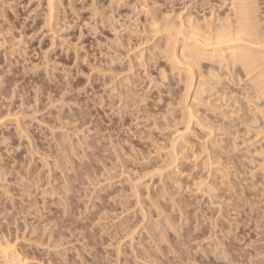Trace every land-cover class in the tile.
I'll list each match as a JSON object with an SVG mask.
<instances>
[{
    "label": "rangeland",
    "instance_id": "1",
    "mask_svg": "<svg viewBox=\"0 0 264 264\" xmlns=\"http://www.w3.org/2000/svg\"><path fill=\"white\" fill-rule=\"evenodd\" d=\"M62 1V0H61ZM60 0H53V2H55L54 4L56 5L57 3H60L61 2ZM69 0H63L61 3H63L62 4V6L60 5V4H57L56 6L54 5V8H55V10H56V7L58 8V13H56L57 11H55V13L56 14H58L56 17H52V20L50 21L51 22V24L49 23V25H50V27H51V25H56L57 26V24H58V26H57V28L55 29V27L56 26H53V27H51V29L52 28H54L55 30H57L56 32H54L53 30H52V32L50 31V27H49V25H48V23H47V12H48V10L47 9H49L50 10V8L48 7L47 8V4L46 3H48L47 2V0H0V31L1 32H3V33H1L0 34V242H2V241H4V242H8V240H9V242L10 243H12V245L14 244V246H16L17 248H16V251H19L18 253H20L22 256H23V258L25 257V255H26V257L25 258H28L29 260V262H28V264L30 263H32V264H117V262L119 263V264H133V260H135V264H143V261H146V260H148L146 263L147 264H154V263H157V264H160V262H156V260H151V258H148V259H144V258H146L145 257V254H147V252L148 251H151L150 253H152L153 251L154 252H156L155 250L160 246V242L161 243H163L164 241H170V243H171V241H173V243L170 245V248L172 249L173 248V245H174V242H175V244L177 245V247H174L175 249L174 250H178V249H176V248H179V250L176 252V253H174V250H172V256L173 257H171V253H170V248H168L169 246H167L168 244H170V243H165V245H164V243L162 244V245H164V246H160V249L162 250V252L160 253V254H158L160 257H161V259H163V258H165L166 256H165V254L166 253H168L167 251L168 250H166V248L167 249H169L170 251H169V255H167V257L165 258V259H163V261H164V263H161V264H168L169 262H171V260H174V262L175 261H177V264H180V262L176 259L175 260V258H178L179 256L181 257L179 260L182 262V260H183V262H182V264L183 263H186V261H187V257H185L184 258V255L186 256V255H188L191 251H193V250H195V246L197 245V246H199L200 247V249L202 248V252H204V251H206V250H204V248L207 246L206 245V240L207 239H205V238H208L209 237V239H210V236H211V240H214V241H210V240H207V241H209L208 242V247H210V248H208V249H210V251L209 250H207L209 253H210V255H211V248L215 245L214 243H224V244H228V241H229V243H230V245H233V248L231 247V246H227V245H224L225 247V249L226 248H228V250H227V254H220V253H222L221 251H223V247H220V248H222L221 249V251H220V248L218 249V247L219 246H217V245H215V247L217 246V248H215V250L214 251H212V253H214V254H216L215 256H213L212 255V257L211 256H209V255H207V257L205 256L206 254H205V252H204V256H205V258H204V256L203 257H201L202 256V254H200L199 253V251H200V249L198 248V247H196L197 249L196 250H198L199 249V251H197V253H199L200 255H198L197 253H195V252H191L190 254L194 257V253H195V257H194V259L192 258V257H190L191 258V261L190 260H188L187 261V264H189L190 262L192 263V261L193 260H198L197 261V263H199L201 260H202V258H203V260L200 262V263H202L203 262V264H208L207 262H204V260L206 259H208L207 261L208 262H211V263H209V264H215L216 262H217V259L220 257V256H224V255H226V257H228L227 259V261H228V263L229 262H231L232 260L229 258V257H234V256H237V259L238 260H240V258H239V256L241 255H239V253H241V251H245L244 252V256H245V254H247L248 252H253L252 254V257H256V254H258L259 252H260V250L258 251V253H256L255 251H254V249H255V247H253V246H255V245H257L258 244V242H257V240H256V242L253 240L255 237H256V232H259L258 230H260L259 228H258V230L257 231H255V233H254V230L255 229H257L256 228V226H254V225H252L251 226V224L250 223H248L249 221V218H246L245 216H244V214H246L245 212H244V210L246 211V212H248L247 210L249 209V207L250 206H252V205H254V204H256V207H259V204L261 205V206H263L261 203H258V202H260V201H254V198L255 197H253L252 196V198H253V200H252V198H250L249 197V199L251 200V201H254V203L253 204H251V205H247L246 204V202L248 201V199L247 200H242L243 198H244V196L246 197V195H249V194H251V192H252V190L250 191L247 187L249 186H247V184L246 183H248V184H250V183H252V182H248V181H252V179H249V180H246L245 181V178L246 179H248L249 178V174H248V172H250V171H247V168L248 167H250L251 166V169L253 170L255 167H253L254 165L256 166V164H257V161H259V160H264V159H262L263 157V155L261 156L260 154V157H256V159H255V157H254V159L256 160L253 164H252V162H251V159H253V157H252V152L253 151H255V150H253L254 148H258V149H256V152L259 150V145L261 144L259 141H260V136L259 137H257L256 136V134L254 135V133H255V131H253V132H249L248 134L246 133V131L244 132V125H242V127H236V128H240V129H235V132H236V130H237V132H238V130H240L239 132H238V137L240 138L241 137V139H238V137L236 136L235 137V139L236 140H238V141H236L235 139L233 140L234 142H235V144L236 143H238V144H240L241 146V148H238L239 147V145H237V146H235L234 145V147H236V148H233V142L231 141L232 140V137L231 138H229V137H227V139L229 140V145L230 144H232V146H230L231 147V149L233 148V150L234 149H236L235 150V152H232L233 150H231V152H229L230 151V149H229V151L227 150L228 148V143H227V145H226V140L224 139V138H226V135L228 136V134H229V136H232L231 134L233 133V135L235 134V132L234 131H232V130H234V127L233 128H228V127H226V125H228V123H230V119L231 118H234V116L236 117V115L234 114V116H230V114H231V112H229V111H226L227 112V114H226V112L224 111V110H231L232 108L234 109V106H232V108L231 109H228L229 107H227V106H229V105H231V103L233 102V100L234 99H236V98H240L241 96H242V94L243 93H241V92H243V91H241L242 89L240 88V82H239V84H238V81H237V84L239 85H236V81L235 82H232L231 83V86H229L230 85V82H231V80H230V82H229V85H227L230 89L232 88H234L233 90L231 89H228L227 87H225V84H226V82H227V80H225L226 82H225V84L223 83V82H220L222 85H223V88H224V91L222 90V92H224L225 93V95H224V93H223V95L226 97V96H228L227 95V91L229 90V93L228 94H230L229 96L231 97L232 95V97H231V99H230V101L228 100V102H227V106L225 107V108H223L226 104H223V103H221V104H223L222 105V107H221V104H220V100H219V95H218V93H217V96H215L216 95V92H214V94H213V91H216V89H214L212 92H210V93H208V94H206L207 96H208V98L206 97V95H205V101H204V103L203 104H201V105H203L202 107H205V109L207 110V109H209V108H211V106H212V102H213V100L214 99H216V101L214 100V102L215 103H217V102H219V103H217V106H218V104H219V106L221 107H217V106H215V107H217V109H215V108H211V110L212 109H214V110H212L213 112H215V114L217 113V114H219V115H217V117H219V118H221V119H217V117H216V115H215V117H216V120H218V121H223L222 123H221V121L219 122V124L221 123V127H223L222 125H224V129H221V127H219V133H216V135L217 136H219L220 137V135L221 134H223L224 132H226V135H225V137L223 138V137H221V140L222 141H224V143L225 144H223V142H221V140L220 141H218L219 139H218V137H215V135H212V137L210 136V132H212L213 130L215 131L216 129V131L218 132V128L216 127V126H219V124L217 125L216 124V122H218V121H216V120H214V114H213V112H211L209 115L207 114V111H209L210 112V109L209 110H207V111H205V109H204V111H203V108L200 106V102H198L199 100H197V101H195L194 102V95L193 94H191V92L192 93H194V90L196 89V87H197V84L195 83V81L197 82V81H199V79H200V77L198 76V78L199 79H197V76L195 75L194 76V78H193V82H190L191 84V86L189 87L187 84L188 83H181V82H183L182 81V75L181 74H185V73H183V72H186V74L187 73H189L190 74V72H188V69H189V67H187V65H185V64H176V63H174L173 61L172 62H170V59L169 58H167V55H166V53L164 54V50H166L165 48H164V50H163V44H164V40H167L168 42L167 43H170L171 44V42H170V39H174V37H178V39H176L175 38V40L177 41V43H175L174 44V48L176 49V51H177V53H180V49H181V47H182V43L184 42V41H181L182 39H183V37H184V33L186 34L187 32H189L191 29H189V28H187L188 30L187 31H185L184 32V30H186V29H184V25L187 23V20L186 19H184V17L188 14V16H190L191 17V20L190 21H194V22H198L199 21V23H201L202 25H205L206 24V21H205V19H206V17L204 16V15H208L209 16V13L208 12H210V14H211V12H212V10L211 11H209L208 10V8L209 9H213V10H217L218 12H214L213 11V16H214V18H215V15L214 14H221V15H225V13H224V11H225V9H227V6H226V8L225 7H223L222 9H219V7L217 8L216 6L217 5H215V3H219V4H221V2H222V4L221 5H225L224 3H223V1L224 0H214L215 2L213 3L212 1L213 0H209V1H211L210 3H212V4H214V6L216 7H210L211 5H209L210 3H209V1L208 0H205L206 2H202L203 3V6H201L202 8H200L199 7V5H200V1H202V0H181V1H179V0H173V1H171V0H168V1H170V2H168L167 0H142V1H144V3H142V1L141 0H114V4L116 5V3H115V1H117V5L115 6V5H113V0L112 1H109V0H71V1H69ZM109 1V2H108ZM119 1H120V3H119ZM122 1V2H121ZM127 1V2H126ZM132 1H134L135 3H134V6H132L133 5V3H132ZM146 1V2H145ZM166 1L168 2L167 4H166ZM178 1L180 2L179 4H178ZM187 3H185V2ZM200 3H199V2ZM218 1V2H217ZM91 2V3H90ZM97 2V3H96ZM123 2L125 3V4H123ZM151 2H153V3H151ZM171 2H173V6H174V9L173 8H171L170 6H172V5H170V3ZM177 2V3H176ZM183 2V3H182ZM74 4V6L72 5V7H71V4ZM92 3L95 5V7H96V5H97V7L95 8V9H97L96 11H98L99 9H101L100 10V12L101 11H103L101 14H100V12H97V15L99 16V15H103L102 16V18H101V16H97V15H94V14H96V11L94 10V5H92ZM108 3V4H107ZM110 3V4H109ZM112 3V4H111ZM118 3H119V6H122V7H119L118 6ZM121 3L123 4V5H121ZM127 3V4H126ZM128 3H130V4H128ZM142 3V4H141ZM146 3V4H145ZM149 4V6H147L148 4ZM175 3V4H174ZM204 3L206 4V5H204ZM69 4H70V6H69ZM99 4V5H98ZM145 4V5H144ZM154 4V5H153ZM172 4V3H171ZM185 4H186V6H185ZM218 4V5H219ZM50 5V4H49ZM63 5L65 6V8L64 9H66V10H64L63 9ZM110 5V6H109ZM111 5H112V7H113V9L114 10H112V8H111ZM128 5H129V7H130V9H128ZM166 5L167 6H169L168 8H170V9H167V7H166ZM189 5H191V7L189 6ZM202 5V4H201ZM226 5H228L229 6V4H228V2L226 3ZM90 6V7H89ZM118 6V7H117ZM127 6V7H126ZM145 6H147V7H145ZM152 6L153 7H155L157 10H155V8H152ZM172 6V7H173ZM178 6V7H177ZM183 6V7H182ZM184 6L186 7V8H184ZM205 6H207L206 8H205ZM213 6V5H212ZM220 6V5H219ZM2 7H4L3 9H2ZM103 7V8H102ZM116 7H117V10H116ZM132 7H133V9H132ZM134 7H135V10H134ZM145 7V8H144ZM222 6H220V8H221ZM71 8H74L73 10L71 9ZM85 8V9H84ZM87 8V9H86ZM99 8V9H98ZM111 8V10L112 11H114L115 13H113L112 12V14L110 13L109 14V12H111V10H109ZM150 8H152V9H150ZM182 8H183V10L185 9V13H184V11L182 10ZM199 8V9H198ZM229 8V7H228ZM72 10V12H71V10ZM76 9V10H75ZM84 9V10H83ZM91 9H92V11H95V13L93 12V15L94 16H96V18L95 19H93V17L91 16L92 15V12H91ZM105 11H104V10ZM132 9V10H131ZM146 9H147V13H148V15H146ZM149 9V10H148ZM172 9V10H171ZM179 9H180V13L181 14H179L180 15V17H179V15H178V17L182 20H179V18H178V23H179V26L181 25L180 24V21L183 23V21L184 22H186L185 24H182L183 25V27H181V28H183V29H181L180 27V29H181V31H180V29L179 30H177V32H175V34H172V32L174 33V31H175V27H177L176 26V24L174 25V23L175 22H177V21H174V17L176 18V20H177V14L179 13ZM189 9H191V11L189 10ZM223 9H224V11H223ZM151 10V11H150ZM153 10H155V12L153 11ZM204 10V11H203ZM220 10L222 11L221 13H220ZM1 11H2V13H1ZM51 11H54L53 9L51 10ZM50 11V12H51ZM66 13H65V12ZM116 11H117V13H116ZM130 11H132L131 13H130ZM158 11V12H157ZM169 11V12H168ZM173 11V12H172ZM177 11H178V13H177ZM183 11V12H182ZM226 11H228V9L226 10ZM225 11V12H226ZM4 12V13H3ZM50 12H48V14L50 13ZM73 12H74V14H73ZM90 12H91V14H90ZM126 12V13H125ZM150 12H151V14H150ZM153 12V13H152ZM172 12V13H171ZM52 13V15H53V13L54 12H51ZM51 13L49 14V15H51ZM54 13V15H56ZM62 13H65V14H62ZM73 15H72V14ZM99 13V14H98ZM127 13L129 14V15H127ZM154 13H156L157 15V17L156 16H154V18L152 17L153 15H155ZM170 13V14H169ZM191 13V14H190ZM206 13V14H205ZM223 13V14H222ZM3 14V15H2ZM4 14H6L5 16H4ZM46 15V17H45V15ZM75 14H77L78 15V17L75 15ZM107 14H108V16H107ZM124 14V15H123ZM153 14V15H152ZM184 15V17H182L183 15ZM190 14V15H189ZM51 15V16H52ZM65 15H66V17L68 18V20L66 21L65 20ZM70 15H72V16H70ZM75 15V16H74ZM109 15L111 16H113L114 18H112V17H109ZM16 16V17H15ZM44 16V17H43ZM51 16H49V17H51ZM59 16V17H58ZM88 16V17H87ZM90 16L92 17V20H91V18H90ZM120 16H121V18H120ZM146 16H148L147 18H146ZM171 16V17H170ZM174 16V17H173ZM188 16H186V17H188ZM193 16V17H192ZM202 16H204L205 17V19H204V17L202 18ZM213 16H210V17H213ZM48 17V18H49ZM98 17V18H97ZM106 17V18H105ZM129 17V18H128ZM150 17H152L153 19L152 20H150L151 18ZM155 17H156V19H159V21H161L160 20V18L161 19H163L164 20V22L162 21V23L160 22L159 24H160V26L164 23V24H166L167 26H168V28H169V31L171 30V34L169 33V31H168V29L167 28H164L165 30H167V31H163V30H160V29H158V27H159V24H158V20H156L155 22H157L156 23V25L158 26V27H156L157 29H155V27L153 26V24H152V22H154V20H155ZM173 17V19H171ZM3 18V19H2ZM46 18V22L45 23H47L46 25L43 23V21H45V20H43V19H45ZM58 18V19H57ZM73 19V21H72V19ZM108 18V19H107ZM134 18V19H133ZM184 20H183V19ZM214 18H210V20H208V21H212V20H214ZM55 19H57V20H55ZM62 19H64V20H62ZM77 19V20H76ZM96 19H97V22H96ZM114 19H116V20H114ZM118 19V20H117ZM125 19V20H124ZM204 19V20H203ZM207 19H209V17H207ZM5 20V21H4ZM55 20V21H54ZM75 20V21H74ZM84 20H85V22H87V23H84ZM89 20L91 21V23L89 22ZM94 20H95V23H94ZM101 20H102V22H101ZM103 20H104V22H103ZM107 20H109V21H107ZM111 20V21H110ZM112 20H114V21H112ZM128 20H130V21H128ZM148 20H150V21H148ZM188 20V21H189ZM3 21H4V23H3ZM52 21H54L53 23H52ZM58 23H57V22ZM63 21V22H62ZM70 21V22H69ZM100 21V22H99ZM116 21V22H115ZM135 21V22H134ZM174 21V22H173ZM203 21H205L204 23H203ZM10 22V23H9ZM64 22H67V24L68 23H70L69 25L70 26H66L65 24H64ZM111 22V23H110ZM113 22H115V23H113ZM129 22H131L132 24H131V26L129 25ZM150 22V23H149ZM64 24V26L67 28V30H66V28H64V26H63V24ZM75 23V24H74ZM97 23V24H96ZM108 23H110V25L108 24ZM119 23V24H118ZM126 23V24H125ZM177 23V24H178ZM189 23V22H188ZM40 24H42V26H40ZM93 24H94V26H95V28H94V26H93ZM97 25V27H96V25ZM114 24H116V25H119V26H116V25H114ZM126 26H125V25ZM128 24V25H127ZM164 24L162 25V26H164ZM13 25V26H12ZM43 25H45V26H43ZM72 25V26H71ZM86 27H85V26ZM100 25H103V26H100ZM112 25V26H111ZM113 25H114V27H113ZM121 25V26H120ZM80 26V27H79ZM94 28L96 31H94V29H93V31L95 32V33H93V31H92V28ZM116 26V27H115ZM130 26V30L131 29H133V32L135 33H133V34H130V32H132V31H129V29L127 28V27H129ZM161 26V27H162ZM185 26H188V24L187 25H185ZM40 27H42V28H40ZM46 27V28H45ZM49 29H48V28ZM68 27H69V29H68ZM91 28V30H90V28ZM111 29H110V28ZM114 28V30H116V31H114L113 30V28ZM118 27V28H117ZM122 29H121V28ZM161 27H159V28H161ZM166 27V26H165ZM189 27H190V25H189ZM61 28H62V30H61ZM89 28V29H88ZM119 30V31H117V29ZM123 28H124V30H123ZM186 28V27H185ZM191 28V27H190ZM6 29V30H5ZM13 29V30H12ZM39 29V30H38ZM98 29V30H97ZM128 29V30H127ZM178 29V28H177ZM48 30V31H47ZM62 32H61V31ZM82 30V31H81ZM124 31V33H122L123 31ZM9 31H11V32H9ZM129 31V32H128ZM159 32L158 34H157V32ZM182 31H183V33H182ZM58 32V33H57ZM81 32V33H80ZM117 32V33H116ZM164 32H166L167 33V35H166V33H164ZM179 32H180V34H182V35H180L179 34ZM54 33H56L55 35H53ZM119 33V34H118ZM162 33V34H161ZM168 33H169V35H172L171 37L172 38H170L169 36H168ZM82 34V35H81ZM124 34H126V35H124ZM130 36H129V35ZM157 34V35H156ZM178 34V35H177ZM11 35V36H10ZM69 35V36H68ZM79 35V36H78ZM117 37H116V36ZM121 35V36H120ZM131 35H133V36H131ZM175 35V36H174ZM187 35V34H186ZM3 36H5L4 38H3ZM7 36V37H6ZM16 36V37H15ZM105 36V37H104ZM123 36V37H122ZM135 36H136V38H135ZM158 36V37H157ZM167 36V37H166ZM61 37H62V39H61ZM107 37V38H106ZM120 37V38H119ZM129 39H131V41L130 40H128V38ZM159 37L160 38H162V39H160L161 41H164V42H160V40H159ZM169 37V38H168ZM180 37V38H179ZM52 38H53V41H52ZM67 39V40H65L64 41V39ZM114 39V40H111V39ZM122 38V39H121ZM138 38V39H137ZM164 38H166V39H164ZM168 38V39H167ZM4 41H3V40ZM16 39V40H15ZM99 41H98V40ZM118 39V40H117ZM143 39V40H142ZM179 39H181V40H179ZM5 40H7V42H5ZM21 40V41H20ZM96 40H97V42H98V44H97V42H96ZM110 40H111V42H110ZM121 40L123 41V44H121L122 42H121ZM127 40H128V43H127ZM175 40H173V42H176ZM1 41H3V42H1ZM10 41V42H9ZM23 41V43H21ZM61 41V42H60ZM114 41H116V43L114 42ZM119 41V42H118ZM126 41V42H125ZM132 41H133V43H132ZM139 41V42H138ZM172 41V40H171ZM20 42L21 44H18V43ZM51 42H53V44L51 43ZM63 42H65L64 44H61V43H63ZM106 42V43H105ZM114 42V43H113ZM130 42H131V44H130ZM50 43H51V45H50ZM56 43V44H55ZM110 43V44H109ZM119 43V44H118ZM125 43H126V45H125ZM161 43V44H160ZM13 44V45H12ZM16 46H15V45ZM55 44V45H54ZM112 44H113V46H112ZM118 44V45H117ZM129 44H130V46H129ZM170 44H168V45H170ZM63 47H62V46ZM75 45H77V46H75ZM92 45V46H91ZM101 45H102V47H101ZM106 45H110L112 48H113V50H112V48L109 46H106ZM117 45V46H116ZM122 45V46H121ZM124 45V46H123ZM137 45V46H136ZM163 45V46H162ZM172 45H173V43H172ZM171 45V46H172ZM15 46V47H14ZM19 46V47H18ZM61 46V47H60ZM106 46V47H105ZM135 46V47H134ZM180 46V47H179ZM18 47V48H17ZM75 47H77V48H75ZM82 47V48H81ZM98 47H100V49H101V51H100V49H96V48H98ZM116 47V48H115ZM121 47H123V48H121ZM137 47V48H136ZM139 47V48H138ZM145 47V48H144ZM165 47V46H164ZM25 48V49H24ZM84 48V49H83ZM105 48H107V50H105ZM109 48H111V49H109ZM167 48V47H166ZM78 49H79V51H78ZM115 49V50H114ZM75 50H77V51H75ZM105 51V53H104V51ZM113 51V53L115 54H113L112 53V51ZM117 50H118V52H117ZM147 52H146V51ZM183 50V49H182ZM99 51V52H98ZM109 51H111V53H112V55H111V53H109L110 55V57L108 56V54H106L107 52ZM141 51V53H143L142 55L141 54H139V53H137V52H140ZM145 51V52H144ZM77 52V53H76ZM92 52H93V54H92ZM102 52V53H101ZM136 52V53H135ZM182 52V51H181ZM24 53V54H23ZM76 54V55H75ZM102 54V55H101ZM104 54H106V57L104 58ZM145 54V55H144ZM79 55V56H78ZM84 55V56H83ZM118 55H120V56H118ZM135 55H138V56H135ZM139 55H140V58H142L143 59V61L146 59L147 61L145 62H142V60H140L139 59ZM78 56V58H75V57H77ZM86 56V57H85ZM114 58H113V57ZM142 56V57H141ZM144 56V57H143ZM180 56H181V53H180ZM119 57V58H118ZM136 57H138V60L136 59ZM146 57V58H145ZM16 58V59H15ZM85 58V59H84ZM95 58V59H94ZM116 58H117V60H116ZM75 59V60H74ZM83 59H84V61H83ZM114 59V60H113ZM99 60V61H98ZM111 60V61H110ZM132 60H133V63H130V61L132 62ZM74 61V62H73ZM77 61V62H76ZM83 61V62H82ZM106 61V62H105ZM140 61V62H139ZM12 62V63H11ZM85 62V63H84ZM112 62V63H111ZM168 62H170V65H169V63ZM48 63H49V65H48ZM142 64V63H145V64H142V65H144V66H141V65H139V64ZM110 64V65H109ZM112 64V65H111ZM129 64V67L127 66ZM130 64H132L131 66H130ZM134 64V65H133ZM204 63H202V65H201V70L204 72V75L205 76H207L206 74H207V72H208V68L205 66V65H207L208 66V64L207 63H205V65H203ZM108 65V66H107ZM150 65V66H149ZM175 65V66H174ZM180 65L182 66L183 65V67H180ZM112 66H114V67H112ZM133 66V67H132ZM141 66V67H140ZM172 66H174V67H172ZM179 66V67H178ZM186 66V67H185ZM27 67V68H26ZM128 67V68H127ZM130 67H132V68H130ZM177 69H176V68ZM109 68V69H108ZM113 68V69H112ZM161 68V69H160ZM175 68V69H174ZM183 68V69H182ZM186 68V69H185ZM112 69V70H111ZM127 69H129V70H127ZM181 69V70H180ZM207 69V70H206ZM161 70H163V71H161ZM178 70H179V72H181V74L179 75V76H181L180 77V79L179 80H177L178 78H179V76L177 75L178 74ZM185 70V71H184ZM190 71V70H189ZM206 71V72H205ZM15 72H16V74H15ZM161 72H163V73H161ZM209 73V72H208ZM134 74H135V76H134ZM150 74V75H149ZM160 74H161V76H160ZM163 74V75H162ZM174 74H176L177 75V77H176V75L175 76H173ZM114 75V76H113ZM168 75V76H167ZM210 75L211 74H208V77H206L207 79H209V77H210ZM223 74H219V76H222ZM187 76V75H186ZM224 76V75H223ZM111 77V78H110ZM127 77V78H126ZM128 77L130 78V79H128ZM162 77H165L164 79V81H162L161 79H163ZM167 77V78H166ZM176 78L175 79V81H173L172 80V78ZM224 77H226V76H224ZM223 77V78H224ZM65 78H66V80H65ZM124 78V79H123ZM160 78V79H159ZM185 78V75H184V77H183V79ZM222 78V77H221ZM23 79V80H22ZM150 79H152L151 80V82H150ZM188 79V78H187ZM109 80H111V81H109ZM133 80V81H132ZM15 81V82H14ZM51 81V82H50ZM104 81V82H103ZM126 81V82H125ZM166 81V82H165ZM168 81V82H167ZM178 81H180V83L178 84ZM186 81V80H185ZM102 82L104 83V85L102 84ZM121 82V83H120ZM177 82V83H176ZM62 83V84H61ZM118 83V84H117ZM127 83H128V85H127ZM131 83V84H130ZM160 83H161V85H160ZM162 83H164V85L162 84ZM167 83H169L168 84V87H167ZM176 83V84H175ZM193 83V84H192ZM220 83L218 84V85H220ZM234 83H235V85H234ZM242 84H244L243 82H241ZM120 84V85H119ZM123 84V85H122ZM177 84H178V86L179 87H177ZM228 84V83H227ZM15 85V86H14ZM27 85V86H26ZM176 85V86H175ZM183 85H184V88H183ZM221 85V86H222ZM17 86V87H16ZM66 86V87H65ZM71 86H72V88H71ZM77 86V87H76ZM164 86H166V88H165V91H164V87H163V89H162V87ZM170 86H172V87H170ZM221 86H219V88H221ZM234 86V87H233ZM238 86V87H237ZM85 87V88H84ZM118 87V88H117ZM119 87H120V89L122 90H120L119 89ZM129 88V90H128V88ZM131 87H132V89H131ZM134 87V88H133ZM161 89H160V88ZM192 87H193V89H192ZM235 87H237V89L235 88ZM30 88V89H29ZM43 88V89H42ZM66 88V89H65ZM74 88V89H73ZM77 88V89H76ZM114 88H116V89H114ZM125 88V89H124ZM159 88V89H158ZM169 90H171V91H169L170 92V96H168V95H166V92L168 91V89ZM170 88H174V89H170ZM179 88V89H178ZM191 88V89H190ZM23 89V90H22ZM81 89V90H80ZM117 89H119V91H117ZM125 91H124V90ZM130 89H131V91H130ZM181 89H183L182 91L183 92H181V94H182V97L180 96L181 94H179L180 92H179V90H181ZM188 89H190V90H188ZM228 89V90H227ZM239 89H240V92H239ZM13 90H15V92L13 91ZM40 90V91H39ZM68 90V91H67ZM134 90V93L132 92ZM236 91V92H233V91ZM18 91V92H17ZM63 93H62V92ZM64 91H65V93H64ZM85 91V92H84ZM121 91V92H120ZM128 91H130V92H128ZM160 91H163V92H160ZM172 91H173V94H172ZM220 91H221V89H220ZM219 91V94L220 93H222V92H220ZM50 92V93H49ZM120 92V93H119ZM125 92V93H124ZM132 92V93H131ZM138 92V93H137ZM140 92V93H139ZM176 92V93H175ZM231 92H232V94H231ZM237 92H238V94H237ZM11 93H12V95H14V96H12L11 95ZM22 93V94H21ZM37 93V94H36ZM80 93V94H79ZM119 93V94H118ZM123 93V94H122ZM136 93V94H135ZM164 93V94H163ZM240 93H241V95H240ZM49 94V95H48ZM65 94V95H64ZM96 94V95H95ZM120 94H122V96L123 97H120ZM124 94H126V95H124ZM133 94V96H129V95H132ZM134 94L136 95V97L137 98H135V96H134ZM163 96H162V95ZM215 96V97H213V95ZM36 95V96H35ZM100 95H102L101 96V99H100ZM128 95V96H127ZM174 95H175V97H174ZM212 95V96H211ZM7 96H10V97H7ZM60 96V97H59ZM118 96V97H117ZM124 96H127V97H124ZM140 96L141 97H143L144 99H147L148 98V100H145L144 102H143V98H142V102L141 101H139L141 98H140ZM173 96V97H172ZM191 96L193 97V98H191ZM209 96H211V98L209 97ZM219 96V97H218ZM228 96V97H229ZM18 97V98H17ZM34 97H36V100L34 99ZM63 97V98H62ZM72 97V98H71ZM138 97L140 98V99H138ZM147 97V98H146ZM155 97V99L154 100H156L157 99V104H155L156 103V101H154L155 103V105H156V108H154L155 107V105H153V98ZM184 97V98H183ZM186 97V98H185ZM217 97V98H216ZM221 97H222V95H221ZM220 97V99L222 100H224V103H225V97L223 98H221ZM243 97V96H242ZM38 98V99H37ZM48 98V99H47ZM59 100H58V99ZM111 98V99H110ZM116 98V99H115ZM122 98H125L124 100H127V101H124ZM127 98V99H126ZM134 99L135 98V100L137 101H135V100H133V101H131V105L130 104H128V103H125V102H129V99ZM159 98V99H158ZM163 99V101H162V99ZM170 98V99H169ZM174 98H176V101H177V99L179 98V101H180V99L181 98H183V99H185V103L183 102L182 103V99H181V103L180 104H177L176 103V101L174 100ZM21 99V100H20ZM50 99H51V102H50ZM57 99V100H56ZM71 99V100H70ZM118 99V100H117ZM120 99V100H119ZM138 99V100H137ZM212 101H210V100ZM228 98L226 97V100H227ZM233 99V100H232ZM54 100H55V102H54ZM67 103H62V102H64V101ZM73 100H74V102H73ZM101 100H103V102H101ZM113 100V101H112ZM158 100H160V101H158ZM167 100V101H166ZM168 100H171V101H168ZM173 100L175 101L174 102V104H175V106H172L173 104H169V105H171L170 107H168L167 106V102L169 103V102H171V103H173ZM209 100V102H211V103H209V102H207ZM20 101H21V103H20ZM37 101V102H36ZM69 101H71L70 103H68ZM118 101V103H116ZM122 101V102H121ZM139 101V102H138ZM152 101V102H151ZM35 102H36V104H35ZM114 102V103H113ZM123 103V105H124V107H123V105H121L120 103ZM135 102V103H134ZM166 102V103H165ZM178 102V101H177ZM197 102H198V104H197ZM213 102V103H214ZM223 102V101H222ZM25 105H23V104ZM31 105H29V104ZM32 103V104H31ZM52 105H51V104ZM54 103V104H53ZM60 103V104H59ZM75 103V104H74ZM109 103V104H108ZM130 103V102H129ZM146 103H148V104H146ZM151 103H152V106H151ZM179 103V102H178ZM201 103H202V101H201ZM207 103V105H205L204 106V104H206ZM215 103H214V105H215ZM17 104V105H16ZM20 104L22 105V106H20ZM63 104H64V106H63ZM72 104H74V105H72ZM99 104H101V105H99ZM138 104V105H137ZM177 104V105H176ZM185 104H186V106H185ZM229 104V105H228ZM54 105V106H53ZM58 105H59V107H58ZM120 105H121V107H120ZM144 105V106H143ZM148 105H150V106H148ZM184 105V106H183ZM49 106V107H48ZM53 106V107H52ZM68 106V107H67ZM75 106V107H74ZM79 106V107H78ZM140 106V108H138ZM142 106H143V108H142ZM145 106H148V110H150L149 112L152 114V113H154L155 114V118H153V116H151L150 115V113L148 112V110L146 109V107ZM198 106H200V107H198ZM236 106V105H235ZM23 107V108H22ZM28 107V108H27ZM32 107V108H31ZM45 107V108H44ZM51 107V108H50ZM81 107H82V109H81ZM124 108L125 109V111L126 112H129V113H126L125 115H123V113L121 114V112H120V110L121 111H123V109H120V108ZM131 107V108H130ZM167 107V108H166ZM175 107V108H174ZM182 107H187V108H185L186 109V111L188 110V112L187 113H185V109H183V111H182ZM209 107V108H208ZM49 108V109H48ZM59 110L60 112L58 113V111L56 110ZM64 110H63V109ZM67 108H69V109H67ZM73 108V109H72ZM80 108V109H79ZM117 108H118V110H117ZM126 108H130V109H132V110H130V109H127L126 110ZM162 108V109H161ZM173 108V110H180L181 109V111L183 112V114H180L181 112H178V110L176 111V113L173 111V110H171ZM200 108V109H199ZM218 108H220V111H219V109ZM37 109V110H36ZM79 109V110H78ZM110 109H112V110H110ZM120 109V110H119ZM153 109H155L154 111H153ZM161 109V110H160ZM167 109H169V110H167ZM20 110H21V112H20ZM35 110V111H34ZM43 110V111H42ZM137 110H141L140 112H143L142 110H144V116H143V118H140V116L142 115V113H140L139 114V111H137ZM160 110V111H159ZM166 110H167V112L168 111H170L171 110V112H173L172 113V116L170 115V113L168 112V114L169 115H166L167 113H166ZM190 110L192 111L193 110V113H194V116H192V117H190ZM36 111L39 113H36ZM42 111V112H41ZM54 111V112H53ZM56 111H57V113H56ZM78 111H80V112H78ZM115 111V112H114ZM120 112V113H117V112ZM131 111H132V113H131ZM136 111V112H135ZM159 113H158V112ZM200 111V112H199ZM12 112V113H11ZM16 112H18L17 113V115H16ZM32 112H33V114H32ZM47 112H48V114H47ZM64 112V113H63ZM134 112H135V115L133 116V114H134ZM138 112V115L136 114ZM146 112H147V114H146ZM157 112V113H156ZM177 112H178V114H177ZM201 112H203V113H201ZM204 112H205V115H203L204 114ZM228 112H229V115H228ZM21 113H22V116H21ZM29 113V114H28ZM52 113V114H51ZM54 113V114H53ZM62 113V114H61ZM69 113V114H68ZM78 113H81L80 115L81 116H79V117H81V118H79V117H77V114ZM223 115H222V114ZM13 114H14V116H13ZM19 114V115H18ZM58 114H60V115H58ZM70 114H71V116H70ZM118 114H121L120 116L121 117H119V115ZM127 114H129L128 116H127ZM147 116H146V115ZM159 116H161V117H158V115ZM184 114H188L187 115V118H188V122H189V124L187 123V125L189 126V130H190V128H191V136L192 135H194L193 136V139L190 137V133H188L189 132V130H188V132H186L188 135H186L187 137H188V141L187 140H185V142H184V140H183V138H182V136H184L183 135V132H182V134H181V131H180V129H183V127L182 126H180L179 124V127H180V129H179V127H178V125H177V122H176V125H177V127H178V129L177 130H179L180 132H177V134H179L178 136H180L181 138H182V140H180V139H178L179 137H176L179 141H180V143H182V145L179 143V142H177L178 140H176L175 141V139L176 138H172V140L173 141H175L176 143H179L180 144V146H179V144H177L178 146H176V143H174V148L175 149H177L176 147H178V151L176 150V151H174V152H177L176 154H178V152L180 153L181 151H182V149H184L185 147L183 146V143H184V145L187 147V144L189 143V141L191 140L192 142L193 141H195L194 143H189L188 144V147L187 148H185V150H183V152L184 153H180L179 154V156L178 155H176L178 158L180 157V159H181V157H182V160H180V162H183V164L181 165L180 163H179V160L177 159V158H175V155H174V158L176 159V162L174 163V161H172V158H171V162L170 163H168V162H164V161H166V160H170V156H173L172 155V146L170 147V145H173V142H172V140L170 139H167L168 138V136H169V138L171 137L170 135L171 134H173L172 132L174 131V130H176V128L177 127H175L174 125V123L173 122H175V121H178V119L177 120H174V116H175V118H180V115H182V117L180 118V121H181V125H182V123L184 124V122H186L185 121V119L186 118H184L183 116H184ZM212 114H213V116H212ZM226 114V115H225ZM27 115V116H26ZM37 115V116H36ZM66 115L67 116H69V117H66ZM113 115H115L114 117H112ZM137 115V116H136ZM148 115H150V116H148ZM153 115V114H152ZM174 115V116H173ZM201 115V116H200ZM206 116V119L209 117V120L210 121H208V126H210V125H212L214 122V125H215V128H214V125H212L213 127L210 129L209 127H207V125H205V127H207V131L206 132H204L203 131V129H201L200 130V128H204L205 129V127L203 126L204 124H203V122L204 121H206V119H202V117L203 116ZM207 115H208V117H207ZM232 115V114H231ZM2 116V117H1ZM15 116H17V117H15ZM52 116V117H51ZM59 116V117H58ZM86 116V117H85ZM124 117V119H122L123 117ZM137 117V119L135 120V118ZM148 118L147 120H150V121H147V122H145L146 120V117ZM168 116V117H167ZM178 116V117H177ZM186 116V115H185ZM225 116L227 117V118H225ZM231 117L230 119H228V117ZM13 117H15V118H13ZM36 117V118H35ZM58 117V118H57ZM73 117V118H72ZM83 117V118H82ZM92 117V118H91ZM135 117V118H134ZM152 117V118H151ZM170 117H172V118H170ZM211 117V118H210ZM29 118V119H28ZM35 118V119H34ZM50 118V119H49ZM56 118L58 119V120H56ZM64 118H67L66 119V121H63V119ZM74 118H78L79 120L77 121L76 119H74ZM134 118V119H133ZM139 118V119H138ZM162 118H165L166 119V121L168 120H170V122H168L169 124H170V126H174L175 127V129L174 130H171V129H169L170 128V126H168L167 125V123H166V121L164 122V120H162ZM21 119V120H20ZM44 119V120H43ZM91 119V120H90ZM112 119V120H111ZM121 119V120H120ZM131 119H132V121H131ZM151 119H155L154 121L155 122H153V120H151ZM157 119H159V120H157ZM173 119V120H172ZM184 119V120H183ZM225 119L226 120H228L229 122H224L225 121ZM37 120V121H36ZM42 120V123L40 122ZM61 121V123H60V121ZM65 120V119H64ZM67 120H68V123H67ZM75 120H76V122H75ZM82 120V121H81ZM135 120V121H134ZM143 120V121H142ZM162 120V121H161ZM182 120L184 121V122H182ZM208 120V119H207ZM11 121V122H10ZM16 121H18V122H16ZM58 121H59V123L60 124H62L61 126H62V128H60V124L58 123ZM70 121V122H69ZM73 121V122H72ZM81 121V122H80ZM88 121H90V122H88ZM120 121H122V122H120ZM130 121H131V123H130ZM142 121V122H141ZM158 121V122H157ZM172 121V122H171ZM191 121V122H190ZM193 121V122H192ZM13 122V123H12ZM16 122V123H15ZM45 122V123H44ZM48 122H52L51 124L50 123H48ZM55 122V123H54ZM63 122V123H62ZM67 124H66V123ZM118 124H117V123ZM124 122H125V125H124ZM157 122V124L159 123V125H158V127H156V125L157 124H155ZM5 123H6V125H5ZM17 123H22V128H25V126H26V129H22L21 128V124L19 125V126H17ZM27 123V124H26ZM31 123V124H30ZM48 123V124H47ZM55 124V126H54V128H53V125L52 124ZM65 123V124H64ZM73 123V124H72ZM83 124V125H85V127L83 126V125H81V124ZM87 123V124H86ZM122 123V124H121ZM145 123V124H144ZM155 124V127H153L152 128V126H154V124ZM174 125H173V124ZM178 123H180L179 121H178ZM191 123V124H190ZM207 123V122H206ZM210 123V124H209ZM224 123V124H223ZM25 126H24V125ZM30 124V125H29ZM59 124V125H58ZM67 125V127L66 126H64V125ZM89 124V125H88ZM143 124V125H142ZM148 124H150V126L148 127L147 125ZM151 124H153V125H151ZM160 124H162V125H160ZM226 124V125H225ZM34 125V126H33ZM45 125H47V126H45ZM69 125V126H68ZM81 125V126H80ZM97 127H96V126ZM124 125V126H123ZM139 125V126H138ZM147 127H146V126ZM167 127H166V126ZM185 125V124H184ZM2 126V127H1ZM16 126H17V128H16ZM40 126V127H39ZM57 126H59V128L58 129H56V131H54L55 130V128H57ZM65 127V130H64V127ZM78 126H80L79 127V129L77 128ZM82 126L84 127V128H82ZM120 126H122V127H120ZM127 128H126V127ZM137 126H138V128H137ZM141 126H144V127H141ZM161 126V127H160ZM164 126H165V128H168V129H166L165 131L166 132H163L164 134H162L161 133V131H164ZM191 126V127H190ZM192 126H194V127H196V128H194L193 129V127ZM20 127V128H19ZM36 127V128H35ZM37 127H38V129H37ZM70 127H72V128H77V130H79V132H77V130L74 128V130H72V128H70ZM116 127H118V128H116ZM125 127V128H124ZM151 127V128H150ZM163 127V128H162ZM48 128V129H47ZM87 128V129H86ZM103 130H102V129ZM104 128H105V130H104ZM147 128V129H146ZM151 129L150 130V132H149V130L148 129ZM158 128H160V129H158ZM227 128V129H226ZM243 128V130H241ZM20 129V130H19ZM45 129V130H44ZM50 129H52V130H50ZM71 129V130H70ZM88 129H90L92 132H93V130H95L93 133L94 134H92V132L90 131V130H88ZM122 129V132L121 131H119V130H121ZM124 129V130H123ZM146 129V130H145ZM152 129H154L153 131H152ZM184 129H185V127H184ZM188 129V128H187ZM192 129H193V132L194 133H196V134H194L193 132H192ZM195 129H197V130H195ZM209 129V130H208ZM213 129V130H212ZM222 130V132H223V130H225L223 133L221 132V130ZM231 129V130H230ZM15 130V131H14ZM25 130H28V131H25ZM38 130V131H37ZM63 130V132H61ZM101 130L102 131H104V132H101ZM130 130V131H129ZM138 130V131H137ZM141 130H143V131H141ZM160 131V133H159V131ZM171 130V131H170ZM210 130H212V131H210ZM230 130V131H229ZM16 131H17V134H16ZM18 131H20V134H21V131H22V133L23 132H28V133H30V134H25V133H23V134H21V135H24L23 137H25V138H23L22 136H21V141L20 142H18L19 141V136H20V134H18ZM33 131V133H31ZM41 131H42V133H41ZM58 131V132H57ZM69 131V132H68ZM72 131H74V132H77V133H79V134H77L78 136H77V138L79 139L80 137H82L81 139H83V138H85L83 141H81V139H79L80 140V143L79 142H77L76 141V139L77 138H75L76 136V134L74 133V132H72ZM99 131V132H98ZM124 131V132H123ZM184 131V130H183ZM199 131V132H198ZM201 131H203L204 133H203V135L206 133V135H208L209 134V136L211 137V138H209V140H208V137L207 136H203L201 133ZM215 131V132H216ZM232 131V132H231ZM243 133H245L244 135H242V132ZM55 132H57V134L55 133ZM60 132V133H59ZM91 132V133H90ZM119 132H121V133H119ZM126 132V133H125ZM143 132V134H140V133H142ZM151 134L150 136H149V133ZM171 132V133H170ZM176 132L174 131V135L176 134ZM215 132H214V134H215ZM228 132H231V133H228ZM240 132H241V135L244 137H242L241 135H240ZM39 133H40V135H39ZM59 133V134H58ZM70 133V134H69ZM101 133H102V135H103V133L105 134V133H107L105 136L106 137H102V135H101ZM160 135H159V134ZM185 133V132H184ZM193 133V134H192ZM213 133V132H212ZM228 133V134H227ZM75 134V135H74ZM96 134V135H95ZM203 137H201L200 135ZM219 134V135H218ZM225 134V133H224ZM237 134V133H236ZM8 135V136H7ZM25 135H27V136H25ZM28 135H29V137H28ZM45 135H47V139H46V136ZM52 135H53V137H52ZM54 135H55V137H60V139H57V138H55L54 137ZM58 135V136H57ZM123 135V136H122ZM159 135V136H158ZM167 135V136H166ZM31 136V137H30ZM44 136V137H43ZM80 136V137H79ZM85 136V137H84ZM95 136V137H94ZM147 136H149V137H147ZM185 136V137H186ZM248 136V137H247ZM253 136H254V138L256 139L255 141H252V138H253ZM26 137H28L27 139H26ZM64 137L65 138H68V139H64ZM87 137H89V138H87ZM124 137H125V139H127V140H125L124 139ZM154 137V138H153ZM156 137H158L157 139H156ZM164 137V138H163ZM166 137V138H165ZM173 137V136H172ZM175 137V136H174ZM194 137H197L196 138V140H195V138ZM198 137L199 138H201V139H198ZM204 137L206 138L207 137V139H205V141L208 143L209 141L211 142V141H214V143H215V145H212L213 144V142H212V144H209V146H208V144L206 145L207 147H211L210 145H212L213 146V149H209V151H207L208 149H206V148H204V140L202 141V139H204ZM234 137V136H233ZM33 139V141H31L32 139ZM40 138V139H39ZM44 138V139H43ZM53 138V139H52ZM55 138V139H54ZM69 138H70V140L72 141V142H70L69 141ZM98 138V139H97ZM101 138H103V139H101ZM105 138V139H104ZM213 138V139H212ZM215 138H217V139H215ZM243 138V139H242ZM22 139H23V141H22ZM26 139V140H25ZM88 139V141L87 142H89V143H87L85 140H87ZM96 139V140H95ZM107 139V140H106ZM153 139V140H152ZM155 139V140H154ZM184 139H186V138H184ZM245 139V140H244ZM259 139V140H258ZM18 140V141H17ZM30 140V141H29ZM44 140V141H43ZM52 140V141H51ZM58 141V140H60L59 141V144H57L56 143V145L53 143V141ZM62 140V141H61ZM65 142H67V143H65ZM67 140V141H66ZM78 140V141H79ZM98 140V141H97ZM157 140V143L159 144L160 143V145H162V146H164L165 148H166V150H164L165 148L164 147H160V145H159V147L162 149V152H166V160L164 159V158H162L161 159V157H164L165 156V154L163 153L162 154V152L160 153V151H161V149L159 148V147H155V145H156V142H155V144H154V141H156ZM158 140H159V142H158ZM162 140H164V141H162ZM199 141V140H201V142H202V146H198V145H200V143L198 144L196 141ZM208 140V141H207ZM215 140H217V142L219 143V142H221L222 143V145H224V146H222V148H221V150H223L224 152L223 153H226V152H228V153H230V154H232V155H230V156H227V155H222L221 153L222 152H218V148H219V150H220V144L219 145H217L216 144V141ZM240 140H242V142H240ZM245 141V143H243L244 141ZM5 143H4V142ZM8 141V142H7ZM29 142V144L31 145V148H33L34 146V150H36L37 149V151H39L40 153H41V155H45L46 157H47V155L49 156L50 155V159L48 158V159H46V157H43V158H45L44 160H46V161H48L49 162V164L52 166V164H54L53 166V168L50 166V167H47V168H43L45 165H46V163H47V166H49V164H48V162H45V163H43L44 162V160H42V156H40V154H39V152H37V151H35V152H33L34 150L33 149H31V148H29L30 147V145L28 146V142ZM54 141V142H55ZM74 141V142H73ZM103 141H105V142H103ZM130 141V142H129ZM151 141H153V142H151ZM164 142V144L162 143V142ZM166 141V142H165ZM169 141H170V145H169ZM31 142L33 143V145L31 144ZM50 142V143H49ZM63 142V143H62ZM81 142H82V144H81ZM83 142H85L86 144H88V145H86L85 146V149H86V147L88 148L87 149V153H83V152H86L85 151V149H83ZM98 142H100V143H98ZM129 142V143H128ZM205 142V143H206ZM228 142V141H227ZM231 142V143H230ZM258 143L259 145L256 147V143ZM261 142H262V140H261ZM39 143V144H38ZM65 143V144H64ZM72 143V144H71ZM78 144V145H76V144ZM98 143V144H97ZM126 143H128V144H126ZM153 143V144H152ZM167 145H166V144ZM172 143V144H171ZM195 143H197V144H195ZM241 143H243V145L241 144ZM249 143V144H248ZM253 143H255L254 145L255 146H251V145H253ZM262 143H264V141L262 142ZM4 144V145H3ZM14 146H13V145ZM16 144L18 145V147L16 146ZM19 144H20V146L21 147H19ZM61 144V145H60ZM70 146H69V145ZM80 144V145H79ZM130 144V145H129ZM191 144V145H190ZM12 147H11V146ZM26 145L28 146V148H26ZM49 145L51 146L50 147V149H48L49 148ZM64 145V146H63ZM73 145H75V146H78L77 148H78V150H74V149H77L75 146H73ZM105 145V146H104ZM169 145V146H168ZM189 145L191 146V147H189ZM193 145V146H192ZM55 146V147H54ZM61 146V147H60ZM62 146H63V149H62ZM68 146V147H67ZM73 146V147H72ZM80 146V147H79ZM102 146H104L105 147V149H104V147H102ZM126 146V147H125ZM128 146V147H127ZM156 146H158V145H156ZM181 146H183L184 148H182ZM217 146V152H212L213 150L215 151V149H214V147H216ZM246 146V147H245ZM61 149H59V148ZM67 147V148H66ZM70 147H71V149H70ZM90 147H92V149L90 148ZM167 147H169V148H167ZM200 147V148H199ZM253 147V148H252ZM26 148V149H25ZM51 148L54 150H59V152H55V150L53 151V150H51ZM67 150V151H65V149ZM72 148H73V150H74V152H75V154H73L74 152H72L71 154H70V150H72ZM126 148L129 150V148H130V151H128V150H126ZM136 148V149H135ZM157 148V149H156ZM159 148V149H158ZM164 148V149H163ZM226 148V149H225ZM245 149L246 148V150H248V151H244L243 149ZM252 148V149H251ZM70 149V150H69ZM83 149V150H82ZM169 151H168V150ZM174 149V150H175ZM187 149H190V150H187ZM196 149H198V150H196ZM204 149H206V151L204 152ZM226 150V152H225V150ZM242 151H241V150ZM18 150V151H17ZM26 150H28L29 152L27 153V151ZM30 150H32L31 151V153H33V156H32V154L30 153ZM41 150H43V151H41ZM50 152H49V151ZM104 150V151H103ZM106 150V151H105ZM110 150V151H109ZM138 150H140L139 151V153H141L142 155H140L139 153H138ZM172 150V151H171ZM193 150V151H192ZM200 150H201V152H203V154L200 152ZM212 150V151H211ZM238 150H240V152L238 151ZM251 150V151H250ZM11 151V152H10ZM63 151V152H62ZM67 153H65V152ZM124 154H122L121 152ZM128 151V152H127ZM142 151V152H141ZM158 151V153H156ZM192 152L191 154L193 155H189L188 157H186V155H188L189 154V152ZM194 151H195V156H194ZM210 151H211V153H210ZM239 153H238V152ZM244 151V152H243ZM43 152H44V154H43ZM68 152H69V155H68ZM81 152V153H80ZM100 152V153H99ZM105 152V153H104ZM120 152V153H119ZM127 152V153H126ZM130 152V153H129ZM151 154H150V153ZM171 152V153H170ZM212 155L211 157L213 158L214 156V161H215V158H216V161H217V158H218V161L216 162V163H214V161H212L211 159L212 158H210V155L208 156V154L209 153ZM243 152V153H242ZM249 152H250V158H249V156H248V154H249ZM29 155V154H31V156L29 155V161H30V164L28 163L29 161H28V159L27 160H25L26 159V156H25V159H24V157H23V154H25V155H27V154ZM57 153V154H56ZM63 155H61V154ZM64 153V154H63ZM146 153H147V155H146ZM159 153H160V155H162L161 157H158L159 156ZM170 153V154H169ZM233 153H235V154H237V155H235V154H233ZM242 153V154H241ZM39 154V155H38ZM85 154H86V160H85ZM105 154V155H104ZM110 154V155H109ZM122 154V155H121ZM126 154V155H125ZM129 154V156H127ZM139 154V155H138ZM174 154V153H173ZM215 154V155H214ZM216 154H218V155H216ZM220 154V155H219ZM243 155V156H246V157H248L250 160H249V162H251V164H248L249 162H247V165H246V161L243 159L242 160V158H244V157H241V155ZM245 154H247V155H245ZM258 154V152L256 153V155ZM22 155V156H21ZM28 155H27V157H28ZM56 155V158L54 157ZM60 155V156H59ZM65 155H67V156H69V157H67V156H65ZM73 155H75V156H73ZM96 155V156H95ZM121 155V156H120ZM156 155H158V156H156ZM236 156V157H234V156ZM255 155V156H256ZM259 155H257V156H259ZM11 156V157H10ZM72 156V157H71ZM95 156V157H94ZM99 156V157H98ZM124 156H125V158H124ZM187 158V159H185V157ZM217 156V157H216ZM238 156V157H237ZM253 156H254V153H253ZM13 157V158H12ZM31 157H32V160H31ZM41 157V158H40ZM59 157V158H58ZM64 157V158H63ZM65 157H67V158H69L68 160L65 158ZM88 157V158H87ZM103 157H105V158H103ZM120 157L121 158H123V160L122 161H124V162H122L121 160H120ZM130 158L129 160H128V158ZM140 157V158H139ZM155 157H157L156 159H155ZM183 157H184V159H183ZM206 157H207V159L208 160H210V162L212 161L213 162V165H210L209 164V161H206L207 159H206ZM210 159H209V158ZM221 157V158H220ZM227 157H228V159H227ZM240 157V158H239ZM19 158H21V159H19ZM37 158H39V159H37ZM53 158V159H52ZM56 160H55V159ZM63 158V159H62ZM71 158L73 159V161H74V163H73V161H71V162H69L70 160H71ZM97 158H99V159H97ZM146 158H148V159H146ZM160 158V159H159ZM219 158H220V160L222 161L223 160V163L224 162H226L227 164H225L224 165V167H223V169L224 168H228L227 170L226 169H224V172L226 173V175H228V177L225 179V177H226V175H223V177H224V185L225 186H223V184H219L220 183V181H221V176H220V178L219 177H217V176H214V175H218L220 172H223V171H220V170H223L222 169V167H219L218 165L220 164L221 166H222V164L219 162L220 160H219ZM226 158V160H224ZM229 158H233V159H239L238 161L239 162H241V163H243L242 165L243 166H241V168H243V167H246V171H245V168H244V171H243V169L240 171V169H239V165H241L240 163L237 165L238 166V168H235V167H237L236 166V162H238L237 160L236 161H234L233 159H232V162H231V164L229 163ZM261 158V159H260ZM18 160V161H16V160ZM105 159H107V160H105ZM110 159H111V162H110ZM140 159L142 160H144V162H143V160L141 161V162H139V163H141V164H137L138 163V161H140ZM146 159V160H145ZM150 159L151 160H153V161H151V163H150ZM254 159H253V161H254ZM22 160V161H21ZM41 160V161H40ZM57 160H58V162H59V164L61 165V166H65V167H68V168H71L72 167V165H74V169L76 170V171H79V169L81 170L80 172H78V174L79 175H83V176H81L82 177V179H81V177L79 176V177H77L78 176V174H77V172H74L72 169L70 170V169H65L64 168V166L63 167H61L60 168V165H59V168H58V166H56V165H58V163H57ZM66 161V162H63V161ZM75 160L77 161V162H75ZM84 160H85V162H84ZM97 160H99V161H101L100 163L99 162H97ZM126 160H128V161H130L131 160V162H129L128 163V161H126ZM147 160L149 161V162H147ZM156 160V161H155ZM168 160V161H169ZM227 160H228V162H227ZM246 160H247V158H246ZM21 161V162H20ZM89 161V162H88ZM106 163H104V162ZM107 161V162H106ZM178 161V162H177ZM231 161V160H230ZM15 162V163H14ZM37 162V163H36ZM68 162H69V164H68ZM99 164H97V163ZM122 162V163H121ZM147 162V163H146ZM162 162H164V163H162ZM174 164H173V163ZM219 162V164L217 165V167H216V164ZM235 162V163H234ZM260 163H262L261 161H259ZM258 162V163H259ZM264 162V161H263ZM13 163H14V167L12 166L13 165ZM20 163H22V168L21 167H19V165L21 166V164ZM28 163V164H27ZM35 163V164H34ZM40 163V164H39ZM41 163H43V164H45V165H43V164H41ZM57 163V164H56ZM67 164V166L65 165V164ZM71 163V164H70ZM85 163V164H84ZM91 163V164H90ZM158 163H159V165H158ZM177 163V164H176ZM180 164V166H178L179 164ZM205 163V164H204ZM234 163V164H233ZM259 163V164H260ZM25 164V165H24ZM31 164H33V165H31ZM39 164V165H38ZM56 164V165H55ZM105 164V165H104ZM122 164V165H121ZM162 164H164L165 166L167 165V164H173V166L174 167H170V168H168L169 170H174V168H176L177 166H178V168L180 167V170L177 168V169H175L174 171H169V170H167L168 172H170L169 174L168 173H166L165 175L163 174V173H161L160 174V177L162 178H160L159 176H158V178L156 177V175L154 176V173L155 172H152L153 174V176L152 175H150V177L152 176L153 178H149V179H151V180H149L148 179V177H149V175H147L148 173H149V170H154V169H152V168H155L156 169V166L158 167V169L161 167L162 169H164V165H162ZM175 164H176V167H175ZM232 164H233V166H232ZM245 164V165H244ZM24 165V166H23ZM26 165H28V166H26ZM39 168H37L36 166ZM69 165V166H68ZM70 165H71V167H70ZM77 165H78V170H77ZM83 165L84 166H86V169H87V171H86V169H84V167H83ZM95 165V166H94ZM97 165V166H96ZM110 165H112V166H110ZM123 165H126V166H123ZM141 165V166H140ZM147 165V166H146ZM162 165V166H161ZM229 167H228V166ZM230 165H231V169H230ZM253 165V166H252ZM261 165V164H260ZM33 166H35V168H33ZM40 166H41V168H43L44 170L42 171V169L40 168ZM43 166V167H42ZM56 166V167H55ZM96 167V168H93V167ZM103 167V169H102V167ZM106 167V169H105V167ZM122 166L124 167L123 169H125L126 170V173L124 172L125 170H123L122 169ZM129 166V167H128ZM168 167H169V165H167ZM166 166V167H167ZM235 166V167H234ZM5 167V168H4ZM24 167V168H23ZM46 167V166H45ZM126 167V168H125ZM141 167V168H140ZM211 167L213 168V170L211 169ZM217 169H216V168ZM258 167V166H257ZM257 167H256V169H257ZM261 167H262V170H264V163L260 166V168L258 167V169H259V171H261ZM36 168H37V171L39 172V173H36L37 171H36ZM92 168V169H91ZM110 168H112V169H110ZM127 168H128V170H127ZM215 168V169H214ZM220 168V170H219V172L217 171L218 169ZM233 168H235V169H233ZM9 169V170H8ZM20 169H23V171H24V173L22 172V170H21V173H20ZM29 169V170H28ZM32 169H35V170H32ZM49 169V170H48ZM50 169H52V170H50ZM62 169V170H61ZM63 169H65V171L64 172H62L63 171ZM95 169V170H94ZM114 169V170H113ZM162 169H159L160 171H162ZM236 169L238 170V171H236ZM249 169V168H248ZM254 170L255 171V173H256V176H258L257 175V173L259 174V175H261V176H263L262 175V173L260 172H258L257 170ZM17 170V171H16ZM66 170H68L69 171V175H68V172H67V174H65L66 173ZM92 170H93V172H92ZM102 170V171H101ZM106 170V171H105ZM113 170V171H112ZM123 170V171H122ZM145 170H146V172L147 173H144L145 172ZM166 170H163L164 172H166ZM181 172H179V171ZM215 170H216V172H215ZM228 170H230V173H229V171ZM252 170H251V173H252ZM18 171H19V173H18ZM29 171V172H28ZM41 171V172H40ZM45 171V172H44ZM47 171H50L49 172V174L51 175V174H53V175H55V176H53V175H49L48 173H46ZM57 171V172H56ZM71 171V172H70ZM103 172V173H101V172ZM110 171H112V172H110ZM121 173V171L123 172V173H125V174H123V173H119V172ZM128 171V172H127ZM144 171V172H143ZM154 171H156V170H154ZM160 171H158L157 170V172L159 173ZM176 171V172H175ZM228 171V172H227ZM245 172V173H247L248 174V176L246 177V175L247 174H245V173H243V174H245V175H243L242 177H241V175L242 174H240V176L238 177V175H239V173L240 172ZM253 171V172H254ZM257 171V172H256ZM9 172V173H8ZM26 172H28V173H26ZM34 172V174H32V173ZM82 172V173H81ZM94 172H96V173H94ZM99 172L101 173V175L99 174ZM139 172V173H138ZM178 172V173H177ZM215 172V173H214ZM233 172V173H232ZM263 172V171H262ZM8 173V174H7ZM17 173V174H16ZM56 173V174H55ZM58 173H62V176L60 175V174H58ZM89 174V176H88V174ZM144 173V174H143ZM158 173H157V175H158ZM172 173H175V174H172ZM176 173H177V175H176ZM228 173V174H227ZM238 173V174H237ZM255 173H252V174H250L251 175V177H253L252 175H254ZM18 174H21V178L18 176ZM38 175V176H36V175ZM43 175V177H44V179H43V177L41 176V175ZM95 176H94V175ZM120 176H119V175ZM123 174V175H122ZM138 174L140 175V178H139V176H138ZM145 175L146 174V176H148V177H144L143 175ZM151 174V173H150ZM156 174V173H155ZM172 174V175H171ZM233 175V177L232 176H229V175ZM18 177H17V176ZM26 175V176H25ZM28 175V176H27ZM31 175V176H30ZM36 177H39V178H36ZM65 175V176H64ZM104 175H106V178H105V181L106 180H108V181H106V182H104V180H102V178L104 179ZM121 175H122V177L124 176V175H128V176H124L123 178L121 177ZM163 175H164V177L165 178H163ZM169 175H171V176H173V177H170ZM219 175H222V174H219ZM16 176V177H15ZM32 176H34V177H32ZM45 176H46V178H45ZM47 176H49L51 179H49V177L47 178ZM85 176V177H84ZM98 176H100V177H98ZM101 176H103V177H101ZM137 176H138V178L139 179H141L142 177H144V179L142 180V181H140L138 178H137ZM168 176V177H167ZM177 176V177H176ZM237 177V179L235 178V177ZM244 176H245V178H244ZM255 176V175H254ZM5 177V178H4ZM25 177V178H24ZM31 177V178H30ZM57 178V180L55 179V178ZM91 177L95 180V182L91 179ZM95 177V178H94ZM110 177H111V179H110ZM125 177L127 178L128 177V179H125ZM156 177V178H155ZM175 177V181H173V178ZM208 177V178H207ZM213 177H215L214 179H212ZM229 177L231 178V179H236V181L240 178V180H238V181H240L241 182V180H244V184H243V181H242V184L240 183H237L235 180H233V181H235L236 182V184H234L233 183V181L231 180V182H230V184L233 186V184H234V188L236 189V191L238 192L239 190H238V185L237 184H239V185H245L246 184V186H244V188H245V190H246V188L249 190V194L248 193H246V194H244L245 193V191L244 192H242V193H240V194H243L244 196H242V195H240L239 196V198H238V195H239V193H236V191L234 190L233 191V187H231V185L229 186L230 188H232V189H230L229 187H227L228 185H229V181H230V179H229ZM259 178L258 179H263V178H261L260 176H258ZM2 178H4L6 181L5 182H2L3 181V179ZM7 178V179H6ZM15 178V179H14ZM23 178V179H22ZM29 178V180H27ZM32 178H33V180H32ZM37 180H36V179ZM53 178H54V180H53ZM66 178H67V180H66ZM68 178H69V180H68ZM70 178H72L73 180H76L77 179V181H78V183H76L75 181H72V179L70 180ZM172 178V179H171ZM179 178V179H181V180H179L180 182L179 183H177L176 181H178L177 179ZM199 178V182H200V184H198V181H196L197 179ZM205 178V179H204ZM241 178H243V179H241ZM19 179H21V180H19ZM26 179V180H25ZM38 179H39V181L41 180V182H43V183H41V184H39V181H38ZM43 179V180H42ZM59 179H61V180H59ZM62 179H64V181L66 180V183L64 184L63 182V180ZM101 179V180H100ZM124 179V180H123ZM153 179V180H152ZM156 179H157V181H156ZM161 181H160V180ZM166 179V180H165ZM207 179V180H206ZM216 179H218V181L216 180ZM219 179H220V181H219ZM16 180V181H15ZM23 180V182H20V183H22V184H19V181H22ZM31 180V182H33V183H31V186H30V183L29 182H27V181H30ZM47 180V181H46ZM49 180V181H48ZM51 180V181H50ZM81 180H84V181H86V182H84L85 184L83 185V181H82V183H81ZM96 180H98L99 181V184H98V181L96 182ZM119 180H120V182H119ZM128 182H127V181ZM164 180V181H163ZM210 180H211V182H210ZM226 180H228L226 183H225V181ZM15 181V182H14ZM25 181V182H24ZM35 181H37V183H35ZM55 181V182H54ZM58 183H57V182ZM70 183H69V182ZM103 181V183L105 184H101V185H104L103 187L102 186H100V183ZM122 181V182H121ZM124 181H126V185H125V182ZM140 181V182H139ZM149 181V182H148ZM160 181V182H159ZM162 181H163V183H162ZM172 181V182H171ZM201 181H204V183H202ZM209 181L210 182V184L208 185V183L207 182ZM214 181H215V183H214ZM9 182V183H8ZM27 182V183H26ZM46 182V183H45ZM47 182H51V184L52 185H48V183ZM119 182V184H117ZM145 182H146V184H145ZM151 182V183H150ZM175 184H177V185H175V187H172V186H174V183ZM195 182H197V183H195ZM216 182H219V183H216ZM222 182H223V179H222ZM246 182V183H245ZM18 184V185H21V187L20 186H18L19 187V189L17 188V186H16V184ZM25 183V184H24ZM29 183V184H28ZM35 183V184H34ZM44 183L45 184H47V185H44ZM53 183H54V185H53ZM57 183V184H56ZM63 183V184H62ZM111 184V186L109 185V184ZM122 185H121V184ZM124 183V184H123ZM130 183V184H129ZM142 185H140V184ZM164 183L166 184V186L164 185ZM173 183V184H172ZM189 183V184H188ZM214 183V185H212ZM34 184V186L37 184V185H39V187L41 188V186H43L42 188H41V191H42V194L40 193V188L36 185V188L38 189V191L36 190V188H34V186H32ZM96 184V185H95ZM97 184H98V186H100L102 189H100V188H98V186H97ZM107 184V185H106ZM132 187L131 189L132 190H129L130 189V186ZM171 184V185H170ZM180 184V185H179ZM191 184H193L192 186H191ZM199 186H198V185ZM217 184V185H216ZM6 186V188H5V186ZM23 185V186H22ZM71 185V186H70ZM85 187L84 188V190H82L83 189V187ZM117 185V186H116ZM141 186V188L139 187V186ZM143 185H145V186H143ZM168 185V186H167ZM190 185V187L191 188H189L188 186ZM203 185L204 186H206V185H208L209 187L210 186H215V187H217L218 185H220V186H218L219 187V189H218V187L216 188V189H218V191L215 189V188H213V187H210V188H212L213 190H215V193L214 194H216V195H218V197L217 198H213L214 199V201H212L211 200V202L213 203L214 202V204L216 205V203L221 207V209H223V207H225V205L223 206V203L224 202H222L223 200L225 201L226 199L227 200H229V198H230V200L231 199H233V201L235 202H239V204L238 205H240V204H243L244 202V204L247 206V209H246V207L245 206H243L244 207V209H243V207H241L240 206V210H239V206L238 205H236L237 203H233L232 202V200L230 201H228L227 203H230L231 202V205H229V204H227V203H225L226 204V206L227 207H225V209H226V211H227V209H228V207H231L232 205H233V209H236V207H234V206H238V210L236 209V210H233L232 209V207H231V209H229V211H228V213L230 212L231 213V215L230 214H227V217H228V215L231 217L230 219L231 220H235L236 221V219H234L235 217L237 218V217H239V220H238V218H237V221H241L240 222V224H239V226H238V228H240L239 230H236V231H238V232H236L235 230H233L236 226V222L235 221H233V222H235L234 223V225H233V222L229 219V221H231L230 222V224L233 226V229H232V226H230V224L228 225V227H227V223H225V222H229L228 220L226 221V219H225V222H224V219L221 217L222 216V213H223V216L225 215L226 216V213L227 212H225V210H224V212H220L219 214L221 215H219L222 219H218L217 218V220H219V221H217L219 224H220V226H218L217 228H219V227H221V226H223V229H222V227L220 228V229H222V230H220V229H218L217 230V228H216V224H217V222H215L216 221V217H218V215H217V212H218V205L216 206V209H215V206H212V204L211 203H209V201H210V199L208 198V200H207V197H208V193L207 192H209V193H211L210 195H212V193L214 192H211L212 190L210 189V190H208V188H206V187H204V188H206L207 189V191H206V189L205 190H203V189H199V188H201V187H203ZM25 186H26V189H25ZM59 186V187H58ZM63 188H62V187ZM68 187V190H67V187ZM70 186V187H69ZM109 186H110V188L112 189V190H110V188H109ZM122 188H121V187ZM128 188H127V187ZM195 186V187H194ZM196 186H197V188H196ZM238 186V187H237ZM242 186V187H243ZM28 187V188H27ZM33 187V188H32ZM48 189H46V188ZM56 187L58 188V189H56ZM107 187H108V189H107ZM115 189H114V188ZM117 187V188H116ZM137 187H139V189H137ZM167 187L169 188V190L167 189ZM199 187V188H198ZM221 187H223V188H221ZM15 188V189H14ZM72 189V190H69V189ZM124 190L126 193L127 192H129V191H131V193H127L128 194V196H127V194H124L125 192L124 191H118V190ZM124 188V189H123ZM146 188V189H145ZM173 188H176L177 189V193L178 194H180L181 195V198H180V196H178V194H176V191H174V189ZM178 188L179 189H181L182 188V190H183V192H182V190H181V192L180 191H178ZM185 188H187L186 190H187V192L189 193V192H191V193H189V194H187V192H185L184 190H185ZM221 188V189H220ZM226 188H228V189H226ZM240 188H241V186H240ZM239 188V189H240ZM9 189V190H8ZM21 189H22V191H21ZM25 189V190H24ZM28 189V190H27ZM34 189H35V192H34ZM46 189V190H45ZM52 189H54L55 191H57V193L53 190V192L51 191ZM63 189V190H62ZM66 189V190H65ZM79 189V190H78ZM105 191H104V190ZM203 190V192L204 191H206V194H208V195H206V194H203V192L201 193V195H200V191H196V190ZM224 189H225V191L227 190V191H233V193L235 194H237V195H235V196H237L236 198L239 200H236V198H235V196H234V194L232 193V191H231V193H228V192H226L225 193V191H224ZM6 190V191H5ZM7 190H8V192H10V193H8L7 192ZM26 190L28 191L27 193H25L26 192ZM30 190V191H29ZM86 190V191H85ZM101 190H102V193H99V192H101ZM117 190V191H116ZM127 190V191H126ZM129 190V191H128ZM139 190V192H137ZM144 190V191H143ZM172 190V191H171ZM189 190V191H188ZM192 190L194 191V193L192 192ZM221 190V191H220ZM248 190H246V192L248 191ZM15 191V192H14ZM37 191V192H36ZM45 191V192H44ZM49 191V192H48ZM58 191H59V194L60 195H58ZM63 193H62V192ZM67 191H70V192H68L67 194H66V192ZM86 193V195L84 194V192ZM99 191V192H98ZM132 191H134V193L135 194H139V196H138V198L140 197L141 198V203L140 202H138L139 204H143L142 206H143V209L145 210V207H147V209H148V207H149V209L147 210V214L145 215V212H146V210L144 211V212H141L140 211V209H141V207H139V206H137V201H136V197L135 196H137V195H135V196H133V192ZM136 191V192H135ZM174 191V193H172ZM217 191V192H216ZM223 191V193H221ZM16 192H19L18 193V195L16 194L15 195V193ZM44 192V193H43ZM55 193L54 194V196L52 197V193ZM76 192H78L77 194L79 195H75V193ZM96 192H98V196H97V194H96ZM104 192V193H103ZM118 192V194L119 195H116V193ZM186 194H185V193ZM196 192H198V193H196ZM221 193V194H218V193ZM240 192V191H239ZM5 193V194H4ZM7 193V194H6ZM31 193H34V196H33V194L31 195ZM36 193V194H35ZM114 193V194H113ZM145 193H147L146 195L148 196V199L149 200H151V201H155L154 203H155V205H154V203L153 202H149V200H147L146 198H142L143 196H146L145 195ZM195 193H196V195L198 196H195ZM227 193L230 195V197H228L227 196ZM9 194L11 195V196H9ZM40 196H42V197H40ZM45 195V198H47V197H50L49 199L47 198V199H45L44 198V195ZM50 194V195H49ZM57 194V195H56ZM96 194V195H95ZM109 194V195H108ZM149 194V195H148ZM176 194V195H175ZM226 194V195H225ZM234 196V198L232 197V195ZM13 195H14V197H13ZM27 195V196H26ZM31 195V196H30ZM47 195V196H46ZM57 197H56V196ZM82 195H84L82 198H81V196ZM99 195H100V197H99ZM114 196V197H111V196ZM124 196V195H126V196H124L123 198L121 197V196ZM153 195V196H152ZM185 195V196H184ZM187 195V196H186ZM203 195V198H204V196H205V200L203 199V200H198V199H200V197ZM209 195V196H210ZM220 195V196H219ZM66 198H65V197ZM75 196V197H74ZM85 196H87V198H89V199H86V200H88V201H86L85 199H84V197ZM97 196V197H96ZM109 196L111 197V198H109ZM118 196H119V198H118ZM132 196H133V198H132ZM191 196V197H190ZM194 196V197H193ZM207 196V197H206ZM214 196V195H213ZM9 199H8V198ZM28 197V198H27ZM52 197V198H51ZM61 197H63L64 199H65V201H63L64 199H62ZM80 197V198H79ZM93 197V198H92ZM94 197H96V200H94L95 198ZM116 197V198H115ZM120 197H121V200H120ZM125 197H126V199H125ZM151 197H152V199H151ZM160 197L162 198V199H160ZM178 197H179V199H178ZM186 197V198H185ZM189 197H190V199H189ZM195 197H197V198H195ZM211 197V196H210ZM221 198V197H225L226 199H218V198ZM240 197H243V198H240ZM6 198V201L4 200ZM11 198H12V200H11ZM25 198H27V200L25 199ZM61 198V199H60ZM74 198V199H73ZM76 198V199H75ZM86 198V197H85ZM110 199V201H109V199ZM112 198H115L116 200H115V202L118 200V202H116L117 204H115V202L113 201V200H111ZM118 198V199H117ZM137 198V199H138ZM139 198V199H140ZM248 198V197H247ZM257 198V197H256ZM256 198H255V200H256ZM8 199V200H7ZM44 200L45 199V203L42 201V200ZM69 201V203L67 202V200ZM93 199V201L95 202H91V200ZM98 199V200H97ZM108 199V200H107ZM124 201H123V200ZM128 199H130L128 202H130V203H127V202H125V201H127ZM138 199V200H139ZM186 199V200H185ZM191 199H192V201H191ZM196 199V200H195ZM202 199V198H201ZM212 199V198H211ZM215 199H218L217 200V202H215ZM260 199V198H259ZM13 200H15V202H13ZM37 202H36V201ZM60 202H62V203H60ZM83 200H85V201H83ZM100 200V201H99ZM132 200V201H131ZM197 200H198V205H199V203L201 202L202 204L201 205H197ZM220 200H222L221 202H220ZM241 200L243 201V202H241ZM257 200H258V198H257ZM10 201H11V203H13V204H10ZM18 202V204H19V206H18V204H17V202ZM30 201V202H29ZM35 201V202H34ZM47 201V202H46ZM73 201V202H72ZM96 201H98V202H96ZM113 201V202H112ZM120 201H122L123 203H124V206H127L128 205V207H124V209H122V205H123V203H121ZM136 201V202H135ZM140 201V200H139ZM206 203H205V202ZM5 204H4V203ZM26 202H28V203H26ZM38 202H39V204H38ZM43 202V203H42ZM52 202V203H51ZM54 202H56L57 204H58V202H59V205H56L55 206V204L56 203H54ZM65 202V203H64ZM85 202V203H84ZM87 202V203H86ZM101 202V203H100ZM192 202V203H191ZM194 202V203H193ZM196 202V203H195ZM207 202L209 203V204H211V206L212 207H214V209H211V206L209 205V204H207ZM221 204H220V203ZM241 202V203H240ZM258 203V205H257V203ZM36 203L39 205H36ZM40 203H42V204H45V210L43 209V205L41 204L40 205ZM92 203H94V204H92ZM114 203V204H113ZM118 203H120V204H118ZM126 203V204H125ZM134 203H136L135 205H136V207H137V211L136 210H133L132 209V206L134 207L135 205H134ZM156 203H158V205H160V206H157V204ZM204 203H205V205L207 204V207H208V209H207V207H205V205H204ZM233 203V204H232ZM250 203H252V202H250ZM249 203V204H250ZM263 203V202H262ZM27 205L28 207H26L25 205ZM34 204H35V206H34ZM53 204V205H52ZM61 204V205H60ZM66 204V205H65ZM89 207V209H88V207L86 206V205ZM147 206H146V205ZM149 204V205H148ZM187 204V206H185ZM192 204H194V206L195 207H193L192 206ZM264 204V203H263ZM17 205V206H16ZM33 207H32V206ZM52 205V206H51ZM130 205H132V206H130ZM152 205V206H151ZM183 205V206H182ZM191 205V206H190ZM204 205V206H203ZM209 205V206H208ZM229 205V206H228ZM60 206V207H59ZM67 207V209H66V207ZM68 206H69V209H68ZM71 206V207H70ZM74 207V209H73V207ZM145 206V207H144ZM154 206H156V207H160V209H161V207H162V211L165 213L164 214V218H163V214H160V213H163L160 209H158L159 210V215H157V214H155V207ZM188 206H190L189 207V209H188ZM203 206V207H202ZM249 206V207H248ZM25 207H26V209H25ZM29 207H31V209L32 210H30L29 209ZM35 207H36V209H35ZM61 207H62V209H61ZM63 207H64V210H63ZM91 207H92V211H91ZM94 207H95V209H94ZM120 207H121V209H122V213L124 214V212L126 211V209H127V212H128V214H125V216L123 217L122 216V213H121V209H120ZM170 207H172V210H170ZM186 207H187V213L185 212V210H186ZM197 207H198V209H197ZM253 207V206H252ZM254 207H255V205H254ZM254 207H253V210L251 209H249L250 210V213H247L246 214V216L247 217H249L248 216V214H251V215H254V216H256L255 218L256 219H258L259 218V220H257V221H260L261 222V220L263 219L261 216H258V218H257V215H256V213H257V210H255L254 209ZM14 209V210H13ZM17 209V210H16ZM25 209V210H24ZM27 209H28V211H27ZM39 209L41 210L40 211V214H38V212H39ZM66 209V210H65ZM89 211H88V210ZM104 209L107 211V212H109L108 214H106V212H104ZM114 209L116 210V211H114ZM129 209H132V211H136V214L138 215H135V213L134 212H132V211H130ZM163 209H165V210H163ZM183 209H185V210H183ZM194 209V210H193ZM195 209L198 211H196L197 213H195L194 211H195ZM200 209H202L203 211H200ZM243 211H242V210ZM259 209H260V207H259ZM21 210V211H20ZM34 210H38V211H34ZM42 210H44V212H42ZM87 210V211H86ZM125 210V211H124ZM129 210V211H128ZM158 210H156V211H158ZM205 210H207V211H205ZM209 210V211H208ZM212 210V211H211ZM215 210V213L213 214V211ZM223 210H220V211H223ZM231 210H232V212H231ZM261 210V209H260ZM28 212L29 214L28 215H26L27 213L26 212ZM46 211H48V212H46ZM64 211V212H63ZM66 211V212H65ZM141 212V213H144V218H145V220H144V218H143V215H142V217H141V213H139V212ZM207 212L203 217L205 218V220H206V217L208 216V218L207 219H209V221H211L212 222V218H210V217H212V215L215 217V215H217L216 217H215V221H214V217H213V221L215 222H212V223H210L211 224V226L210 225H208L209 223H207V222H205V220H204V218L203 217H200V219H199V215L201 216V214L203 213V212ZM211 211V212H210ZM239 212V214H237L236 212ZM255 211V213L254 214H252L253 212ZM21 212H22V214H21ZM34 212H37L36 214V217H37V219H36V217H35V213ZM89 212H91V213H89ZM104 212V213H103ZM114 212V214H112ZM116 212V213H115ZM117 212H119V213H117ZM127 212H125V213H127ZM130 212V213H129ZM166 212H167V214H166ZM200 212H202L201 214H200ZM233 212H235L236 214V216H234V218L232 219V216H233ZM242 212H244V213H242ZM252 212V213H251ZM258 212H259V210H258ZM65 213V215H66V217H64V214ZM66 213H68V215L66 214ZM73 213H75V215L73 214ZM120 213H121V215H120ZM157 213V212H156ZM189 213V214H188ZM198 214V215H193V214ZM225 213V214H224ZM31 214H34V215H31ZM43 214V215H42ZM50 214H52V215H50ZM88 214H90V215H88ZM104 214V215H103ZM116 214V215H115ZM131 216H130V215ZM132 214H134V216L132 215ZM149 214H150V216L151 217H149ZM208 214V215H207ZM210 214H212L211 216H210ZM258 214V213H257ZM8 215V216H7ZM10 215V216H9ZM26 215V216H25ZM41 215V216H43V217H39V216ZM47 217H46V216ZM87 215V216H86ZM98 215V216H97ZM99 215H101V216H99ZM106 215H108L109 216V218H110V220H109V222H108V216H106ZM115 215V216H114ZM126 215H128L127 217H126ZM156 215L158 216V217H162L160 220H167V221H165V222H162V221H159V218H158V221H159V223L157 222V219H155L156 220V222L158 223V225H156V223L155 222H153V218H155L156 217ZM203 215V214H202ZM207 215V216H206ZM237 215H239V216H237ZM242 215V216H241ZM30 216V217H29ZM72 216H74L75 217V221H74V218L72 217ZM106 217V218H104V217ZM113 216V217H112ZM117 216H119V217H117ZM120 216H122L121 217V219L122 218H125V219H123L122 221L120 220ZM147 216V217H146ZM165 216H168V217H165ZM197 216V217H196ZM206 216V217H205ZM225 216H224V218H225ZM244 216V217H243ZM254 216H250L251 217V219H253V217ZM14 217H15V220H14ZM32 217H34V218H32ZM45 217V220L43 219ZM64 217V218H63ZM88 217V218H87ZM104 218V219H102V218ZM131 217L134 219V220H132L131 219ZM138 217V218H137ZM149 217V218H148ZM153 217V218H152ZM171 217V218H170ZM190 217V218H189ZM241 217H243L244 218V220H243V218L241 219ZM32 218V219H31ZM40 218V219H39ZM54 218V219H53ZM88 220H87V219ZM99 218H101V219H99ZM119 219V220H117V219ZM141 218H143V220H144V222L146 223V225H148L146 228H144V226H146L144 223H143V220L141 219ZM150 219L151 218V220H148V219ZM166 218H169V220L171 219V224L174 222L175 224H178V226H181V227H183V229H184V231H182L183 229L180 227H178V226H176L174 223V225L176 226H174L173 224H172V226H174L176 229H177V227L180 229V231L183 233V234H181V232L179 231V233L180 234H178L177 235V231H178V229H177V231H176V229H174L173 227H171V229H173L172 231H173V233H175L174 235H177V237H179L178 239H177V242H176V238L174 237V235H173V233L171 232V229H170V224H169V220L168 219H166ZM201 218L203 219V220H201ZM229 218V217H228ZM248 219V220H246V219ZM254 218V219H255ZM36 219V220H35ZM47 219V220H46ZM114 219V220H113ZM115 219L117 220L116 222H115ZM136 219V220H135ZM176 219V220H175ZM241 219V220H240ZM250 219V220H251ZM252 220L251 221V223H253V222H257V221H255V220ZM52 220H54V222L52 221ZM85 220V221H84ZM89 220H91V222L92 223H90L89 222ZM96 220H98L97 221V223H96ZM101 220V221H100ZM104 221V223L106 222L105 220H107V223H102L103 221ZM127 220V221H126ZM148 220V221H147ZM154 220V221H155ZM201 220V221H200ZM220 220H222V221H220ZM243 220V221H242ZM33 221V222H32ZM37 221V222H36ZM43 221V222H42ZM45 221H46V223H45ZM52 221V222H51ZM57 221V222H56ZM77 221V222H76ZM88 221V222H87ZM100 221V222H99ZM113 221V222H112ZM118 221H120L122 224H123V226H124V228H129V229H125L124 231L122 230V225H121V223L120 222H118ZM125 221V222H124ZM129 221V222H128ZM151 221V222H150ZM178 221V222H177ZM207 221V220H206ZM80 222V223H79ZM85 222V223H84ZM95 222V225L93 224ZM116 223V224H113V223ZM131 222V224H128V223H130ZM133 222V223H132ZM149 222V223H148ZM160 222H162L161 223V225L162 226H160L159 224H160ZM166 222H168V224L166 223ZM206 224H205V223ZM221 222V223H220ZM247 222V224H245V227H243V230H245V234L242 236V235H240V234H238V233H242V231L243 230H241L242 228V224L243 223H246ZM37 223H40V224H37ZM43 223H45L44 225H46L45 227H47L46 229H48L49 227H50V229L49 230H46V232H47V234H46V232H45V229H42V226H44L43 225ZM55 223V224H54ZM82 223V224H81ZM85 225H84V224ZM108 223H109V225H110V223H111V225L109 226L108 225ZM136 223V224H135ZM141 223V226L142 227H139L137 224H140ZM152 223H153V225H152ZM167 224V226H166V224ZM180 223V224H179ZM224 223V224H223ZM259 223V222H258ZM48 224V225H47ZM49 224H50V226H49ZM52 224V225H51ZM91 224H93V225H91ZM97 224V225H96ZM127 224V227L125 226ZM191 225V227H193V228H191L190 227V225ZM213 224H215V226L213 225ZM225 224H226V226H225ZM39 225H40V227H39ZM55 225V226H54ZM99 225H104L103 227L101 226L100 227V231H99V228H98V226ZM108 225V226H107ZM116 225V226H115ZM130 225V226H129ZM132 225V226H131ZM154 225H156V227H154L155 228V230H157V233H156V235L157 234H159L160 232H161V230L160 231H158V229H162V228H159V227H165L166 226V228L167 227H169V228H167V229H164L163 228V230H162V232L164 231L165 232V234L167 233L166 231H168L169 229V232H168V234H166L167 236L165 237L162 233H160L159 235H157V236H155V233L154 232H156L155 230H154V228L152 227V226H154ZM184 225V226H183ZM213 225V226H212ZM241 225V226H240ZM246 225H249V227H251L252 229H253V226H254V230H252V229H250L248 226H246ZM35 226V227H34ZM80 226H81V229H80ZM86 226V227H85ZM91 226H93V227H91ZM97 226V227H96ZM106 226V227H105ZM118 226H120V228L118 227ZM133 226H134V228H133ZM136 226H138V228L136 227ZM159 226V227H158ZM224 226L226 227V228H229V226H230V229H226V228H224ZM243 226H244V224H243ZM7 227H8V229H7ZM32 227H34L35 228V232H34V229L32 228ZM45 227H43V228H45ZM56 227V228H55ZM96 227V228H95ZM108 227V228H107ZM113 227V228H112ZM150 227H152L153 229H150ZM249 229H248V228ZM40 228V229H39ZM55 228V229H54ZM92 228V229H91ZM106 228H107V230H106ZM111 228V229H110ZM123 228V229H124ZM133 230H136V232H138V233H134L135 234V236L133 235V237H134V239H132L131 238V232H132V229ZM142 228V229H141ZM144 228V229H143ZM189 229V230H191L192 229V231H193V229H194V231L193 232H195V231H197L196 233L197 234H195V233H193L192 231H190V234H189V232H187V231H189V230H187V229ZM191 228V229H190ZM237 228V227H236ZM237 228V229H238ZM245 228V229H244ZM92 230V232H91V230ZM105 229V230H104ZM115 229V230H114ZM119 229V230H118ZM130 229H131V232H130ZM137 229H139V231H137ZM148 229H150V232L149 231H146V230ZM210 229V230H209ZM224 229H226V231H229V230H231V232L229 231V232H225L224 234H223V230ZM246 229H248V230H246ZM43 230V231H42ZM53 232H52V231ZM75 230V231H74ZM81 230V231H80ZM89 230V231H88ZM104 230V231H103ZM111 230V231H110ZM127 230V231H126ZM174 230L176 231V232H174ZM216 230H217V232H216ZM221 231V233H219L220 231ZM251 230V231H250ZM51 231V232H50ZM79 231V232H78ZM101 231H103L102 233H100ZM111 232V233H106V232ZM118 231H120V232H118ZM122 231V232H121ZM125 231H126V234H125ZM130 232L129 233V235H128V238L126 239L124 236H126L128 233L127 232ZM140 231H142V233L140 232ZM144 231H146V232H144ZM199 231V232H198ZM232 231H235V233H233V234H231L232 233ZM249 231H250V233L251 234H249ZM42 232V233H41ZM44 232H45V234H44ZM73 232V233H72ZM114 232V233H113ZM134 232V231H133ZM152 233V235L150 236L149 234L147 235V233ZM191 232H192V234H194V235H192L191 234ZM213 232V233H212ZM53 234V237L52 236H50V234ZM68 233V234H67ZM80 234V236L82 235L83 236V234H84V236L82 237V239H81V237L79 236V234ZM120 233V234H119ZM122 233H124V234H122ZM199 233H201L200 235V239L202 240V241H197V239H199L198 237H196L197 239L194 241V242H192V244H191V242L190 241H193L192 239H195V235L197 236ZM229 233V234H228ZM51 234V235H52ZM70 234V235H69ZM105 234H107L106 236H104ZM109 234V235H108ZM112 234L114 235L113 237H111L112 236ZM122 234V235H121ZM139 234V236H137ZM154 234V235H153ZM163 236H162V235ZM190 235V237H191V239H190V237H189V235ZM230 235V236H227V237H230L229 239L227 238L226 239V237L225 236H223V235ZM236 234L237 235H239V236H242V238L244 239V237H245V239L248 237V238H250L251 236L253 237V235H255L253 238L251 237V241L253 240L254 241V244L253 245H251V247H253V248H251L250 249V246H248V247H246L245 246V248H249V250H247V249H242L241 251H239L238 250V248H236L235 246H239L241 243H244V241L245 240H243V239H241V237H239L238 239H241L242 241L239 243L238 241V239L237 238H235V237H232L233 235L234 236H236ZM246 234H247V237H246ZM249 234V235H248ZM253 234V235H252ZM48 235V236H47ZM60 235V236H59ZM71 235H72V237H71ZM102 235V236H101ZM118 235V236H117ZM140 235H141V237H140ZM161 235V236H160ZM173 235V236H172ZM194 236V237H192V236ZM206 235H207V237H206ZM209 235V236H208ZM251 235V236H250ZM63 236V237H62ZM108 236H109V238H108ZM120 236V237H119ZM147 236L149 237H151V239H150V237L149 238H147ZM152 236H154L155 238H152ZM199 236V235H198ZM48 237V238H47ZM60 237V238H59ZM65 237V238H64ZM71 237V238H70ZM78 237H79V239H78ZM94 237V238H93ZM118 237V238H117ZM125 238V240L123 239V238ZM127 237V236H126ZM138 237H140L141 238V240H139L138 239ZM143 237V238H142ZM158 237V238H157ZM161 237H164V240H163V238L162 239H159V238H161ZM167 237L169 238L168 240H165V238L167 239ZM173 237V238H172ZM180 237H183L184 239H182V238H180ZM238 237V236H237ZM53 238V239H52ZM69 240H68V239ZM77 238V239H76ZM101 239L100 241H99V239ZM108 238V239H107ZM132 239V240H134V241H128V239ZM186 238H188V239H186ZM214 238V239H213ZM222 238V239H221ZM231 238H235V239H237L236 241L238 242V244H237V242H235V240H234V243H232L233 242V239L231 240ZM247 238V239H248ZM257 238V237H256ZM255 238V239H256ZM60 239V240H59ZM117 239V240H116ZM119 239H122L121 241H123L122 243L124 244H126L127 246H125V247H123V244L121 243V244H119L118 242H120L119 241ZM129 239V240H130ZM138 239V240H137ZM144 239V241H142ZM155 239H159V241L160 242H157L158 240H156L155 241ZM186 239V240H185ZM203 239H205V244H203L204 242V240ZM226 239V240H225ZM246 239V241H245V243L244 244H241L242 246H244L245 244L247 245V244H249L250 243V239H248L249 240V243L247 242L248 240ZM51 240V241H50ZM53 240L55 241V243L53 242ZM65 240V241H64ZM76 240L78 241L77 243H76ZM111 241V243H109L110 241ZM114 241V243H113V241ZM146 240L149 242V243H146ZM153 240H154V242H156V243H158V247L156 248L155 246H157V245H155L154 246V244H156V243H153V247L152 246H150V244H152V242H153ZM163 240V241H162ZM183 240V241H182ZM221 240V241H220ZM223 240V241H222ZM70 241V242H69ZM88 241V242H87ZM103 241V242H102ZM118 241V242H117ZM127 241V242H126ZM138 241V243H136ZM152 241V242H151ZM168 241V242H169ZM196 241L199 243H197L196 244ZM225 241V242H224ZM226 241H227V243H226ZM231 241V242H230ZM16 243V245H15V243ZM48 242V243H47ZM59 242V243H58ZM83 242V243H82ZM85 242V243H84ZM107 242H108V245H107ZM116 242H117V245L119 244L120 245V247L119 246H116ZM143 242H145V243H143ZM188 242V243H187ZM189 242H190V247L192 248H190L189 249ZM210 242H214L213 244L212 243H210ZM247 242V243H246ZM61 243V244H60ZM69 245H68V244ZM74 243H76V244H74ZM79 243H81V244H79ZM130 243L133 245V247H134V249L136 250V249H138L137 250V252H136V254L135 253H133L134 252V249H133V247H132V251H129V250H131V249H129L130 247L128 246V245H130ZM139 243H141L142 244V246L143 247H145V250H146V252H145V250L143 249V247L142 246H138V245H140ZM178 243V244H177ZM180 243V244H179ZM185 243V244H184ZM200 243H202V244H200ZM211 245H210V244ZM236 243V244H235ZM260 243H262V241H260L259 242V244ZM54 244V245H53ZM57 244V245H56ZM112 244V245H111ZM124 244V245H125ZM136 244H137V246H136ZM147 244V245H146ZM188 245V248H187V245ZM196 244V245H195ZM218 244V245H219ZM252 244V243H251ZM259 244H258V246H259ZM36 245V246H35ZM38 245V246H37ZM55 245H56V248H55ZM67 245V246H66ZM105 246V248H104V246ZM111 245V246H110ZM146 245V246H145ZM148 245L150 246V247H148ZM176 245H174V246H176ZM183 246L184 247V249L185 248H187L188 250H184L181 246ZM186 245V246H185ZM194 245V246H193ZM205 247H204V246ZM210 245V246H209ZM213 245V246H212ZM241 245L239 246V248L241 249ZM261 245V244H260ZM53 246H54V248H53ZM59 246V247H58ZM66 246V247H65ZM74 246V247H73ZM82 246V247H81ZM84 246V247H83ZM103 246V248H101ZM109 246L110 247H112V246H114V247H112V248H109ZM136 246V247H135ZM167 246V247H166ZM221 246V245H220ZM49 247V248H48ZM58 247V248H57ZM66 248V250H65V248ZM72 247V248H71ZM118 247H119V249H120V252H119V254H120V256L119 255H117V250H119L118 249ZM142 247V249L140 250L139 248H141ZM147 247H148V249H150V248H154V249H151V250H148L147 249ZM231 247V248H230ZM41 248V249H40ZM51 248V250H49ZM64 248V249H63ZM86 248V249H85ZM113 248H115L114 250H113ZM123 248V249H122ZM180 248H182L181 249V251H180ZM194 248V249H193ZM243 248V247H242ZM20 249H21V251L22 252H20ZM48 249V250H47ZM56 249H59L60 251H59V255H58V250H56ZM63 251H62V250ZM67 249H69V250H67ZM73 249V250H72ZM77 251H76V250ZM85 249V250H84ZM95 249V250H94ZM104 249V250H103ZM112 249V250H111ZM117 249V250H116ZM159 248H158V250H160ZM206 249V248H205ZM214 249V248H213ZM219 250L218 251V253H217V251L216 250ZM229 249H235V251L238 253V254H236L235 253V251H233V252H231V250H229ZM253 249V250H252ZM45 250V251H44ZM54 250H56V251H53ZM148 250V251H147ZM153 250V251H152ZM160 250V251H161ZM256 250V249H255ZM49 251V252H48ZM67 251H68V253H67ZM84 251H86L87 253H88V256H89V258H88V256L86 255L87 253L86 252H84ZM103 251H107V253H105V252H103ZM125 253H124V252ZM141 251H144L145 252V254H144V252H141ZM185 252V254L183 253V252ZM206 251V252H207ZM228 251L229 252H231V253H228ZM63 252V253H62ZM66 254H65V253ZM76 252V253H75ZM77 252H79V253H77ZM83 252V253H82ZM121 252H123L122 254H121ZM130 252V253H129ZM178 252H181L180 253V255H179V253ZM254 252H255V254H254ZM85 253V254H84ZM116 253V254H115ZM128 253V254H127ZM149 253V252H148ZM156 253H158V252H156ZM165 253V254H164ZM234 253V254H233ZM250 253H248V255H250ZM261 253V252H260ZM260 253H259V255H260ZM264 253V252H263ZM29 254V255H28ZM51 256H50V255ZM65 254V255H64ZM82 257L81 259H82V261H80V257H79V255ZM110 254V255H109ZM133 254H135V255H133ZM137 254H139L138 256H137ZM144 256H143V255ZM178 254V256L176 257V255ZM236 254V255H235ZM34 255V256H33ZM62 255V256H61ZM83 255V256H82ZM87 256V258H85L86 256ZM106 255V256H105ZM107 255H108V257H107ZM116 255V256H115ZM130 255V256H129ZM132 255V256H131ZM163 255H164V257H163ZM174 255H175V258H174ZM199 257H198V256ZM220 255V256H219ZM228 255V256H227ZM231 255V256H230ZM240 256L241 257V259H242V257H244V256ZM248 255H246V256H248ZM259 255H258V259H255L254 258V260H257L258 261V264H259V261L261 262L262 261V258H263V254H261L260 256L262 257H259ZM21 256V257H22ZM30 256V257H29ZM57 256H59V257H57ZM75 256H76V258H75ZM109 256H111L112 257V259H111V257H109ZM117 256H119V257H117ZM122 256V257H121ZM134 256H136V257H134ZM142 256V259L140 258ZM245 256V257H246ZM63 259V257H65L64 258V262L62 261V259ZM77 257H78V259H77ZM85 259H84V258ZM116 257V258H115ZM121 257V258H120ZM127 257H129V258H127ZM130 257H132V259H130ZM144 257V258H143ZM163 257V258H162ZM168 257L169 258H171V260H169V262H168ZM201 258V259H198V258ZM226 257L224 256V257H221L220 258V260H222L224 263H226L225 261H224V258L226 259ZM231 257V258H232ZM244 257V258H245ZM24 258V259H25ZM110 258V259H109ZM118 258H120V259H118ZM139 259V261H138V259ZM182 258H184V259H182ZM189 258V259H190ZM244 258L242 259V260H244ZM248 258H251L250 256L248 257ZM257 258V257H256ZM51 259V260H50ZM77 259V260H76ZM115 259V260H114ZM116 259H118V260H116ZM130 259V260H129ZM151 260V262H149L150 260ZM186 259V260H185ZM210 259V260H209ZM213 259H215L216 261H213V263H212V261L211 260H213ZM235 259H236V257H235ZM247 259V258H246ZM245 259V260H246ZM261 259V260H260ZM27 260V259H26ZM76 260V261H75ZM79 260V261H78ZM107 260H108V263H107ZM113 260V261H112ZM137 260V261H136ZM200 260V261H199ZM205 260V261H206ZM218 261L217 262V264H223V263H221L222 261ZM244 260V261H245ZM254 260L252 259V260H250L249 259V261H251L252 263L254 262ZM4 261V259L3 258H0V262L1 263H4L3 262ZM60 261V262H59ZM121 261V262H120ZM126 261H128V262H126ZM142 263H141V262ZM153 261H155V262H153ZM249 261H247L248 263H250ZM256 261V262H257ZM81 262V263H80ZM83 262V263H82ZM87 262V263H86ZM106 262V263H105ZM111 262V263H110ZM112 262H114V263H112ZM123 262V263H122ZM126 262V263H125ZM138 262V263H137ZM173 261H172V263H174ZM179 262V263H178ZM195 262V261H194ZM220 262V263H219ZM26 263H27V261H26ZM145 263V262H144ZM172 263H169V264H172ZM176 263V262H175ZM190 263V264H191ZM197 263H195V264H197ZM199 263V264H200ZM228 263H226V264H228ZM5 264V263H4ZM230 264H234L233 263V261L230 263Z\"/></svg>",
    "mask_w": 264,
    "mask_h": 264
},
{
    "label": "bare ground",
    "instance_id": "2",
    "mask_svg": "<svg viewBox=\"0 0 264 264\" xmlns=\"http://www.w3.org/2000/svg\"><path fill=\"white\" fill-rule=\"evenodd\" d=\"M40 1H41V0H40ZM48 1H49V2H48ZM60 1H61V0H60ZM62 1H63V0H62ZM62 1H61V2H62ZM69 1H71V0H69ZM69 1H68V2H69ZM80 1H81V0H80ZM90 1H91V0H90ZM95 1H96V0H95ZM109 1H112V0H109ZM109 1H108V2H109ZM135 1H136V0H135ZM141 1H142V0H141ZM153 1H154V0H153ZM167 1H168V0H167ZM167 1H166V4H167L168 2H170V1H168V2H167ZM171 1H173V0H171ZM179 1H181V0H179ZM179 1H178V4L180 3ZM187 1H188V0H187ZM189 1H190V0H189ZM208 1H209V0H208ZM219 1H220V0H219ZM221 1H222V0H221ZM47 2H48V3H46V4H47V8H48V7L50 8V10L47 9L48 12H50V11L53 9L54 11H51V12H54V13H55V11H57L56 13H58V8L56 7V10H55V8H54V5H55L54 3H55V2H53V0H47ZM61 2H60V3H61ZM71 2H72V1H71ZM121 2H122V1H121ZM126 2H127V1H126ZM145 2H146V1H145ZM184 2H185V1H184ZM198 2H199V1H198ZM200 2H201V3H200ZM200 2H199V3H200L199 7L202 8V7H201V6H203V3H202V2H206V1H205V0H202V1H200ZM210 2H211V1H209V3H210ZM212 2L214 3L215 1L213 0ZM217 2H218V1H217ZM227 2H228V4H229V6L226 5ZM60 3H57V4H60ZM72 3H73V2H72ZM90 3H91V2H90ZM96 3H97V2H96ZM115 3H116V5H117V1H115ZM119 3H120V1H119ZM119 3H118V6H119ZM132 3H133L132 6H134V3H135V2L132 1ZM142 3H144V1H142ZM142 3H141V4H142ZM151 3H153V2H151ZM171 3H172V4H171ZM171 3H170V5L173 6V2H171ZM176 3H177V2H176ZM182 3H183V2H182ZM185 3H186V2H185ZM223 3H224L225 5H221L222 2H221V4L218 3L220 6H222L221 8H220V6H219L217 3H215V5H217L216 7H217V8L219 7V9H222L223 7L226 8V6H227L228 11H226L227 9H225V11H226V12H225L224 9H223L225 15H224L223 13H222L223 15H221V14H217V13H216V14H214V15H215V18H214V16H213V11H214V12H218V11H217V10H213V9H209V8H208V10H209V11L212 10V12H211V14H210V12H208V13H209V16H208V15H204V16L206 17V19H205L204 16H202V18L204 17V19H205V21H206V24H205V25H202L201 23H199V21H198V22H194L195 20H194V21H190V20H191V17H190V16H191V15H190L191 13L189 14L190 16H188V14L186 15V16H188V17H186V16L184 17V15L182 14V15H183L182 17H184V19L187 20V23H186V22H184L185 20L182 18V19L184 20L183 23H182V22H181L182 20L179 18V17H180L179 14H181V13H180V9H179V13H178V11H177V13H178V14H177V20H176V18L173 16V17H174V21H177V22L174 23V25L176 24L177 27H175L176 29H175L174 33L172 32V34H175V32H177V30H179L181 27H183L182 24H185V23H186L185 25L188 24V26H185V25H184V29H186V30H184L183 28H181V29H183L184 32L188 30L187 28L191 29L189 32L186 33L187 35H186L185 33L183 34L184 37H183L182 40L179 39V40H181V41H184V42L182 43V47H181V49H180V50L182 51V52L180 51L181 56H180V53H177L178 50L176 51V49L174 48V47H175L174 44L177 43V41H178V40H177V41L175 40V38L178 39L177 36L174 37V39H170L171 44H170V43H167V42H168L167 40H164L165 42H164V41H161L160 39H162V38H160V37H159V40H160V42H164L163 45H164L165 47L162 45V46H163V50H164V48L166 49V50H164V54L166 53L167 58L170 59V62L173 61V62L176 63V64H185V65H187V67H189L188 72H190V74H189V73L186 74V72H183V73H185V74H181V72H179V70H178V74H177L178 76L181 74V75L184 77V75H185V78H184V79H183V77H182V81H183V82H181V83H184V82H185V83H188L187 85L189 86V85L191 84L190 82H193L192 80H193V78H194L195 75L197 76V79H199L198 76L200 77L199 81H197V82L195 81V83H196V84L198 83V84H197L196 89L194 90V93L191 92V94L194 95V96H193L194 98H193L192 96H191V98L194 99V102L197 101V100H199L198 102H200V106H201V107L203 106V105H201V104H203L204 101H205L204 99H205L206 97L208 98V96H207L206 94L212 92L214 89H216V91H213V94H214V92H216V95H215V96H217V93H218V95H219L220 97H221V95H222L223 98L225 97V96H224V95H225V93H224L225 91H224V88H223V85H224L225 82H226L225 80H227V82H226V84H225V87H227L228 89H230V88L227 86V85H229L230 80H231V82H230V85H229V86H231V83H232V82H235V81H236V85H238L239 82H240V85H241L240 88L242 89L241 91H243V92H241V93H243V94H242L243 97L241 96L240 98H236V99H234V100L232 99L233 102L231 103V105L228 104L229 106H227V102H228V100L230 101L231 97L233 96V95H232L231 97L229 96L230 94H228V93H229V90H228V89H227V90H228V91H227V95H228L229 97L226 96V97L228 98L227 100H226V97L224 98V99H225V103H224V100H223V99L221 100L220 97L218 96V97H219V100H220V104H221V103L226 104L223 108H225V107L227 106V107H229L228 109H231L232 106H234V109L232 108L231 110H224L225 112H226V111L231 112V114H232V115L230 114L231 117L234 116V114L236 115V117L234 116V118H231V117L229 116L228 119L231 118V119H230V123H228V125H226V124H225V125H226V127H228V128H233V127H234V130H232V131H234V132H235V129H240V128H236L237 126H238V127H242V125H244V126H243L244 129H245L244 132L246 131L247 134H248L249 132H253V131H255L254 135L256 134L257 137H259V136L261 135V136H260V141H259L261 144L259 145L258 143L255 142L257 145H256L255 143H253V145H251V146H255V145H256V147H257V146L259 145L260 147H259V150L257 151V152H258L257 155H259V154H260L261 156L263 155V156H262V157H263L262 159H264V143H262V142L264 141V0H224ZM49 4H50V5H49ZM57 4H56V5H57ZM62 4H63V3H61L60 5L62 6ZM70 4H71V3H70ZM70 4H69V6H70ZM107 4H108V3H107ZM109 4H110V3H109ZM111 4H112V3H111ZM123 4H125V3L123 2ZM123 4L121 3V5H123ZM126 4H127V3H126ZM128 4H130V3H128ZM135 4H136V3H135ZM145 4H146V3H145ZM145 4H144V5H145ZM147 4H148V3H147ZM174 4H175V3H174ZM186 4H187V3H186ZM186 4H185V6H186ZM201 4H202V5H201ZM206 4H207V3H206ZM206 4L204 3V5H206ZM211 4H212V3H210L209 5H211ZM56 5H55V6H56ZM72 5L74 6V4H71V7H72ZM92 5H94V4L92 3ZM98 5H99V4H98ZM113 5H115V4H114V0H113ZM116 5H115V6H116ZM153 5H154V4H153ZM170 5H169V6H170ZM207 5H208V4H207ZM212 5H213V6H212ZM212 5H211L210 7H211V8H212V7L214 8V7H215L214 4H212ZM109 6H110V5H109ZM118 6H117V7H118ZM147 6H149V4H148ZM147 6H145V7H147ZM169 6L166 5L167 9H170V8H168ZM172 6H170V7L174 9V6H175V5H174L173 7H172ZM185 6H184V8H186ZM189 6L191 7V5H189ZM89 7H90V6H89ZM96 7H97V5H96ZM96 7H95V5H94V10H95V11L97 10V9H95ZM117 7H116V10H117ZM119 7H122V6H119ZM126 7H127V6H126ZM145 7H144V8H145ZM175 7H176V6H175ZM177 7H178V6H177ZM182 7H183V6H182ZM206 7H207V6H205V8H206ZM216 7H215V8H216ZM228 7H229V8H228ZM0 8H1V7H0ZM3 8H4V7H2V9H3ZM64 8H65V6L63 5V9H64ZM102 8H103V7H102ZM111 8H112V10H114L113 7H112V5H111ZM111 8H110L109 10H111ZM147 8H148V7H147ZM152 8H155V7L152 6ZM152 8H150V9H152ZM191 8H192V7H191ZM203 8H204V7H203ZM203 8H202V9H203ZM215 8H214V9H215ZM4 9H5V8H4ZM71 9L73 10L74 8H71ZM71 9H70V10H71ZM84 9H85V8H84ZM84 9H83V10H84ZM86 9H87V8H86ZM98 9H99V8H98ZM128 9H130L129 5H128ZM132 9H133V7H132ZM132 9H131V10H132ZM198 9H199V8H198ZM5 10H6V9H5ZM64 10H66V9H64ZM72 10H71V12H72ZM75 10H76V9H75ZM100 10H101V9H99L98 11H96V14H94V15H97V12H100ZM103 10H104V9H103ZM112 10H111V12H109V14H110V13L112 14V12L115 13V12L112 11ZM134 10H135V7H134ZM148 10H149V9H148ZM155 10H157V9L155 8ZM155 10H153V11L155 12ZM171 10H172V9H171ZM182 10H183V8H182ZM187 10H188V9H187ZM187 10H186V11H187ZM189 10L191 11V9H189ZM95 11H92V9H91V12H92V15H91V16H92V17L94 16V15H93V12L95 13ZM104 11H105V10H104ZM150 11H151V10H150ZM183 11H184V13L186 12L185 9H184ZM183 11H182V12H183ZM203 11H204V10H203ZM48 12H47V15H48V16H47V20H48V21L46 20V18L43 19V20H45V21H43V23H44L45 25H46L47 23H48V25H49V23L51 24L50 21L52 20V17H53V16L56 17V16L58 15V14H56V13H55L56 15H54V13H53V15H52V13L50 12L51 15H52V16H51V15H49L50 13L48 14ZM64 12H65V11H64ZM91 12H90V14H91ZM102 12H103V11H101L100 14H101ZM131 12H132V11H130V13H131ZM147 12H148V11H147V9H146V15H148ZM157 12H158V11H157ZM168 12H169V11H168ZM172 12H173V11H172ZM172 12H171V13H172ZM221 12H222V11L220 10V13H221ZM1 13H2V11H1ZM3 13H4V12H3ZM65 13H66V12H65ZM65 13H62V14H65ZM116 13H117V11H116ZM125 13H126V12H125ZM130 13H129V14H130ZM152 13H153V12H152ZM71 14H72V13H71ZM73 14H74V12H73ZM73 14H72V15H73ZM98 14H99V13H98ZM129 14L127 13V15H129ZM150 14H151V12H150ZM154 14H155V15L152 14V15H153V16H152L153 18H154V16L157 15L156 13H154ZM169 14H170V13H169ZM205 14H206V13H205ZM2 15H3V14H2ZM5 15H6V14H4V16H5ZM44 15H45V14H44ZM72 15H70V16H72ZM75 15L78 17L77 14H75ZM75 15H74V16H75ZM123 15H124V14H123ZM130 15H131V14H130ZM178 15H179V17H178ZM49 16H51V17H49ZM91 16H90V18H91V20H92V17H91ZM97 16H98V15H97ZM99 16H101V18H102L103 15H99ZM99 16H98V17H99ZM107 16H108V14H107ZM148 16H149V15H148ZM148 16H146V18H147ZM157 16H158V15H157ZM157 16H156V17H157ZM210 16H213V17H210ZM15 17H16V16H15ZM43 17H44V16H43ZM45 17H46V15H45ZM48 17H49V18H48ZM54 17H53V18H54ZM58 17H59V16H58ZM65 17H66V15H65ZM87 17H88V16H87ZM98 17H97V18H98ZM109 17L114 18L112 15H111V16L109 15ZM152 17H150V18H151L150 20L153 19ZM156 17H155L154 22H152V24L154 23L153 26L155 27V29H157L156 27H158L157 25H158L160 22H161V23H162V21L164 22L163 19L160 18L161 21H159V19H156ZM170 17H171V16H170ZM173 17H172L171 19H173ZM192 17H193V16H192ZM207 17H209V19H207ZM95 18H96V16L93 17V19H95ZM105 18H106V17H105ZM120 18H121V16H120ZM128 18H129V17H128ZM157 18H158V17H157ZM178 18H179V20H181V21H180V24L182 25V26L180 25L181 27L179 26ZM188 18H189L190 20H189ZM210 18H211V19L214 18V20H212V21H208V20H210ZM2 19H3V18H2ZM57 19H58V18H57ZM57 19H55V20H57ZM66 19L68 20L67 17L65 18V20H66ZM71 19H72V18H71ZM107 19H108V18H107ZM133 19H134V18H133ZM147 19H148V18H147ZM204 19H203V20H204ZM55 20H54V21H55ZM62 20H64V19H62ZM67 20H66V21H67ZM76 20H77V19H76ZM114 20H116V19H114ZM114 20H112V21H114ZM117 20H118V19H117ZM124 20H125V19H124ZM150 20H148V21H150ZM156 20L159 21L157 25H156L157 22H155ZM188 20H189V21H188ZM4 21H5V20H4ZM4 21H3V23H4ZM46 21H47V23H45ZM54 21H52V23H53ZM57 21H58V20H57ZM57 21H56V22H57ZM72 21H73V19H72ZM74 21H75V20H74ZM107 21H109V20H107ZM110 21H111V20H110ZM128 21H130V20H128ZM174 21H173V22H174ZM205 21H203V23H204ZM62 22H63V21H62ZM69 22H70V21H69ZM89 22L91 23L90 20H89ZM96 22H97V19H96ZM99 22H100V21H99ZM101 22H102V20H101ZM103 22H104V20H103ZM115 22H116V21H115ZM115 22H113V23H115ZM134 22H135V21H134ZM150 22H151V21H150ZM150 22H149V23H150ZM188 22H189V23H188ZM9 23H10V22H9ZM54 23H55V22H54ZM57 23H58V22H57ZM84 23H87V22H85V20H84ZM94 23H95V20H94ZM104 23H105V22H104ZM110 23H111V22H110ZM110 23H108V24L110 25ZM164 23H165V22H164ZM164 23H163V24H164ZM177 23H178V24H177ZM62 24H63V23H62ZM64 24L66 25L67 22H64ZM64 24H63V26H64ZM69 24H70V23H68L66 26H70ZM74 24H75V23H74ZM96 24H97V23H96ZM96 24H95V25H96ZM118 24H119V23H118ZM125 24H126V23H125ZM125 24H124V25H125ZM131 24H132V23L129 22V25H130V26H131ZM163 24H162V25H163ZM45 25H43V26H45ZM114 25H116V24H114ZM114 25H113V27H114ZM127 25H128V24H127ZM162 25H161V26H162ZM189 25H190L191 28L189 27ZM12 26H13V25H12ZM40 26H42V24H40ZM53 26H56V25H51V27H53ZM57 26H58V24H57ZM57 26L55 27V29L57 28ZM71 26H72V25H71ZM84 26H85V25H84ZM93 26H94V24H93ZM100 26H103V25H100ZM111 26H112V25H111ZM116 26H119V25H116ZM116 26H115V27H116ZM120 26H121V25H120ZM125 26H126V25H125ZM130 26L127 27V28L129 29ZM161 26H160V24H159V27H161ZM165 26H166V27H165ZM0 27H1V26H0ZM49 27H50V25H49ZM51 27H50V31L52 32V30H53L54 28L51 29ZM79 27H80V26H79ZM85 27H86V26H85ZM90 27H91V26H90ZM90 27H89V28H90ZM96 27H97V25H96ZM103 27H104V26H103ZM113 27H112V28H113ZM131 27H132V26H131ZM159 27H158V29H160V30L167 31V30L164 29V28H167L168 31H169V28H168V26H167L166 24H164V26H162L161 28H159ZM179 27H180V28H179ZM185 27H186V28H185ZM40 28H42V27H40ZM45 28H46V27H45ZM47 28H48V27H47ZM64 28H66V27L64 26ZM89 28H88V29H89ZM91 28H92V27H91ZM91 28H90V30H91ZM94 28H95V26H94ZM94 28H92V31H93ZM97 28H98V27H97ZM109 28H110V27H109ZM117 28H118V27H117ZM117 28H116V29H117ZM120 28H121V27H120ZM177 28H178V29H177ZM42 29H43V28H42ZM48 29H49V28H48ZM55 29L53 30L54 32H56V31L58 30V29H57V30H55ZM68 29H69V27H68ZM95 29H96V28H95ZM95 29H94V31H96ZM110 29H111V28H110ZM121 29H122V28H121ZM128 29H127V30H128ZM158 29H157V30H158ZM181 29H180V31H181ZM5 30H6V29H5ZM12 30H13V29H12ZM38 30H39V29H38ZM61 30H62V28H61ZM61 30H60V31H61ZM66 30H67V28H66ZM97 30H98V29H97ZM113 30H114V28H113ZM123 30H124V28H123ZM123 30H122V31H123ZM47 31H48V30H47ZM81 31H82V30H81ZM94 31H93V33H95ZM114 31H116V30H114ZM117 31H119V30L117 29ZM129 31H132V32H130V34H133V33H134V32H133V29H131V30L129 29ZM129 31H128V32H129ZM158 31H159V30H158ZM168 31H167V32H168ZM9 32H11V31H9ZM61 32H62V31H61ZM156 32H157V31H156ZM159 32H160V31H159ZM159 32H157V34H158ZM170 32H171V30L169 31V33H170ZM1 33H3V32L0 31V34H1ZM11 33H12V32H11ZM57 33H58V32H57ZM80 33H81V32H80ZM116 33H117V32H116ZM122 33H124V31H123ZM164 33H166V32H164ZM169 33H168V36H169L170 38H172V37H171L172 35H169ZM177 33H178V32H177ZM182 33H183V31H182ZM55 34H56V33H54L53 35H55ZM118 34H119V33H118ZM134 34H135V33H134ZM157 34H156V35H157ZM161 34H162V33H161ZM170 34H171V33H170ZM179 34H180V32H179ZM81 35H82V34H81ZM124 35H126V34H124ZM128 35H129V34H128ZM166 35H167V33H166ZM175 35H176V34H175ZM175 35H174V36H175ZM177 35H178V34H177ZM180 35H182V34H180ZM10 36H11V35H10ZM68 36H69V35H68ZM78 36H79V35H78ZM115 36H116V35H115ZM117 36H118V35H117ZM117 36H116V37H117ZM120 36H121V35H120ZM129 36H130V35H129ZM131 36H133V35H131ZM4 37H5V36H3V38H4ZM6 37H7V36H6ZM15 37H16V36H15ZM104 37H105V36H104ZM122 37H123V36H122ZM157 37H158V36H157ZM166 37H167V36H166ZM169 37H168V38H169ZM106 38H107V37H106ZM119 38H120V37H119ZM127 38H128V37H127ZM135 38H136V36H135ZM168 38H167V39H168ZM179 38H180V37H179ZM4 39H5V38H4ZM61 39H62V37H61ZM63 39H64V38H63ZM110 39H111V38H110ZM121 39H122V38H121ZM137 39H138V38H137ZM164 39H166V38H164ZM2 40H3V39H2ZM15 40H16V39H15ZM65 40H67V39H64V41H65ZM97 40H98V39H97ZM97 40H96V42H97ZM111 40H114V39H111ZM111 40H110V42H111ZM117 40H118V39H117ZM128 40L131 41V39H129V38H128ZM128 40H127V43H128ZM142 40H143V39H142ZM171 40H172V41H171ZM173 40H175L176 42H173ZM3 41H4V40H3ZM3 41H1V42H3ZM20 41H21V40H20ZM52 41H53V38H52ZM98 41H99V40H98ZM5 42H7V40H5ZM9 42H10V41H9ZM60 42H61V41H60ZM114 42L116 43V41H114ZM114 42H113V43H114ZM118 42H119V41H118ZM121 42H122L121 44H123V41H122V40H121ZM125 42H126V41H125ZM138 42H139V41H138ZM179 42H180V41H179ZM179 42H178V43H179ZM17 43H18V42H17ZM21 43H23V41H22ZM21 43L19 42L18 44H21ZM51 43L53 44V42H51ZM51 43H50V45H51ZM64 43H65V42H63V43H61V44H64ZM105 43H106V42H105ZM132 43H133V41H132ZM172 43H173V45H172ZM178 43H177V44H178ZM180 43H181V42H180ZM55 44H56V43H55ZM55 44H54V45H55ZM97 44H98V42H97ZM109 44H110V43H109ZM118 44H119V43H118ZM118 44H117V45H118ZM130 44H131V42H130ZM130 44H129V46H130ZM160 44H161V43H160ZM168 44H170V45H168ZM12 45H13V44H12ZM14 45H15V44H14ZM117 45H116V46H117ZM125 45H126V43H125ZM171 45H172V46H171ZM15 46H16V45H15ZM15 46H14V47H15ZM61 46H62V45H61ZM61 46H60V47H61ZM75 46H77V45H75ZM91 46H92V45H91ZM106 46L109 47L110 45H106ZM106 46H105V47H106ZM112 46H113V44H112ZM121 46H122V45H121ZM123 46H124V45H123ZM136 46H137V45H136ZM18 47H19V46H18ZM18 47H17V48H18ZM62 47H63V46H62ZM101 47H102V45H101ZM110 47H111V46H110ZM134 47H135V46H134ZM166 47H167V48H166ZM179 47H180V46H179ZM75 48H77V47H75ZM81 48H82V47H81ZM102 48H103V47H102ZM111 48H112V47H111ZM111 48H109V49H111ZM113 48H114V47H113ZM113 48H112V50H113ZM115 48H116V47H115ZM121 48H123V47H121ZM136 48H137V47H136ZM138 48H139V47H138ZM144 48H145V47H144ZM24 49H25V48H24ZM83 49H84V48H83ZM96 49H100V47H98V48H96ZM182 49H183V50H182ZM105 50H107V48H105ZM112 50H111V51H112ZM114 50H115V49H114ZM75 51H77V50H75ZM78 51H79V49H78ZM78 51H77V52H78ZM100 51H101V49H100ZM103 51H104V50H103ZM111 51H110V52L108 51V52L111 53ZM145 51H146V50H145ZM145 51H144V52H145ZM77 52H76V53H77ZM98 52H99V51H98ZM106 52H107V51H106ZM108 52H107L106 54H108V56H109L110 54H109ZM115 52H116V51H115ZM115 52H114V53H115ZM117 52H118V50H117ZM146 52H147V51H146ZM178 52H179V51H178ZM101 53H102V52H101ZM104 53H105V51H104ZM112 53H113V51H112ZM112 53H111V55H112ZM114 53H113V54H114ZM135 53H136V52H135ZM137 53H139V54H141V55L143 54V53H141V51H140V52H137ZM23 54H24V53H23ZM92 54H93V52H92ZM106 54H104V55H105L104 58L106 57ZM75 55H76V54H75ZM101 55H102V54H101ZM111 55H110V56H111ZM114 55H115V54H114ZM144 55H145V54H144ZM78 56H79V55H78ZM78 56L75 57V58H78ZM83 56H84V55H83ZM110 56H109V57H110ZM118 56H120V55H118ZM135 56H138V55H135ZM85 57H86V56H85ZM112 57H113V56H112ZM141 57H142V56H141ZM143 57H144V56H143ZM113 58H114V57H113ZM118 58H119V57H118ZM145 58H146V57H145ZM15 59H16V58H15ZM84 59H85V58H84ZM84 59H83V61H84ZM94 59H95V58H94ZM136 59L138 60V57H136ZM139 59L142 60V62H144V61L146 62V61H147L146 59L143 61V59L140 58V55H139ZM74 60H75V59H74ZM113 60H114V59H113ZM116 60H117V58H116ZM83 61H82V62H83ZM98 61H99V60H98ZM110 61H111V60H110ZM73 62H74V61H73ZM76 62H77V61H76ZM105 62H106V61H105ZM139 62H140V61H139ZM170 62H168L169 65H170ZM11 63H12V62H11ZM84 63H85V62H84ZM111 63H112V62H111ZM130 63H133V60H132V62L130 61ZM202 63H204L203 65H205V63L208 64V66L205 65V66L208 68V72H209V73L207 72V74H206L207 76L204 75V72H203L204 70H203V71L201 70V65H202ZM138 64H139V63H138ZM142 64H145V63H142ZM142 64H139V65L144 66V65H142ZM48 65H49V63H48ZM109 65H110V64H109ZM111 65H112V64H111ZM131 65H132V64H130V66H131ZM133 65H134V64H133ZM107 66H108V65H107ZM127 66L129 67V64H128ZM141 66H140V67H141ZM149 66H150V65H149ZM174 66H175V65H174ZM174 66H172V67H174ZM112 67H114V66H112ZM128 67H127V68H128ZM132 67H133V66H132ZM132 67H130V68H132ZM178 67H179V66H178ZM180 67H183V65H182V66L180 65ZM185 67H186V66H185ZM26 68H27V67H26ZM175 68H176V67H175ZM175 68H174V69H175ZM108 69H109V68H108ZM112 69H113V68H112ZM112 69H111V70H112ZM160 69H161V68H160ZM176 69H177V68H176ZM182 69H183V68H182ZM185 69H186V68H185ZM127 70H129V69H127ZM180 70H181V69H180ZM189 70H190V71H189ZM206 70H207V69H206ZM161 71H163V70H161ZM184 71H185V70H184ZM163 72H164V71H163ZM163 72H161V73H163ZM205 72H206V71H205ZM15 74H16V72H15ZM163 74H164V73H163ZM163 74H162V75H163ZM208 74H211L210 77H209V79L206 78V77H208ZM219 74H223V75L226 76V77H224L223 75H222V76H219ZM149 75H150V74H149ZM175 75H176V74H174L173 76H175ZM177 75H176V77H177ZM186 75H187V76H186ZM113 76H114V75H113ZM134 76H135V74H134ZM160 76H161V74H160ZM167 76H168V75H167ZM180 77H181V76H179V78L177 77V78H178L177 80H179ZM221 77H222V78H221ZM223 77H224V78H223ZM110 78H111V77H110ZM126 78H127V77H126ZM162 78H163V79H161V80L164 81V80H165V79H164L165 77H162ZM166 78H167V77H166ZM187 78H188V79H187ZM123 79H124V78H123ZM128 79H130V78L128 77ZM159 79H160V78H159ZM173 79H174V80H173ZM175 79H176L175 77L172 78L173 81H175ZM0 80H1V79H0ZM22 80H23V79H22ZM65 80H66V78H65ZM151 80H152V79H150V82H151ZM180 80H181V79H180ZM185 80H186V81H185ZM109 81H111V80H109ZM132 81H133V80H132ZM237 81H238V84H237ZM14 82H15V81H14ZM50 82H51V81H50ZM103 82H104V81H103ZM103 82H102V84L104 85ZM125 82H126V81H125ZM165 82H166V81H165ZM167 82H168V81H167ZM220 82H223L224 84L222 83V84H223V85H222ZM241 82H243L244 84H242ZM120 83H121V82H120ZM176 83H177V82H176ZM176 83H175V84H176ZM179 83H180V81H178V84H179ZM185 83H184V84H185ZM219 83H220V85H218ZM227 83H228V84H227ZM61 84H62V83H61ZM117 84H118V83H117ZM130 84H131V83H130ZM162 84L164 85V83H162ZM168 84H169V83L166 84L167 87H168ZM178 84H177V87H179ZM192 84H193V83H192ZM119 85H120V84H119ZM122 85H123V84H122ZM127 85H128V83H127ZM160 85H161V83H160ZM221 85H222V86H221ZM234 85H235V83H234ZM14 86H15V85H14ZM26 86H27V85H26ZM175 86H176V85H175ZM190 86H191V85H190ZM190 86H189V87H190ZM219 86H221V88H219ZM238 86H239V85H238ZM238 86H237V87H238ZM16 87H17V86H16ZM65 87H66V86H65ZM76 87H77V86H76ZM161 87H162V86H161ZM163 87H164V86H163ZM163 87H162V89H163ZM170 87H172V86H170ZM233 87H234V86H233ZM237 87H235V88L237 89ZM71 88H72V86H71ZM84 88H85V87H84ZM117 88H118V87H117ZM127 88H128V87H127ZM133 88H134V87H133ZM159 88H160V87H159ZM159 88H158V89H159ZM165 88H166V86L164 87V91H165ZM168 88H169V87H168ZM168 88H167V89H168ZM183 88H184V85H183ZM29 89H30V88H29ZM42 89H43V88H42ZM65 89H66V88H65ZM73 89H74V88H73ZM76 89H77V88H76ZM114 89H116V88H114ZM119 89H120V87H119ZM119 89H117V91H119ZM124 89H125V88H124ZM124 89H123V90H124ZM131 89H132V87H131ZM131 89H130V91H131ZM160 89H161V88H160ZM170 89H174V88H170ZM178 89H179V88H178ZM190 89H191V88H190ZM190 89H188V90H190ZM192 89H193V87H192ZM220 89H221V91H220ZM231 89H232V88H231ZM231 89H230V90H231ZM233 89H234V88H233ZM233 89H232V90H233ZM22 90H23V89H22ZM80 90H81V89H80ZM120 90H121V89H120ZM128 90H129V88H128ZM174 90H175V89H174ZM182 90H183V89L179 90V92H180V91L183 92ZM222 90H223L224 92H222ZM13 91L15 92V90H13ZM39 91H40V90H39ZM67 91H68V90H67ZM121 91H122V90H121ZM121 91H120V92H121ZM124 91H125V90H124ZM130 91H128V92H130ZM169 91H171V90L168 89V91L166 92V95L169 94L168 96H170V92H169ZM219 91L222 92V93L219 94ZM17 92H18V91H17ZM61 92H62V91H61ZM84 92H85V91H84ZM120 92H119V93H120ZM132 92L134 93V90H133ZM132 92H131V93H132ZM160 92H163V91H160ZM181 92H180L179 94H181ZM233 92H236V91L234 90ZM239 92H240V89H239ZM49 93H50V92H49ZM62 93H63V92H62ZM64 93H65V91H64ZM119 93H118V94H119ZM124 93H125V92H124ZM137 93H138V92H137ZM139 93H140V92H139ZM167 93H168V94H167ZM175 93H176V92H175ZM223 93H224V95H223ZM241 93H240V95H241ZM21 94H22V93H21ZM36 94H37V93H36ZM79 94H80V93H79ZM122 94H123V93H122ZM122 94H120V97H123ZM135 94H136V93H135ZM135 94H134V96H135V98H137ZM163 94H164V93H163ZM172 94H173V91H172ZM182 94H183V93H182ZM182 94L180 95L181 97H182ZM213 94H212V95H213ZM231 94H232V92H231ZM237 94H238V92H237ZM11 95H12V93H11ZM48 95H49V94H48ZM64 95H65V94H64ZM95 95H96V94H95ZM124 95H126V94H124ZM161 95H162V94H161ZM205 95H206V97H205ZM212 95H211V96H212ZM238 95H239V94H238ZM12 96H14V95H12ZM35 96H36V95H35ZM101 96H102V95H100V99H101ZM127 96H128V95H127ZM127 96H124V97H127ZM129 96H133V94H132V95H129ZM162 96H163V95H162ZM211 96H209V97L211 98ZM215 96L213 95V97H215ZM7 97H10V96H7ZM59 97H60V96H59ZM117 97H118V96H117ZM172 97H173V96H172ZM174 97H175V95H174ZM222 97H221V98H222ZM17 98H18V97H17ZM62 98H63V97H62ZM71 98H72V97H71ZM135 98H134V99H131V98H130V99H129V102H130V103H129V102H125V103H128V104L131 105V104H132L131 101L135 100ZM140 98H141V99H140ZM140 98L138 97V99H140L139 101H141L143 97L140 96ZM146 98H147V97H146ZM183 98H184V97H183ZM183 98H181V99H182V103H183V102L185 103V99H183ZM185 98H186V97H185ZM216 98H217V97H216ZM229 98H230V99H229ZM34 99L36 100V97H34ZM37 99H38V98H37ZM47 99H48V98H47ZM57 99H58V98H57ZM57 99H56V100H57ZM110 99H111V98H110ZM115 99H116V98H115ZM122 99L124 100L125 98H122ZM126 99H127V98H126ZM138 99H137V100H138ZM143 99H144V98H143ZM154 99H155V97L153 98V102L151 101V102L153 103V105L157 104V99H156V100H154ZM158 99H159V98H158ZM161 99H162V98H161ZM169 99H170V98H169ZM181 99H180V101H181ZM211 99H212V98H211ZM20 100H21V99H20ZM58 100H59V99H58ZM70 100H71V99H70ZM117 100H118V99H117ZM119 100H120V99H119ZM130 100H131V101H130ZM145 100H148V98H147V99H144L143 102H144ZM174 100L176 101V98H174ZM174 100H173V103H171V102H172L171 100H168V101H171V102H169V103H168V102H167V103L165 102V103L167 104L168 107L171 106V105H169V104H173L172 106H175V104H174L175 101H174ZM209 100H210V99H209ZM209 100H208L207 102H209ZM214 100L216 101V99H214ZM214 100H213V102H214ZM63 101H64V100H63ZM112 101H113V100H112ZM124 101H127V100H124ZM135 101H136V100H135ZM139 101H138V102H139ZM154 101H156V103H155ZM158 101H160V100H158ZM162 101H163V99H162ZM166 101H167V100H166ZM177 101H178L179 103H178ZM177 101H176L177 104H180V103H181V102L179 101V98L177 99ZM201 101H202V103H201ZM210 101H211V100H210ZM222 101H223V102H222ZM36 102H37V101H36ZM36 102H35V104H36ZM50 102H51V99H50ZM54 102H55V100H54ZM70 102H71V101H69L68 103H70ZM73 102H74V100H73ZM101 102H103V100H101ZM121 102H122V101H121ZM136 102H137V101H136ZM141 102H142V101H141ZM143 102H142V103H143ZM198 102H197V104H198ZM211 102H212V101H211ZM211 102H209V103H211ZM213 102H212V106H211V108L213 107V108L217 109V107L219 106V104H218V106H217V103H219V102H217V103L214 102L215 105H214ZM20 103H21V101H20ZM62 103L65 104L66 102L64 101V102H62ZM113 103H114V102H113ZM116 103H118V101H117ZM119 103H120V102H119ZM123 103H124V102H123ZM123 103H120V104L123 105ZM134 103H135V102H134ZM144 103H145V102H144ZM152 103H151V106H152ZM154 103H155V104H154ZM195 103H196V102H195ZM228 103H229V102H228ZM22 104H23V103H22ZM28 104H29V103H28ZM31 104H32V103H31ZM50 104H51V103H50ZM53 104H54V103H53ZM59 104H60V103H59ZM64 104H63V106H64ZM66 104H67V103H66ZM66 104H65V105H66ZM74 104H75V103H74ZM74 104H72V105H74ZM108 104H109V103H108ZM146 104H148V103H146ZM177 104H176V105H177ZM223 104H221V107H222ZM16 105H17V104H16ZM23 105H24V104H23ZM29 105H30V104H29ZM51 105H52V104H51ZM99 105H101V104H99ZM121 105H120V107H121ZM137 105H138V104H137ZM198 105H199V104H198ZM205 105H207V103L204 104V106H205ZM235 105H236V106H235ZM20 106H22V105L20 104ZM24 106H25V105H24ZM30 106H31V105H30ZM53 106H54V105H53ZM53 106H52V107H53ZM131 106H132V105H131ZM143 106H144V105H143ZM143 106H142V108H143ZM148 106H150V105H148ZM148 106H145L147 110H148ZM172 106H171V107H172ZM183 106H184V105H183ZM185 106H186V104H185ZM200 106H198V107H200ZM215 106H217V107H215ZM48 107H49V106H48ZM58 107H59V105H58ZM67 107H68V106H67ZM74 107H75V106H74ZM78 107H79V106H78ZM123 107H124V105H123ZM123 107L120 108V109H123V111H121V110L119 109L120 112H121V114L123 113V115H125L126 113H129V112H126L125 109H124ZM201 107H200V108H201ZM219 107H220V106H219ZM221 107H220V108H221ZM22 108H23V107H22ZM27 108H28V107H27ZM31 108H32V107H31ZM44 108H45V107H44ZM50 108H51V107H50ZM130 108H131V107H130ZM130 108H126V110H127V109H130ZM138 108H140V106H139ZM154 108H156V105H155ZM166 108H167V107H166ZM174 108H175V107H174ZM185 108H187V107H185ZM185 108L182 107V108H181L182 111H183V109H185ZM200 108H199V109H200ZM202 108H203V111H204L205 107H202ZM208 108H209V107H208ZM211 108H209V109H210V112L207 111V110H209V109H207V110L205 109V111H207V114H208V113L210 114L211 112H213L212 110H214V109L211 110ZM220 108H218L219 111H220ZM48 109H49V108H48ZM55 109H56V108H55ZM57 109H58V108H57ZM57 109H56V110H57ZM62 109H63V108H62ZM67 109H69V108H67ZM72 109H73V108H72ZM79 109H80V108H79ZM79 109H78V110H79ZM81 109H82V107H81ZM132 109H133V108H132ZM132 109H130V110H132ZM161 109H162V108H161ZM161 109H160V110H161ZM181 109H180V110L177 109V110H178V112H181L180 114H183V112L181 111ZM36 110H37V109H36ZM63 110H64V109H63ZM110 110H112V109H110ZM117 110H118V108H117ZM154 110H155V109H153V111H154ZM160 110H159V111H160ZM167 110H169V109H167ZM167 110H166V113H167L166 115H169V114H168V112H169L170 115L172 116V113H173V112H171V110H173V108H172L170 111H168V112H167ZM177 110H173V111L176 113ZM34 111H35V110H34ZM42 111H43V110H42ZM42 111H41V112H42ZM57 111H58V113L60 112L59 110H57ZM57 111H56V113H57ZM132 111H133V110H132ZM132 111H131V113H132ZM137 111H139V110H137ZM140 111H141V110H140ZM140 111H139V114L142 113V115L140 116V118H143V116H144L143 114H144L145 112H144V110H142L144 113H143V112H140ZM149 111H150V110H148V112H149ZM20 112H21V110H20ZM53 112H54V111H53ZM78 112H80V111H78ZM114 112H115V111H114ZM120 112L118 111L117 113H120ZM125 112H126V113H125ZM135 112H136V111H135ZM135 112H134L133 116L135 115ZM150 112H151V111H150ZM150 112H149V113H150ZM154 112H155V111H154ZM157 112H158V111H157ZM157 112H156V113H157ZM178 112H177V114H178ZM187 112H188V110L186 111V109H185V113H187ZM199 112H200V111H199ZM229 112H228V115H229ZM11 113H12V112H11ZM17 113H18V112H16V115H17ZM36 113H38V112L36 111ZM63 113H64V112H63ZM158 113H159V112H158ZM201 113H203V112H201ZM28 114H29V113H28ZM32 114H33V112H32ZM38 114H39V113H38ZM47 114H48V112H47ZM51 114H52V113H51ZM53 114H54V113H53ZM61 114H62V113H61ZM68 114H69V113H68ZM80 114H81V113H78V114H77V117L81 116ZM121 114H118L119 117H121V116H120ZM136 114L138 115V112H137ZM146 114H147V112H146ZM146 114H145V115H146ZM152 114H153V115H152ZM152 114L150 113V115L153 116V118H155V117H154L155 114H154V113H152ZM209 114H208V115H209ZM213 114H214V120H216V117H217V115H219V114L216 113V114H217V115H216L215 112H213ZM213 114H212V116H213ZM221 114H222V113H221ZM226 114H227V112H226ZM226 114H225V115H226ZM18 115H19V114H18ZM58 115H60V114H58ZM78 115H79V116H78ZM128 115H129V114H127V116H128ZM137 115H136V116H137ZM150 115H148V116H150ZM157 115H158V114H157ZM185 115H186V116H185ZM187 115H188V114H184V116H183L184 118H186V119H185L186 122L183 121L184 119L182 120V122H184L185 125H184L183 123H182V125H181L180 118L182 117V115H180V118H175V116L173 115V116H174V120H177V119H178V121H179L180 123H178V121L173 122L175 125L172 123L175 127H177L178 124H179L180 126L183 127V129H180V127H179V125H178L180 131L182 130V131H181V134H182V132H183V135H184V136H182V138H183V137L186 138V139L183 138L184 142H185V140L188 141V137H189V136H188V137L186 136V135H188L186 132H188V130H189V126L187 125V123L189 124V122L187 121V120H188ZM203 115H205V112H204ZM203 115H202V116H203ZM208 115H207V117H208ZM210 115H211V114H210ZM210 115H209V116H210ZM215 115H216V117H215ZM222 115H223V114H222ZM13 116H14V114H13ZM21 116H22V113H21ZM26 116H27V115H26ZM36 116H37V115H36ZM60 116H61V115H60ZM70 116H71V114H70ZM114 116H115V115H113L112 117H114ZM136 116H135V117H136ZM146 116H147V115H146ZM146 116H145V117H146ZM192 116H194V113H193V110H192V111L190 110V117H192ZM200 116H201V115H200ZM1 117H2V116H1ZM15 117H17V116H15ZM15 117H13V118H15ZM51 117H52V116H51ZM58 117H59V116H58ZM58 117H57V118H58ZM66 117H69V116L66 115ZM85 117H86V116H85ZM122 117H123V116H122ZM128 117H129V116H128ZM135 117H134V118H135ZM158 117H161V116L158 115ZM167 117H168V116H167ZM177 117H178V116H177ZM35 118H36V117H35ZM35 118H34V119H35ZM57 118H56V120H58ZM72 118H73V117H72ZM79 118H81V117H79ZM82 118H83V117H82ZM91 118H92V117H91ZM134 118H133V119H134ZM151 118H152V117H151ZM170 118H172V117H170ZM203 118L206 119V116H203L202 119H203ZM210 118H211V117H210ZM225 118H227V117L225 116ZM15 119H16V118H15ZM28 119H29V118H28ZM49 119H50V118H49ZM64 119H65V120H64ZM64 119H63V121H66L67 118H64ZM74 119H76L77 121L79 120L78 118H74ZM122 119H124V117H123ZM136 119H137V117L135 118V120H136ZM138 119H139V118H138ZM147 119H148V118L146 117V119H145L146 121H145V122L150 121V120H147ZM204 119H203V120H204ZM207 119H208V120H207ZM207 119H206V121L203 122V124H204L203 126L205 127V125H207V127H209V128L211 129V128L213 127L212 125H214L215 122H214L212 125L208 126V121H210V120H209V117H208ZM217 119H221V118L217 117ZM20 120H21V119H20ZM43 120H44V119H43ZM76 120H75V122H76ZM90 120H91V119H90ZM111 120H112V119H111ZM120 120H121V119H120ZM135 120H134V121H135ZM151 120H153V119H151ZM154 120H155V119H154ZM154 120H153V122H155ZM157 120H159V119H157ZM162 120H164V122L166 121L165 118H162ZM162 120H161V121H162ZM172 120H173V119H172ZM221 120H222V119H221ZM221 120H220V121H221ZM36 121H37V120H36ZM59 121H60V120H59ZM59 121H58V123H59ZM61 121H62V120H61ZM61 121H60V123H61ZM81 121H82V120H81ZM81 121H80V122H81ZM131 121H132V119H131ZM131 121H130V123H131ZM142 121H143V120H142ZM142 121H141V122H142ZM167 121H168V120H167ZM167 121H166V123H167V125H168V124H169L168 122H170V120H169L168 122H167ZM216 121H218V120H216ZM220 121L216 122V124L218 125ZM226 121L229 122L228 120L225 119L224 122H226ZM10 122H11V121H10ZM16 122H18V121H16ZM16 122H15V123H16ZM40 122L42 123V120H41ZM69 122H70V121H69ZM72 122H73V121H72ZM88 122H90V121H88ZM120 122H122V121H120ZM157 122H158V121H157ZM157 122H156L155 124H157ZM171 122H172V121H171ZM176 122H177V125H176ZM190 122H191V121H190ZM192 122H193V121H192ZM206 122H207V123H206ZM222 122H223V121H221V123H222ZM12 123H13V122H12ZM44 123H45V122H44ZM48 123L51 124L52 122H48ZM48 123H47V124H48ZM54 123H55V122H54ZM54 123L52 124V125H53V128H54V126H55ZM60 123H59V124H60ZM62 123H63V122H62ZM65 123H66V122H65ZM65 123H64V124H65ZM67 123H68V120H67ZM67 123H66V124H67ZM90 123H91V122H90ZM116 123H117V122H116ZM122 123H123V122H122ZM122 123H121V124H122ZM221 123L219 124V126H216V127L218 128V132L216 131L217 129L215 128V125H214V128L216 129V130H215L216 132H215L213 129H212L213 131L210 130V131L213 132V133L210 132V136L212 137V135H215V137H218V139H219L218 141L221 140V137H223V136L225 137V135H226V132H224L225 130H223V132H224L225 134H224V133L222 132V130H221V129H224V125H222L223 127L220 126ZM18 124H19V125L21 124V128H22V123H17V126H19ZM26 124H27V123H26ZM30 124H31V123H30ZM30 124H29V125H30ZM59 124H58V125H59ZM64 124H63V125H64ZM72 124H73V123H72ZM80 124H81V123H80ZM86 124H87V123H86ZM117 124H118V123H117ZM144 124H145V123H144ZM153 124H154V123H153ZM153 124H151V125H153ZM155 124H154V126H152V128L155 127ZM190 124H191V123H190ZM209 124H210V123H209ZM223 124H224V123H223ZM5 125H6V123H5ZM23 125H24V124H23ZM61 125H62V124L59 125L60 128H62ZM81 125H83V124H81ZM81 125H80V126H81ZM88 125H89V124H88ZM124 125H125V122H124ZM124 125H123V126H124ZM142 125H143V124H142ZM158 125H159V123L156 125V127H158ZM160 125H162V124H160ZM17 126H16V128H17ZM24 126H25V125H24ZM33 126H34V125H33ZM45 126H47V125H45ZM59 126H57V128H55L54 131H56V129H58ZM64 126L67 127V125H64ZM64 126H63V127H64ZM68 126H69V125H68ZM80 126H78L77 128L79 129ZM83 126L85 127V125H83ZM83 126H82V128H84ZM95 126H96V125H95ZM138 126H139V125H138ZM138 126H137V128H138ZM145 126H146V125H145ZM147 126L149 127L150 124H148ZM147 126H146V127H147ZM165 126H166V125H165ZM165 126H164V128H165ZM168 126H170V124H169ZM174 126H173V127L170 126V128H169V127H168V128L171 129V130H174V129H175ZM1 127H2V126H1ZM39 127H40V126H39ZM55 127H56V126H55ZM96 127H97V126H96ZM120 127H122V126H120ZM125 127H126V126H125ZM125 127H124V128H125ZM141 127H144V126H141ZM160 127H161V126H160ZM166 127H167V126H166ZM178 127L176 128V130H174L175 132H176V131H177V132H180L179 130H177ZM184 127H185V129H184ZM190 127H191V126H190ZM192 127H193V129L196 128V127H194V126H192ZM207 127H205V129H204V128H200V130L203 129V131L206 132V131H207ZM219 127H221L220 130H221V132L223 133V134L220 135V137L216 135V133H219ZM19 128H20V127H19ZM35 128H36V127H35ZM70 128H72V127H70ZM74 128H75V127H74ZM74 128H72V130H74ZM77 128H75V129L77 130ZM116 128H118V127H116ZM122 128H123V127H122ZM126 128H127V127H126ZM144 128H145V127H144ZM150 128H151V127H150ZM150 128L148 129L149 132H150V130H151ZM162 128H163V127H162ZM168 128H165L164 131H161V133L164 134L163 132H166L165 130L168 129ZM173 128H174V129H173ZM187 128H188V129H187ZM22 129H26V126H25V128H22ZM37 129H38V127H37ZM47 129H48V128H47ZM62 129H63V128H62ZM86 129H87V128H86ZM101 129H102V128H101ZM146 129H147V128H146ZM146 129H145V130H146ZM158 129H160V128H158ZM169 129H168V130H169ZM193 129H192V132H193ZM226 129H227V128H226ZM19 130H20V129H19ZM44 130H45V129H44ZM50 130H52V129H50ZM64 130H65V127H64ZM70 130H71V129H70ZM88 130H90V129H88ZM102 130H103V129H102ZM102 130H101V132H104V131H102ZM104 130H105V128H104ZM123 130H124V129H123ZM153 130H154V129H152V131H153ZM171 130H170V131H171ZM183 130H184V131H183ZM195 130H197V129H195ZM208 130H209V129H208ZM230 130H231V129H230ZM230 130H229V131H230ZM241 130H243V128H242ZM14 131H15V130H14ZM25 131H28V130H25ZM37 131H38V130H37ZM52 131H53V130H52ZM90 131H91V130H90ZM94 131H95V130H93V132H94ZM119 131L122 132V129L119 130ZM129 131H130V130H129ZM137 131H138V130H137ZM141 131H143V130H141ZM158 131H159V130H158ZM174 131L172 132L173 134L170 135L171 137L169 138V136H168L167 139H169V140L171 139V140H172V138H176V137H179L178 139L181 138L180 136H178L180 133L177 134V132H176V134L174 135ZM203 131H201V132H202V133H201L202 135H203V133H204ZM232 131H231V132H232ZM239 131H240V130H238V132H239ZM57 132H58V131H57ZM57 132H55V133L57 134ZM61 132H63V130H62ZM68 132H69V131H68ZM72 132H74V131H72ZM77 132H79V130H77ZM77 132H74V133L76 134ZM91 132H92V131H91ZM91 132H90V133H91ZM93 132H92V134H94ZM98 132H99V131H98ZM121 132H119V133H121ZM123 132H124V131H123ZM149 132H148V133H149ZM184 132H185V133H184ZM190 132H191V128H190V130H189L188 133H190ZM198 132H199V131H198ZM207 132H208V131H207ZM214 132H215V134H214ZM231 132H228V133H231ZM238 132H237V130H236V132H235L234 135H233V133H232V134H231L232 136H229V134L227 133L228 136L226 135V138L223 137V138L226 140V145H227V143H228V145H229V140L227 139V137H229V138L232 137V140H231V141L233 142V143H232V144H233V148H236V147H234V145H235V146L239 145L238 148H241V147H240V146H241L240 144L236 143V144H237V145H236L235 142L233 141V140L235 139V137L238 135ZM241 132H242V131H241ZM241 132H240V135H241ZM23 133L27 134L28 132H27V133H26V132H23ZM23 133H22V131H21V134H23ZM31 133H33V131H32ZM41 133H42V131H41ZM59 133H60V132H59ZM59 133H58V134H59ZM125 133H126V132H125ZM159 133H160V131H159ZM159 133H158V134H159ZM170 133H171V132H170ZM193 133H194V132H193ZM193 133H192V134H193ZM236 133H237V134H236ZM16 134H17V131H16ZM18 134H20V131H18ZM21 134H20V136H19V141L17 140L18 142L21 141V136H22V137L24 136V135H21ZM28 134H30V133H28ZM69 134H70V133H69ZM75 134H74V135H75ZM77 134H79V133H77ZM77 134L75 135V136H76L75 138H77V136H78ZM106 134H107V133H105V134L103 133V135H102V133H101L102 137H106V136H105ZM140 134H143V132L140 133ZM194 134H196V133H194ZM244 134H245V133L242 132V135H244ZM39 135H40V133H39ZM79 135H80V134H79ZM95 135H96V134H95ZM150 135H151V134L149 133V136H150ZM159 135H160V134H159ZM159 135H158V136H159ZM199 135H200V134H199ZM218 135H219V134H218ZM222 135H223V136H222ZM235 135H236V136H235ZM242 135H241V136H242ZM7 136H8V135H7ZM25 136H27V135H25ZM45 136H46V139H47V135H45ZM57 136H58V135H57ZM122 136H123V135H122ZM149 136H147V137H149ZM166 136H167V135H166ZM172 136H173V137H172ZM174 136H175V137H174ZM185 136H186V137H185ZM193 136H194V135L191 136V133H190V137H191L192 139H193ZM200 136H201V135H200ZM203 136H207V137H208V140H209V138H211V137L209 136V134L206 135V133H205ZM233 136H234V137H233ZM238 136H239V135H238ZM238 136H237V137H238ZM28 137H29V135H28ZM28 137H26V139H27ZM30 137H31V136H30ZM43 137H44V136H43ZM52 137H53V135H52ZM54 137H55V135H54ZM79 137H80V136H79ZM82 137H83V136H82ZM82 137H80L79 139H81ZM84 137H85V136H84ZM94 137H95V136H94ZM190 137H189V138H190ZM201 137H202V136H201ZM207 137H206V138L204 137V139H202V141L204 140V142H203V143H204V148L208 149L207 151H209V149H210L211 147H212L211 149H213V146H212V145H215V143H214V141H211V142L209 141V142H208L209 144H212V142H213V144L210 145V146H211L210 148L207 147L206 145H207L208 143L205 141V139H207ZM242 137H243V136H242ZM247 137H248V136H247ZM23 138H25V137H23ZM55 138L60 139V137H59V138H58V137H55ZM55 138H54V139H55ZM87 138H89V137H87ZM153 138H154V137H153ZM157 138H158V137H156V139H157ZM163 138H164V137H163ZM165 138H166V137H165ZM182 138H181L180 140H182ZM194 138H195V140H196L197 137H194ZM202 138H203V137H202ZM243 138H244V137H243ZM243 138H242V139H243ZM26 139H25V140H26ZM28 139H29V138H28ZM28 139H27V140H28ZM31 139H32V138H31ZM39 139H40V138H39ZM43 139H44V138H43ZM52 139H53V138H52ZM64 139H68V138H65V137H64ZM79 139L77 138L76 141L80 143V140H79ZM84 139H85V138L81 139V141H83ZM97 139H98V138H97ZM101 139H103V138H101ZM104 139H105V138H104ZM124 139H125V137H124ZM178 139L176 138L175 141L178 140ZM198 139H201V138L198 137ZM212 139H213V138H212ZM215 139H217V138H215ZM236 139H237V138H236ZM236 139H235V140H236ZM238 139H241V137H240V138L238 137ZM78 140H79V141H78ZM95 140H96V139H95ZM106 140H107V139H106ZM125 140H127V139H125ZM152 140H153V139H152ZM154 140H155V139H154ZM173 140H174V139H173ZM173 140H172L173 145H170V141H169V145H170V147H171V146L173 147V148H172L173 151L171 150L173 156H170V157H169V158H170V160L168 159L169 161L166 160V159H167V158H166V152H167V151H166V152H162V149H161L160 147H164V146L160 145V143L158 144V143H157V140L154 141V144H155V142H156V145H158V146L155 145V147H159V145H160V147H159V148L161 149L160 153H161V152H162V154L164 153L165 156H164V157H161L162 155H160V153H159V156H158V155H156V156L161 157V159L164 158V159L166 160V161H164V162H168V163L171 162V158H172V161L175 160V161H174V163H175V162H176V159H175V158H177V159L179 160V163L182 165L183 162H180V160H182V157H181V159H180V157L178 158L176 155L179 156V154H180L181 152L184 153V152L186 151L185 148L188 147V144H189V143L192 144V143H194L195 141L192 142V141L190 140L189 143L187 144V147L185 146L186 144L184 145V143H183V146H184L185 148H184L183 146H181V147L184 148V149H182V151H181L180 153L178 152V154H176L177 152H174V151H176V150L178 149V147H176L177 149L174 148V147H175V146H174V143H176V142L173 141ZM208 140H207V141H208ZM222 140H223V139H222ZM222 140H221V142H223V144H225L224 141H222ZM244 140H245V139H244ZM244 140H243V141H244ZM255 140H256V139H255L254 136H253L252 141H255ZM258 140H259V139H258ZM261 140H262V142H261ZM22 141H23V139H22ZM29 141H30V140H29ZM31 141H33V139H32ZM43 141H44V140H43ZM51 141H52V140H51ZM54 141H55V140H54ZM54 141H53V143L56 145L57 142H58L57 144H59V141H60V140H58L57 142H56V141L54 142ZM61 141H62V140H61ZM63 141H64V140H63ZM66 141H67V140H66ZM69 141L72 142V141L70 140V138H69ZM85 141L87 142L88 139L85 140ZM97 141H98V140H97ZM162 141H164V140H162ZM162 141H161V142H162ZM187 141H186V142H187ZM199 141L201 142V140H199ZM199 141L197 140L196 142L198 143ZM215 141H216V144H217V145H219V144L221 145V146H220V150H219V148H218V152H222V153H221L222 155H224V154L227 155V156L232 155V154L226 152V150H225L226 148L224 149L226 153H223L224 151L221 150V148H222V146H224V145H222L221 142L218 143L217 140H215ZM227 141H228V142H227ZM236 141H238V140H236ZM3 142H4V141H3ZM7 142H8V141H7ZM27 142H28V141H27ZM64 142H65V141H64ZM67 142H68V141H67ZM67 142H65V143H67ZM73 142H74V141H73ZM103 142H105V141H103ZM129 142H130V141H129ZM129 142H128V143H129ZM151 142H153V141H151ZM158 142H159V140H158ZM165 142H166V141H165ZM177 142L180 143L179 140H178ZM186 142H185V143H186ZM200 142H199V143H200ZM205 142H206V143H205ZM240 142H242V140H240ZM4 143H5V142H4ZM33 143H34V142H33ZM33 143L31 142L32 145H33ZM49 143H50V142H49ZM62 143H63V142H62ZM65 143H64V144H65ZM83 143H84V144H83L82 146H83V149H85V146L88 145V144H86L85 142H83ZM87 143H89V142H87ZM98 143H100V142H98ZM98 143H97V144H98ZM128 143H126V144H128ZM162 143L164 144V142H162ZM179 143H176V146H178L177 144H179ZM197 143H195V144H197ZM199 143H198V144H199ZM230 143H231V142H230ZM243 143H245V141H244ZM243 143H241V144L243 145ZM38 144H39V143H38ZM71 144H72V143H71ZM75 144H76V143H75ZM81 144H82V142H81ZM152 144H153V143H152ZM165 144H166V143H165ZM171 144H172V143H171ZM180 144L182 145V143H180ZM180 144H179V146H180ZM191 144H190V145H191ZM205 144H206V145H205ZM209 144H208V146H209ZM232 144H230V145L227 147V148H228V149H227L228 151H229V149H230L229 152H231V150H233V148L231 149V147H230V146H232ZM245 144H246V143H245ZM248 144H249V143H248ZM254 144H255V145H254ZM3 145H4V144H3ZM12 145H13V144H12ZM29 145H30V144H29V142H28V146H29ZM60 145H61V144H60ZM68 145H69V144H68ZM76 145H78V144H76ZM79 145H80V144H79ZM129 145H130V144H129ZM166 145H167V144H166ZM169 145H168V146H169ZM190 145H189V147H191ZM202 145H203V144H202V142H201L200 145H198V146H202ZM10 146H11V145H10ZM13 146H14V145H13ZM16 146L18 147L17 144H16ZM28 146L26 145V148H28ZM63 146H64V145H63ZM63 146H62V149H63ZM69 146H70V145H69ZM73 146H75V145H73ZM73 146H72V147H73ZM104 146H105V145H104ZM104 146H102V147H104ZM192 146H193V145H192ZM11 147H12V146H11ZM19 147H21L20 144H19ZM34 147H35V146H34ZM34 147H33V148H34ZM50 147H51V146L49 145V148H48V149H50ZM54 147H55V146H54ZM60 147H61V146H60ZM67 147H68V146H67ZM67 147H66V148H67ZM75 147L77 148L78 146H75ZM79 147H80V146H79ZM125 147H126V146H125ZM127 147H128V146H127ZM202 147H203V146H202ZM245 147H246V146H245ZM26 148H25V149H26ZM29 148H31V145H30ZM29 148H28V149H29ZM33 148H31V149H33ZM58 148H59V147H58ZM90 148L92 149V147H90ZM159 148H158V149H159ZM164 148H165V147H164ZM164 148H163V149H164ZM167 148H169V147H167ZM199 148H200V147H199ZM216 148H217V146L214 147L215 151H214V150H213V151L211 150V151H212V152H217V149H216ZM252 148H253V147H252ZM252 148H251V149H252ZM59 149H60V148H59ZM64 149H65V148H64ZM70 149H71V147H70ZM70 149H69V150H70ZM83 149H82V150H83ZM87 149H88V148L86 147V149H85L86 152H83V153H87ZM104 149H105V147H104ZM135 149H136V148H135ZM156 149H157V148H156ZM174 149H175V150H174ZM206 149H204V152L206 151ZM222 149H223V148H222ZM242 149H243V148H242ZM256 149H258V148H254L253 150H255V151H253V152L251 153L253 159H254V157H255V159H256V157H260V155H259V156L256 155V153H257V152H256ZM33 150H34V149H33ZM51 150H53V149L51 148ZM54 150H55V149H54ZM54 150H53V151H54ZM60 150H61V149H60ZM74 150H78V148H77V149H74ZM74 150H73V148H72V150H70V154H71L72 152H74ZM126 150H128V149L126 148ZM164 150H166V148H165ZM167 150H168V149H167ZM169 150H170V149H169ZM169 150H168V151H169ZM183 150H185V151L183 152ZM187 150H190V149H187ZM196 150H198V149H196ZM235 150H236V149H234L232 152H235ZM240 150H241V149H240ZM240 150H238V151L240 152ZM243 150L245 151L246 148L243 149ZM17 151H18V150H17ZM26 151H27V153L29 152L28 150H26ZM31 151H32V150H30V153H31ZM35 151H37V149L34 150L33 152H35ZM41 151H43V150H41ZM48 151H49V150H48ZM56 151H57V150H55V152H56ZM65 151H67V150L65 149ZM65 151H64V152H65ZM78 151H79V150H78ZM103 151H104V150H103ZM105 151H106V150H105ZM109 151H110V150H109ZM128 151H130V148H129ZM128 151H127V152H128ZM139 151H140V150H138V153H139ZM177 151H178V150H177ZM192 151H193V150H192ZM211 151H210V153H211ZM238 151H237V152H238ZM241 151H242V150H241ZM244 151H243V152H244ZM246 151H248V150H246ZM250 151H251V150H250ZM10 152H11V151H10ZM37 152H39V151H37ZM49 152H50V151H49ZM57 152H59V150H58ZM62 152H63V151H62ZM120 152H121V151H120ZM120 152H119V153H120ZM127 152H126V153H127ZM141 152H142V151H141ZM200 152H201V150H200ZM232 152H231V153H232ZM239 152H238V153H239ZM243 152H242V153H243ZM27 153H26V154H27ZM65 153H66V152H65ZM80 153H81V152H80ZM99 153H100V152H99ZM104 153H105V152H104ZM121 153H122V152H121ZM123 153H124V152H123ZM123 153H122V154H123ZM129 153H130V152H129ZM149 153H150V152H149ZM156 153H158V151H157ZM167 153H168V152H167ZM170 153H171V152H170ZM170 153H169V154H170ZM173 153H174V154H173ZM191 153H192V152L190 151L189 154L186 155V157H188ZM201 153L203 154V152H201ZM208 153H209V152H208ZM210 153L208 154V156L210 155V158H212V157H211L212 155H211ZM242 153H241V154H242ZM253 153H254V156H253ZM0 154H1V153H0ZM31 154H32V156H33V153H31ZM31 154H29V155L31 156ZM39 154H40V156H42V160H44L45 158H43V157H46V156H45V155H41L40 152H39ZM39 154H38V155H39ZM43 154H44V152H43ZM56 154H57V153H56ZM60 154H61V153H60ZM63 154H64V153H63ZM66 154H67V153H66ZM73 154H75V152H74ZM122 154H121V155H122ZM139 154L142 155L141 153H139ZM139 154H138V155H139ZM150 154H151V153H150ZM229 154H230V155H229ZM233 154H235V153H233ZM241 154H240V155H241ZM251 154H250V152H249V154H248L249 158H250V155H251ZM27 155H28V154H27ZM27 155L23 154L24 159H25V156H26V159H25V160H27V159L29 158V155H28V157H27ZM61 155H62V154H61ZM68 155H69V152H68ZM71 155H72V154H71ZM104 155H105V154H104ZM109 155H110V154H109ZM121 155H120V156H121ZM123 155H124V154H123ZM125 155H126V154H125ZM146 155H147V153H146ZM174 155H175V158H174ZM191 155H192V154H191ZM195 155H196V154H195V151H194V156H195ZM214 155H215V154H214ZM216 155H218V154H216ZM219 155H220V154H219ZM235 155H237V154H235ZM245 155H247V154H245ZM255 155H256V156H255ZM21 156H22V155H21ZM59 156H60V155H59ZM62 156H63V155H62ZM65 156H67V155H65ZM73 156H75V155H73ZM95 156H96V155H95ZM95 156H94V157H95ZM127 156H129V154H128ZM192 156H193V155H192ZM233 156H234V155H233ZM10 157H11V156H10ZM33 157H34V156H33ZM47 157H48L49 159L51 158L50 155H49V156L47 155ZM47 157H46V159H48ZM54 157L56 158V155H55ZM67 157H69V156H67ZM67 157H65V158L68 160L69 158H67ZM71 157H72V156H71ZM98 157H99V156H98ZM184 157H185V156H184ZM184 157H183V159H184ZM186 157H185V159H187ZM189 157H190V156H189ZM214 157H215V156H214ZM214 157L211 159L212 161H214V160H213ZM216 157H217V156H216ZM234 157H236V156H234ZM237 157H238V156H237ZM241 157H244V158H242V160L244 159V160L246 161V165H247V162H249V160L251 159V158L249 159L248 157L243 156V155H241ZM12 158H13V157H12ZM40 158H41V157H40ZM55 158H54V159H55ZM58 158H59V157H58ZM63 158H64V157H63ZM63 158H62V159H63ZM84 158H85V160H86V154H85V157H84ZM87 158H88V157H87ZM103 158H105V157H103ZM124 158H125V156H124ZM127 158H128V157H127ZM139 158H140V157H139ZM156 158H157V157H155V159H156ZM208 158H209V157H208ZM210 158H209V159H210ZM220 158H221V157H220ZM220 158H219V160H220ZM239 158H240V157H239ZM246 158H247V160H246ZM19 159H21V158H19ZM37 159H39V158H37ZM52 159H53V158H52ZM97 159H99V158H97ZM121 159L123 160V158L120 157V160H121ZM129 159H130V158H128V160H129ZM146 159H148V158H146ZM146 159H145V160H146ZM157 159H158V158H157ZM159 159H160V158H159ZM173 159H174V160H173ZM206 159H207V157H206ZM227 159H228V157H227ZM229 159L231 160V161L229 160V163L231 164L233 158H232V159L229 158ZM253 159H251L252 164L257 160V159H256V160L254 159V161H253ZM260 159H261V158H260ZM15 160H16V159H15ZM31 160H32V157H31ZM50 160H51V159H50ZM55 160H56V159H55ZM85 160H84V162H85ZM105 160H107V159H105ZM122 160H121V161H122ZM128 160H126V161H128ZM142 160H143V159H142ZM142 160L140 159V161H138L137 164H141V163H139V162H141ZM148 160H149V159H148ZM148 160H147V162H149ZM162 160H163V159H162ZM224 160H226V158H225ZM233 160H234V161H236V160L238 161L239 159H233ZM16 161H18V160H16ZM21 161H22V160H21ZM21 161H20V162H21ZM28 161H29V159H28ZM40 161H41V160H40ZM71 161H73L72 158H71V160H70L69 162H71ZM151 161H153V160L150 159V163H151ZM155 161H156V160H155ZM206 161H209V164H210V165H213V162H212V161L210 162V160H208V159H207ZM215 161H216V158H215ZM215 161H214V163H216V162L218 161V158H217V161H216V162H215ZM259 161H261L262 163H260ZM259 161H257L256 166H255L254 164H253L254 166L252 165L253 167H255L253 170L251 169V166L248 167L249 169L247 168V171H250V172H248V174H249V178L246 179L245 176H244L245 181H246V180H249V179H252V181H251V180L248 181L249 183L252 182V183H250V184L246 183L247 181L245 182V183L247 184V186L249 185L248 187L246 186V184L244 185V186H246L249 190H250V189L252 190L251 194L248 193L249 190H248L247 188H246V190H248V191L246 192L244 186H243V185H239L240 183L242 184V181H243V184H244V180H241V182H240V181H238V180H240V178H239V179L237 180V181H238V182H237V181H236L237 177H235V176H234V177H235L236 179H235V178H234V179H231V178L229 177L230 181L228 182L229 185H228L227 187H229V186L232 184V183L230 184L231 180H232V181L235 180L237 183H239V184H237L239 187H238V186H237V187H238V190H239L240 192H239V191L237 192V191H236L237 188H236V189L234 188V184H236L235 181H233L234 184H233V186L231 185V187L234 188L233 191L235 190L236 193H239L238 198H239L240 195L244 196L243 194H240V193H242V192L245 191L244 194L248 193L249 195H246V197L244 196V198H243V197H240V198H243L242 200H244V199L247 200V199H248L247 202L244 200V201L246 202V204H247L248 202H249V203L252 202V203H250V204L248 203L247 205H251V204H253L254 201H257V202L260 201V202H258V203H261V204L263 205V206H261V205L259 204V207H260L261 210L259 209V207H256V204H254L255 207H254V205H252V206L254 207L255 210H257V209L259 210V212H258V210H257V213H258V214L256 213V215H257V218H258V216H261V217L263 218V219L261 220V222H260V221H257V220H259V218H258V219L255 218V217H256V216H254V215H255V214H254L255 211H254L253 213L251 212V213L254 214V215L248 214L249 217L246 216L247 213H250V210H251V209L253 210V207H252V206H250V207L248 206L249 209H250V210H249V209L247 210L248 212H246V211L244 210V212L246 213V214H244V216H245L246 218H249V220L246 219V218H245V219L249 221L248 223H250L251 226L255 224L254 226H256L257 229H255L254 226H253V229H252L251 227H249V225H246V226H248V227H249L250 229H252V230L255 229V230H254V233H255V231L258 230V228L260 229V230H258L259 232H256V234H255L257 238L255 237L256 239L254 238L253 240H254L255 242H256V240H257V242H258V241H259V242L262 241V243H260L261 245L259 244V242H258L259 246H258V244L255 245V244H254V241H253V240L251 241V237H252V236L250 235L251 237L248 238V237H247V234H246V237H247L248 239H250V243H249V240L246 238V239L248 240L247 242H248L249 244H247V245L245 244L244 246L241 245V244H244L245 241H246L245 237H244V239H243L242 236L245 234V230H243V227H245V224H247V222H246V223H243L244 226H243V224H242V227H241V228H242L241 230H243L242 233H238V234H240V235H242V236H239V235H237V234H236V236H234V235L232 236V237H235V238H237V239H238L239 237H241V239L245 240L244 243H241V244H240V245H241V249L239 248L240 245H239V246H235L236 248H238L239 251H241L242 249H247V248H245V246H246V247L250 246V249L253 248V247H255L256 250L254 249V251H255L256 253H258V251L260 250L261 253H260V252H259V253H260V255L263 254V255H262L263 258L259 255V253L256 254V257H257V258H256V257H252V255H253L252 253H253V252H251V253L248 252V253H250V255H248V253H247V254H245V256H246V255H248V256L245 257V256L243 255L244 252L246 251V250H245L244 252L241 251V253H239V255L241 254L240 256L243 255V256L245 257V258L242 257V259L244 258V260H245V259L247 258L245 261L242 260L240 256H239L240 260H238V259H237V256H238V255H237V256H234V257H232V256L230 255L232 258H231V257H229V258L233 261L234 264H258V261H257V260H254V258H255V259H258V255H259V257L262 258V261H261V262L259 261V264H264V253H263V252H264V204H263V203H264V175H263V174H264V170H262V167H261V171H259V169H258V167L260 168V166L264 163V162H263L264 160H263V161H262V160H259ZM45 162H48V161L44 160L43 163H45ZM63 162H66V161L64 160ZM69 162H68V164H69ZM75 162H77V161L75 160ZM88 162H89V161H88ZM97 162L100 163L101 161L97 160ZM97 162H96V163H97ZM103 162H104V161H103ZM106 162H107V161H106ZM110 162H111V159H110ZM122 162H124V161H122ZM122 162H121V163H122ZM129 162H131V160L128 161V163H129ZM143 162H144V160H143ZM147 162H146V163H147ZM153 162H154V161H153ZM164 162H162V163H164ZM177 162H178V161H177ZM219 162H220V163H221V162L223 163V160H222V161L220 160ZM219 162L216 164V167H217V165L219 164ZM227 162H228V160H227ZM241 162H242V161H241ZM241 162H239V161L236 162V166H237L239 163L241 164V165H239V169L241 168V166H243V165H242L243 163H241ZM251 162H249L248 164H251ZM258 162H259L261 165H260ZM14 163H15V162H14ZM14 163H13V165H12L13 167H14ZM28 163L30 164V161H29ZM28 163H27V164H28ZM36 163H37V162H36ZM43 163H41V164H43ZM57 163H58V165H56ZM57 163H56L55 165L58 166V168H59V165H60L61 163L59 164L58 160H57ZM73 163H74V161H73ZM104 163H105V162H104ZM154 163H155V162H154ZM172 163H173V162H172ZM174 163H173V164H174ZM179 163H178V164H179ZM222 163H221V164H222ZM224 163L227 164L226 162H224ZM224 163L222 164V166H221L220 164H219L218 166H219V167H222V169H223V167H224V165H225ZM234 163H235V162H234ZM234 163H233V164H234ZM237 163H238V164H237ZM255 163H256V162H255ZM20 164H21V166L19 165V167L22 168V163H20ZM34 164H35V163H34ZM39 164H40V163H39ZM39 164H38V165H39ZM48 164H49V162H48ZM64 164H65V163H64ZM70 164H71V163H70ZM84 164H85V163H84ZM90 164H91V163H90ZM97 164H98V163H97ZM105 164H106V163H105ZM105 164H104V165H105ZM173 164H172V165H171V164H167V165H169V167H168L167 165H166V166H167V167H166L164 164H162V165H164V169H162L161 167L159 168V169H162V171H160V170L158 169L157 166H156V169H155V168H152V169H154V170H156V171H154V170H149V173L147 174V175H149V177L146 176V174L143 175L144 173H147L146 170H145V172L143 171L144 173H143L142 175H143L144 177H148V179H149V178H153V177H152V176H153V175H152V174H153L152 172H155L156 174L154 173V176L156 175V177L158 178V176L160 177V174H161V173H163L164 175H165L166 173L169 174L170 172H168L167 170H169L168 168H170L171 166L174 167ZM176 164H177V163H176ZM176 164H175V167H176ZM180 164H179L178 166H180ZM204 164H205V163H204ZM233 164H232V166H233ZM24 165H25V164H24ZM24 165H23V166H24ZM31 165H33V164H31ZM43 165H45V164H43ZM53 165H54V164H52V166H51V165L49 164V166H47V163H46V165H45L46 167H45V166H44V167L42 166V167H43V168H47V167H50V166H51V167L53 168V167H54ZM65 165L67 166V164H65ZM98 165H99V164H98ZM121 165H122V164H121ZM158 165H159V163H158ZM162 165H161V166H162ZM244 165H245V164H244ZM26 166H28V165H26ZM35 166H36V165H35ZM35 166H33V168H35ZM56 166H55V167H56ZM63 166H64V165H63ZM63 166L60 165V168L63 167ZM68 166H69V165H68ZM94 166H95V165H94ZM96 166H97V165H96ZM110 166H112V165H110ZM123 166H126V165H123ZM123 166H122V169L124 168ZM140 166H141V165H140ZM146 166H147V165H146ZM178 166H177L176 168H174V170L177 169ZM225 166H226V165H225ZM227 166H228V165H227ZM257 166H258V167H257ZM36 167H37V166H36ZM70 167H71V165H70ZM73 167H74V165H72L71 168H68V167H65V166H64L65 169L67 168V169H70V170H71ZM83 167H84V169H86V166L83 165ZM92 167H93V166H92ZM101 167H102V166H101ZM104 167H105V166H104ZM126 167H127V166H126ZM126 167H125V168H126ZM128 167H129V166H128ZM172 167H171V168H172ZM180 167H181V166H180ZM180 167L178 168L179 170H180ZM216 167H215V168H216ZM228 167H229V166H228ZM234 167H235V166H234ZM256 167H257V169H256ZM4 168H5V167H4ZM23 168H24V167H23ZM37 168H38V167H37ZM37 168H36V171H37ZM40 168H41V166H40ZM43 168H41L42 171L44 170ZM60 168H59V169H60ZM93 168H96V167H93ZM140 168H141V167H140ZM171 168H170V169H171ZM215 168H214V169H215ZM217 168H218V167H217ZM217 168H216V169H217ZM231 168H232V167H231V165H230V169H231ZM235 168H238V166L235 167ZM235 168H233V169H235ZM244 168H245V171H246V167L241 168L240 171H241L242 169H243V171H244ZM38 169H39V168H38ZM65 169H63L62 172H64ZM73 169H74V168H73ZM73 169H72V170H73ZM91 169H92V168H91ZM96 169H97V168H96ZM102 169H103V167H102ZM105 169H106V167H105ZM110 169H112V168H110ZM166 169H167V170H166ZM211 169L213 170L212 167H211ZM224 169H226V168H224ZM224 169H223V170H220V168H219V169L217 170L218 172H219V170H220V171H223V172H220V173H219V174H222V175H219V174H218V175H214V176H217V177H219V178H220V176H221V181H220V179H219L220 183H219V182H216V183L223 184V186H225V185L227 184L226 182L228 181V180H226V181H225L226 184L224 185V177H223V175H226V173L224 172ZM227 169H228V168H227ZM227 169H226V170H227ZM239 169H238V170H239ZM255 169H256L259 173H260V172L262 173L263 176L259 175L258 173H257V175L260 176V177L263 178V179H258L259 177L256 176V173H255V171H254ZM8 170H9V169H8ZM21 170H22V172L24 173L23 169H20V173H21ZM28 170H29V169H28ZM32 170H35V169H32ZM48 170H49V169H48ZM50 170H52V169H50ZM61 170H62V169H61ZM74 170H75V169H74ZM74 170H73V171H74ZM77 170H78V165H77ZM94 170H95V169H94ZM113 170H114V169H113ZM113 170H112V171H113ZM123 170H125V169H123ZM123 170H122V171H123ZM127 170H128V168H127ZM157 170L160 171V172L158 173ZM163 170H166V172H164ZM174 170L172 169V170H169V171L172 172V171H174ZM179 170H178V171H179ZM238 170L236 169V171H238ZM251 170H252V173H255V174H254L255 176L252 175L253 177H251V175H250V174H252V173H251ZM16 171H17V170H16ZM38 171H39V170H38ZM38 171H37L36 173H39ZM80 171H81V170L79 169V171H76V170H75L74 172H77V174H78V172H80ZM86 171H87V169H86ZM101 171H102V170H101ZM101 171H100V172H101ZM105 171H106V170H105ZM112 171H110V172H112ZM122 171H121V173H123ZM228 171H229V173H230V170H228ZM228 171H227V172H228ZM240 171H239V172H240ZM253 171H254V172H253ZM257 171H256V172H257ZM262 171H263V172H262ZM28 172H29V171H28ZM28 172H26V173H28ZM40 172H41V171H40ZM44 172H45V171H44ZM49 172H50V171H47L46 173L49 174ZM56 172H57V171H56ZM67 172H68V175H69V171H68V170H66V173H65V174H67ZM70 172H71V171H70ZM87 172H88V171H87ZM92 172H93V170H92ZM100 172H99V174L101 175V173H103V172H101V173H100ZM118 172H119V171H118ZM124 172L126 173V170H125ZM127 172H128V171H127ZM175 172H176V171H175ZM179 172H180V171H179ZM215 172H216V170H215ZM215 172H214V173H215ZM0 173H1V172H0ZM8 173H9V172H8ZM8 173H7V174H8ZM18 173H19V171H18ZM31 173H32V172H31ZM81 173H82V172H81ZM94 173H96V172H94ZM119 173H120V172H119ZM121 173H120V174H121ZM125 173H123V174H125ZM138 173H139V172H138ZM150 173H151V174H150ZM157 173H158V175H157ZM177 173H178V172H177ZM177 173H176V175H177ZM180 173H181V172H180ZM216 173H217V172H216ZM232 173H233V172H232ZM243 173H245V172H243ZM243 173L240 172L239 175H238V177L240 176V174H242L241 177H242L243 175L247 174V173H245V174H243ZM16 174H17V173H16ZM21 174H22V173H21ZM21 174H18V176L20 175V176H19L20 178H21ZM24 174H25V173H24ZM32 174H34V172H33ZM53 174H54V173H53ZM53 174H51V175H53ZM55 174H56V173H55ZM58 174H60V173H58ZM79 174H80V173H79ZM79 174H78L77 177H79V176L81 177V176L84 175V174H83V175H82V174L79 175ZM87 174H88V173H87ZM123 174H122V175H123ZM172 174H175V173H172ZM172 174H171V175H172ZM227 174H228V173H227ZM237 174H238V173H237ZM248 174L246 175V177L248 176ZM35 175H36V174H35ZM35 175H34V176H35ZM40 175H41V174H40ZM49 175H50V174H49ZM51 175H50V176H51ZM60 175L62 176V173H61ZM93 175H94V174H93ZM118 175H119V174H118ZM122 175H121V177H122ZM150 175H152V176L150 177ZM164 175H163V178H165ZM171 175H169V176H170V177H173V176H171ZM233 175H234V174H233ZM233 175L230 174L229 176H232V177H233ZM16 176H17V175H16ZM16 176H15V177H16ZM18 176H17V177H18ZM25 176H26V175H25ZM27 176H28V175H27ZM30 176H31V175H30ZM34 176H32V177H34ZM36 176H38V175H36ZM36 176H35V177H36ZM41 176L43 177V175H41ZM53 176H55V175H53ZM64 176H65V175H64ZM88 176H89V174H88ZM94 176H95V175H94ZM104 176H105V177H104V179L102 178V180H104V182L108 181V180L105 181L106 175H104ZM119 176H120V175H119ZM124 176H128V175H124ZM124 176H123V177H124ZM138 176H139V178H140V175H139V174H138ZM138 176H137V178H138ZM165 176H166V175H165ZM177 176H178V175H177ZM177 176H176V177H177ZM48 177H49V176H47V178H48ZM51 177H52V176H51ZM84 177H85V176H84ZM89 177H90V176H89ZM98 177H100V176H98ZM101 177H103V176H101ZM123 177H122V178H123ZM144 177H142L141 179L143 180ZM156 177H155V178H156ZM161 177H162V176H161ZM161 177H160V178H161ZM167 177H168V176H167ZM227 177H228V175H226L225 179H226ZM4 178H5V177H4ZM4 178H2V179H3L2 182H5V181H6ZM24 178H25V177H24ZM30 178H31V177H30ZM36 178H39V177H36ZM36 178H35V179H36ZM45 178H46V176H45ZM54 178H55V177H54ZM54 178H53V180H54ZM94 178H95V177H94ZM139 178H138V179H139ZM207 178H208V177H207ZM214 178H215V177H213L212 179H214ZM6 179H7V178H6ZM14 179H15V178H14ZM22 179H23V178H22ZM43 179H44V177H43ZM43 179H42V180H43ZM49 179H51V178L49 177ZM55 179L57 180V178H55ZM71 179H72V178H70V180H71ZM81 179H82V177H81ZM91 179L95 182V180H94L92 177H91ZM106 179H107V178H106ZM110 179H111V177H110ZM125 179H128V177H127V178L125 177ZM141 179H139V180L142 181ZM161 179H162V178H161ZM171 179H172V178H171ZM174 179H175V177L173 178V181H175ZM176 179H177V178H176ZM178 179H179V178H178ZM178 179H177V180H178ZM204 179H205V178H204ZM222 179H223V182H222ZM241 179H243V178H241ZM19 180H21V179H19ZM25 180H26V179H25ZM27 180H29V178H28ZM32 180H33V178H32ZM36 180H37V179H36ZM44 180H45V179H44ZM51 180H52V179H51ZM51 180H50V181H51ZM59 180H61V179H59ZM62 180L64 181V179H62ZM66 180H67V178H66ZM66 180L63 182L64 184L66 183ZM68 180H69V178H68ZM100 180H101V179H100ZM123 180H124V179H123ZM149 180H151V179H149ZM152 180H153V179H152ZM159 180H160V179H159ZM165 180H166V179H165ZM179 180H181V179H179ZM179 180L176 181V182L179 183V182H180ZM198 180H199V178H198L196 181H198ZM206 180H207V179H206ZM216 180L218 181V179H216ZM15 181H16V180H15ZM15 181H14V182H15ZM38 181H39V179H38ZM46 181H47V180H46ZM48 181H49V180H48ZM72 181H75V182H76L77 179H76V180H73V179H72ZM82 181H83V185H84V184H85L84 182H86V181L81 180V183H82ZM97 181H98V180H96V182H97ZM126 181H127V180H126ZM126 181H124V182H125V185L127 184ZM128 181H129V180H128ZM128 181H127V182H128ZM140 181H139V182H140ZM156 181H157V179H156ZM160 181H161V180H160ZM160 181H159V182H160ZM163 181H164V180H163ZM163 181H162V183H163ZM20 182H23V180H22V181H19V184H22V183H20ZM24 182H25V181H24ZM27 182L30 183L31 180H30V181H27ZM27 182H26V183H27ZM40 182H41V180L39 181V184L43 183V182H41V183H40ZM54 182H55V181H54ZM56 182H57V181H56ZM68 182H69V181H68ZM100 182H101V181H100ZM119 182H120V180H119ZM119 182H118L117 184H119ZM121 182H122V181H121ZM142 182H143V181H142ZM148 182H149V181H148ZM157 182H158V181H157ZM171 182H172V181H171ZM201 182L204 183V181H201ZM206 182H207V181H206ZM210 182H211V180H210ZM210 182H209V181L207 182L208 185L210 184ZM8 183H9V182H8ZM29 183H28V184H29ZM31 183H33V182H31ZM31 183H30V186H31ZM35 183H37V181H35ZM35 183H34V184H35ZM45 183H46V182H45ZM45 183H44V185H47V184H45ZM47 183H48V185H52L51 182H47ZM57 183H58V182H57ZM57 183H56V184H57ZM63 183H62V184H63ZM69 183H70V182H69ZM76 183H78V181H77ZM102 183H103V181L100 183V186L103 187L105 184L103 183L104 185H101ZM106 183H107V182H106ZM150 183H151V182H150ZM173 183H174V182H173ZM173 183H172V184H173ZM195 183H197V182H195ZM211 183H212V182H211ZM214 183H215V181H214ZM214 183H213L212 185H214ZM15 184H16V183H15ZM24 184H25V183H24ZM34 184H33L32 186H34ZM66 184H67V183H66ZM98 184H99V181H98ZM98 184H97V186H98ZM108 184H109V183H108ZM120 184H121V183H120ZM123 184H124V183H123ZM129 184H130V183H129ZM129 184H128V185H129ZM139 184H140V183H139ZM145 184H146V182H145ZM188 184H189V183H188ZM198 184H200L199 181H198ZM198 184H197V185H198ZM17 185H18V184H16V186H17ZM36 185H37V184H36ZM36 185L34 186V188H36ZM48 185H47V186H48ZM53 185H54V183H53ZM95 185H96V184H95ZM106 185H107V184H106ZM109 185L111 186V184H109ZM121 185H122V184H121ZM140 185H141V184H140ZM164 185L166 186L165 183H164ZM170 185H171V184H170ZM175 185H177V184L174 183V186H172V187H175ZM179 185H180V184H179ZM192 185H193V184H191V186H192ZM208 185H206L207 187L203 185V187H201V188L198 187V188H199V189H203V190H205L206 188L209 187ZM210 185H211V184H210ZM216 185H217V184H216ZM4 186H5V185H4ZM18 186L21 187V185H18ZM18 186H17V188L19 189ZM22 186H23V185H22ZM37 186L39 187V185H37ZM70 186H71V185H70ZM70 186H69V187H70ZM81 186H82V185H81ZM100 186H98V188L102 189ZM110 186H109V188H110ZM116 186H117V185H116ZM129 186H130V185H129ZM138 186H139V185H138ZM141 186H142V185H141ZM141 186H139V187L141 188ZM143 186H145V185H143ZM167 186H168V185H167ZM198 186H199V185H198ZM218 186H220V185H218ZM218 186H217V187H218ZM240 186H241V188H240ZM242 186H243V187H242ZM42 187H43V186H41V188H42ZM48 187H49V186H48ZM48 187H47V188H48ZM58 187H59V186H58ZM61 187H62V186H61ZM66 187H67V186H66ZM82 187H83V186H82ZM120 187H121V186H120ZM126 187H127V186H126ZM139 187H137V189H139ZM188 187L191 188L190 185H189ZM194 187H195V186H194ZM204 187H206V188H204ZM210 187H213V186H210ZM210 187H209V188H210ZM217 187L214 186L213 188L216 189ZM5 188H6V186H5ZM27 188H28V187H27ZM32 188H33V187H32ZM39 188H40V187H39ZM41 188H40V193L42 194V191H43V190L41 191ZM45 188H46V187H45ZM47 188H46V189H47ZM62 188H63V187H62ZM84 188H85V187H83L82 190H84ZM113 188H114V187H113ZM116 188H117V187H116ZM121 188H122V187H121ZM121 188H120V189H121ZM127 188H128V187H127ZM131 188H132V187L130 186V189H129V190H132ZM196 188H197V186H196ZM209 188H208V190L211 189V190H212L211 192L214 191V192L212 193V195H210L211 193L207 192L211 197H210L208 194H206L207 189H206V191H204V192H203V190H198V189H197L196 191H200V195H201L202 192H203V194L208 195V197L206 196V197H207V200H208V198H209V199H210L209 203H211L212 206H215V209H216V206L218 205V204H217V203H218L217 200H218V199H222V200H223V199H226V198H225V197H221V198L219 197L218 199H215V202H217L216 205H215L214 202H213V203L211 202V200L214 201L213 198H217L218 195L214 194V193H215V190H213L212 188H210V189H209ZM221 188H223V187H221ZM221 188H220V189H221ZM229 188H230V187H229ZM239 188H240V189H239ZM14 189H15V188H14ZM25 189H26V186H25ZM25 189H24V190H25ZM46 189H45V190H46ZM56 189H58V188L56 187ZM107 189H108V187H107ZM114 189H115V188H114ZM123 189H124V188H123ZM145 189H146V188H145ZM167 189L169 190L168 187H167ZM173 189H174V191H176V194H178V193H177V189H176V188H173ZM186 189H187V188H185V190H184L185 192H187ZM218 189H219V187H218ZM218 189H216V190L218 191ZM226 189H228V188H226ZM230 189H232V188H230ZM8 190H9V189H8ZM8 190H7V192H8ZM27 190H28V189H27ZM27 190H26L25 193L28 192ZM36 190L38 191L37 188H36ZM47 190H48V189H47ZM53 190H54V189H52L51 191L53 192ZM62 190H63V189H62ZM65 190H66V189H65ZM67 190H68V187H67ZM69 190H72V189L70 188ZM78 190H79V189H78ZM103 190H104V189H103ZM110 190H112V189L110 188ZM129 190H128V191H129ZM181 190H182V188H181V189L178 188V191L181 192ZM251 190H250V191H251ZM5 191H6V190H5ZM21 191H22V189H21ZM29 191H30V190H29ZM37 191H36V192H37ZM54 191H55V190H54ZM85 191H86V190H85ZM104 191H105V190H104ZM116 191H117V190H116ZM118 191L120 192V191H124V190L121 189V190H118ZM126 191H127V190H126ZM143 191H144V190H143ZM171 191H172V190H171ZM174 191H173L172 193H174ZM188 191H189V190H188ZM194 191H195V190H194ZM194 191L192 190L193 193H194ZM217 191H216V192H217ZM220 191H221V190H220ZM224 191H225V189H224ZM231 191H232V190H231ZM231 191L229 192V191L226 190L225 193H226V192L231 193ZM233 191H232V193H233ZM14 192H15V191H14ZM34 192H35V189H34ZM38 192H39V191H38ZM44 192H45V191H44ZM44 192H43V193H44ZM48 192H49V191H48ZM52 192H51V193H52ZM55 192L57 193V191H55ZM61 192H62V191H61ZM68 192H70V191H67L66 194H67ZM83 192H84V191H83ZM98 192H99V191H98ZM98 192H96L97 196H98ZM124 192H125V191H124ZM132 192L134 193V191H132ZM135 192H136V191H135ZM137 192H139V190H138ZM182 192H183V190H182ZM185 192H184V193H185ZM8 193H10V192H8ZM18 193H19V192H16L15 195H16V194L18 195ZM62 193H63V192H62ZM77 193H78V192H76L75 195H76ZM99 193H102V190H101V192H99ZM103 193H104V192H103ZM120 193H121V192H120ZM127 193H131V191H129V192H127ZM127 193L125 192L124 194H127ZM139 193H140V192H139ZM189 193H191V192H189ZM189 193L187 192V194H189ZM196 193H198V192H196ZM196 193H195V196H197ZM221 193H223V191H222ZM221 193L219 192L218 194H221ZM228 193H227V196L229 195ZM236 193H235V194L233 193L234 196L237 195ZM0 194H1V193H0ZM4 194H5V193H4ZM6 194H7V193H6ZM32 194H33V196H34V193H31V195H32ZM35 194H36V193H35ZM54 194H55V193H52V197L54 196ZM84 194L86 195L85 192H84ZM96 194H95V195H96ZM113 194H114V193H113ZM146 194H147V193H145V195H146ZM176 194H175V195H176ZM180 194H181V193H180ZM180 194H178V196H180V198H181V195H180ZM185 194H186V193H185ZM31 195H30V196H31ZM38 195H39V194H38ZM43 195H44V194H43ZM49 195H50V194H49ZM56 195H57V194H56ZM56 195H55V196H56ZM58 195H60V194H59V191H58ZM77 195H78V194H77ZM108 195H109V194H108ZM116 195H119L118 192L116 193ZM135 195H137V196H135ZM148 195H149V194H148ZM213 195H214V196H213ZM225 195H226V194H225ZM231 195H232V194H231ZM9 196H11V195L9 194ZM26 196H27V195H26ZM39 196H40V195H39ZM46 196H47V195H46ZM78 196H79V195H78ZM80 196H81V195H80ZM83 196H84V195H82L81 198H82ZM97 196H96V197H97ZM110 196H111V195H110ZM110 196H109V198L114 197V196H111V197H110ZM120 196H121V195H120ZM124 196H126V195H124ZM124 196H121V197L123 198ZM127 196H128V194H127ZM127 196H126V197H127ZM133 196L136 197L137 206L140 205L139 207H141L144 203H143V204H139V203H138V202L141 203V198H140V197H139L140 199L138 198L139 194H135V193H134ZM133 196H132V198H133ZM152 196H153V195H152ZM184 196H185V195H184ZM186 196H187V195H186ZM198 196H199V195H198ZM198 196H197V197H198ZM219 196H220V195H219ZM234 196L232 195L233 198H234ZM252 196L255 197V198L257 197L258 200H257V198H256V200H255V198H254V201H251V200L249 199V197L252 198ZM13 197H14V195H13ZM40 197H42V196H40ZM52 197H51V198H52ZM56 197H57V196H56ZM64 197H65V196H64ZM74 197H75V196H74ZM85 197H86V198H85ZM85 197H84L85 200H86V199H89V198H87V196H85ZM96 197H94V198H95L94 200H96ZM99 197H100V195H99ZM121 197H120V200H121ZM126 197H125V199H126ZM128 197H129V196H128ZM146 197H147V198H146ZM190 197H191V196H190ZM190 197H189V199H190ZM193 197H194V196H193ZM197 197H195V198H197ZM228 197H230V195H229ZM236 197H237V196H235V198H236ZM247 197H248V198H247ZM7 198H8V197H7ZM27 198H28V197H27ZM27 198H25V199L27 200ZM42 198H43V197H42ZM44 198H45V195H44ZM47 198L49 199L50 197H47ZM47 198H45V199H47ZM61 198L64 199L63 197H61ZM61 198H60V199H61ZM65 198H66V197H65ZM79 198H80V197H79ZM92 198H93V197H92ZM109 198H108V199H109ZM115 198H116V197H115ZM115 198H112L111 200L114 199L113 201L115 202V200H116ZM118 198H119V196H118ZM118 198H117V199H118ZM137 198H138L140 201H139ZM142 198H146L147 200H149L147 195H146V196H143ZM185 198H186V197H185ZM201 198H202V199H201ZM204 198H205V196H204ZM204 198H203V195H202V196L200 197V199H198V200L201 201V200H203ZM211 198H212V199H211ZM235 198H234V199H235ZM259 198H260V199H259ZM8 199H9V198H8ZM8 199H7V200H8ZM45 199H44V200L41 199V200L44 202ZM73 199H74V198H73ZM75 199H76V198H75ZM108 199H107V200H108ZM151 199H152V197H151ZM160 199H162V198L160 197ZM178 199H179V197H178ZM4 200L6 201V198H5ZM11 200H12V198H11ZM66 200H67V199H66ZM85 200H83V201H85ZM89 200H90V199H89ZM97 200H98V199H97ZM122 200H123V199H122ZM129 200H130V199H128V200L125 201V202L130 203V202H128ZM179 200H180V199H179ZM185 200H186V199H185ZM195 200H196V199H195ZM198 200H197V205H198ZM204 200H205V199H204ZM222 200H220V202H221ZM229 200H230V198H229ZM229 200H227V199H226L225 201L223 200V201H222V202H224V203H223V206L225 205V207H227L225 203H227ZM231 200H232L233 203H237L236 205L239 204V202H236V201L234 202L233 199H231ZM231 200H230V201H231ZM236 200H238V199L236 198ZM242 200H241V202H243ZM252 200H253V198H252ZM35 201H36V200H35ZM35 201H34V202H35ZM58 201H59V200H58ZM63 201H65V199H64ZM86 201H88V200H86ZM92 201H93V199L91 200V202H92ZM99 201H100V200H99ZM109 201H110V199H109ZM113 201H112V202H113ZM123 201H124V200H123ZM131 201H132V200H131ZM136 201H135V202H136ZM150 201H151V200H149V202H150ZM191 201H192V199H191ZM218 201H219V200H218ZM238 201H239V200H238ZM13 202H15V200H13ZM16 202H17V201H16ZM29 202H30V201H29ZM36 202H37V201H36ZM43 202H42V203H43ZM46 202H47V201H46ZM59 202H60V201H59ZM59 202H58V204H57L56 202H54V203H56L55 206H56V205H59ZM67 202L69 203L68 200H67ZM72 202H73V201H72ZM93 202H94V201H93ZM96 202H98V201H96ZM116 202H118V200H117ZM116 202H115V204H117ZM120 202L123 203L122 201H120ZM151 202L154 203L155 201L153 200V201H151ZM151 202H150V203H151ZM204 202H205V201H204ZM220 202H219V203H220ZM222 202H221V203H222ZM241 202H240V203H241ZM245 202H244V203H245ZM257 202H256V203H257ZM262 202H263V203H262ZM3 203H4V202H3ZM26 203H28V202H26ZM42 203H40V205H41ZM44 203H45V202H44ZM51 203H52V202H51ZM60 203H62V202H60ZM64 203H65V202H64ZM84 203H85V202H84ZM86 203H87V202H86ZM94 203H95V202H94ZM94 203H92V204H94ZM100 203H101V202H100ZM191 203H192V202H191ZM193 203H194V202H193ZM195 203H196V202H195ZM205 203H206V202H205ZM205 203H204V205H205ZM209 203L207 202V204H209ZM221 203H220V204H221ZM233 203H232V204H233ZM244 203L238 205V206H239V210H240V206H241V207L245 206L246 209H247V206H246ZM258 203H257V205H258ZM4 204H5V203H4ZM10 204H13V203H11V201H10ZM17 204H18V202H17ZM28 204H29V203H28ZM38 204H39V202H38ZM38 204L36 203V205H38ZM113 204H114V203H113ZM118 204H120V203H118ZM125 204H126V203H125ZM135 204H136V203H134V205H135ZM138 204H139V205H138ZM156 204H157V206H160V205H158V203H156ZM201 204H202V203L200 202L199 205H201ZM207 204L205 205V207H207ZM211 204H209V205L211 206ZM227 204L231 205V202H230V203H227ZM24 205H25V204H24ZM42 205H43V209L45 210V207H44L45 204H42ZM52 205H53V204H52ZM52 205H51V206H52ZM60 205H61V204H60ZM65 205H66V204H65ZM85 205H86V204H85ZM120 205H121V204H120ZM145 205H146V204H145ZM148 205H149V204H148ZM154 205H155V203H154ZM199 205H198V206H199ZM204 205H203V206H204ZM209 205H208V206H209ZM229 205H228V206H229ZM242 205H243V206H242ZM16 206H17V205H16ZM18 206H19V204H18ZM25 206L28 207L27 205H25ZM31 206H32V205H31ZM34 206H35V204H34ZM38 206H39V205H38ZM86 206H87V205H86ZM122 206H123L122 209H124V207H128V205H127V206H124V203H123ZM130 206H132V205H130ZM146 206H147V205H146ZM151 206H152V205H151ZM182 206H183V205H182ZM185 206H187V204H186ZM190 206H191V205H190ZM190 206H188V209H189ZM192 206L195 207L196 205L194 206V204H192ZM203 206H202V207H203ZM212 206H211V209H214V207H212ZM238 206H234V207H236V209L238 210ZM26 207H25V209H26ZM32 207H33V206H32ZM56 207H57V206H56ZM59 207H60V206H59ZM65 207H66V206H65ZM70 207H71V206H70ZM72 207H73V206H72ZM87 207H88V206H87ZM144 207H145V206H144ZM154 207H155L156 210L160 209V207H156V206H154ZM162 207H163V206H162ZM162 207H161V209H162ZM217 207H218V209H217V210H218L217 215H218L220 212H224V210H225V212H227V213H226V216L224 215L225 218H224V216H223V213H222V216H221L220 214H219V215L224 219V222H225V219H226V218H227L226 221H227V220L229 221V219H230L231 217L228 215V217H229V218H228V217H227V214H230V215H231V213H230V212L228 213V211H229V209H231V207H232V209H233V205H232L231 207H228L227 211H226L225 207H223L224 210L221 209V207H220L219 205H218ZM25 209H24V210H25ZM29 209L32 210L31 207H29ZM35 209H36V207H35ZM61 209H62V207H61ZM66 209H67V207H66ZM66 209H65V210H66ZM68 209H69V206H68ZM73 209H74V207H73ZM88 209H89V207H88ZM88 209H87V210H88ZM94 209H95V207H94ZM120 209H121V207H120ZM122 209L120 210L121 213H122ZM132 209H133V210H136V209H137L136 205H135L134 207L132 206ZM132 209H129V210L132 211ZM146 209H147V207H145V210H146ZM148 209H149V207H148ZM148 209H147V210H148ZM161 209H160V210H161ZM197 209H198V207H197ZM207 209H208V207H207ZM236 209H233V210H236ZM243 209H244V207H243ZM13 210H14V209H13ZM16 210H17V209H16ZM44 210H42V212H44ZM63 210H64V207H63ZM87 210H86V211H87ZM129 210H128V211H129ZM137 210H138V209H137ZM137 210H136V211H137ZM145 210L143 209V206H142L141 209H140L141 212H144ZM147 210H146V212H145V215L149 212V211L147 212ZM156 210H155V214L159 215V214H158V213H159V210H158V211H156ZM163 210H165V209H163ZM170 210H172V207H170ZM183 210H185V209H183ZM193 210H194V209H193ZM220 210H223V211H220ZM239 210H238V211H239ZM241 210H242V209H241ZM20 211H21V210H20ZM27 211H28V209H27ZM34 211H38V210H34ZM40 211H41V210L39 209L38 214H40ZM88 211H89V210H88ZM91 211H92V207H91ZM107 211H108V210H107ZM107 211L104 209V212H106V214H108V213L110 212V211H109V212H107ZM114 211H116V210L114 209ZM124 211H125V210H124ZM136 211H132V212H134L135 215H137V214H136ZM161 211H162V210H161ZM186 211H187V207H186L185 212H186ZM196 211H197V210L195 209L194 212L197 213L198 211H197V212H196ZM200 211H203V210L200 209ZM205 211H207V210H205ZM205 211H204L203 213L200 212V214L202 213L203 215H202V214H201V216L199 215V216H198L199 219H200V217H203V216L207 213V212H205ZM208 211H209V210H208ZM211 211H212V210H211ZM211 211H210V212H211ZM242 211H243V210H242ZM25 212H26V211H25ZM46 212H48V211H46ZM63 212H64V211H63ZM65 212H66V211H65ZM104 212H103V213H104ZM125 212H127V209H126ZM125 212H124V214L122 213V216H123V217L125 216V214H128V212H127V213H125ZM138 212H139V211H138ZM141 212H139V213H141ZM156 212H157V213H156ZM162 212H163V211H162ZM231 212H232V210H231ZM235 212H236V211H235ZM235 212H233L234 214H233V216H232V219L234 218V216H236V215H235L236 213L239 214V212H236V213H235ZM244 212H242V213H244ZM26 213H27L26 215L29 214L28 212H26ZM34 213H35V217H36V215H37L36 213H37V212H34ZM89 213H91V212H89ZM115 213H116V212H115ZM117 213H119V212H117ZM121 213H120V215H121ZM129 213H130V212H129ZM186 213H187V212H186ZM195 213H194L193 215H198V214H195ZM214 213H215V210L213 211V214H214ZM21 214H22V212H21ZM66 214L68 215V213H66ZM73 214L75 215V213H73ZM112 214H114V212H113ZM160 214H163V218H164V214H165V213L163 212V213H160ZM166 214H167V212H166ZM188 214H189V213H188ZM224 214H225V213H224ZM26 215H25V216H26ZM31 215H34V214H31ZM42 215H43V214H42ZM50 215H52V214H50ZM63 215H64V217H66L65 213H64ZM88 215H90V214H88ZM103 215H104V214H103ZM115 215H116V214H115ZM115 215H114V216H115ZM129 215H130V214H129ZM132 215L134 216V214H132ZM142 215H143V218H144V216H145L144 213H141V217H142ZM147 215H148V214H147ZM157 215H156L155 218L152 217V218H153V222H155L156 225H158L159 221H162V222L167 221V220H165V221H164V220H160L162 217H158ZM207 215H208V214H207ZM207 215H206V216H207ZM211 215H212V214H210V216H211ZM217 215H215V217H216ZM219 215H218V217H216V221H215V217L212 215V217H210V218H212V222H214V221H215V222L219 221V220H217V218H218V219H219V218L222 219ZM7 216H8V215H7ZM9 216H10V215H9ZM38 216H39V215H38ZM40 216H41V215H40ZM40 216H39V217H40ZM45 216H46V215H45ZM86 216H87V215H86ZM97 216H98V215H97ZM99 216H101V215H99ZM106 216H108V215H106ZM122 216H120V220H121V221H122L123 219H125V218H122V219H121ZM127 216H128V215H126V217H127ZM130 216H131V215H130ZM137 216H138V215H137ZM159 216H160V215H159ZM206 216H205V217H206ZM237 216H239V215H237ZM241 216H242V215H241ZM244 216H243V217H244ZM250 216H254L253 219L255 218L254 220L257 221V222H253V223H251V221H252L253 219H251ZM29 217H30V216H29ZM41 217H43V216H41ZM46 217H47V216H46ZM64 217H63V218H64ZM72 217L74 218V221H75V220H76L75 217H74V216H72ZM103 217H104V216H103ZM112 217H113V216H112ZM117 217H119V216H117ZM146 217H147V216H146ZM149 217H151L150 214H149ZM149 217H148V218H149ZM157 217L159 218V221H158V218H157ZM165 217H168V216H165ZM196 217H197V216H196ZM213 217H214V221H213ZM243 217H241V219H242ZM32 218H34V217H32ZM32 218H31V219H32ZM87 218H88V217H87ZM87 218H86V219H87ZM101 218H102V217H101ZM101 218H99V219H101ZM104 218H106V217H104ZM104 218H102V219H104ZM108 218H109V216H108ZM133 218H134V217H133ZM133 218L131 217L132 220H134ZM137 218H138V217H137ZM143 218H141V219L143 220ZM148 218H147V219H148ZM163 218H162V219H163ZM170 218H171V217H170ZM189 218H190V217H189ZM203 218H204V217H203ZM207 218H208V216L206 217V220H207V221L205 220V218H204V220H205V222L209 223L208 225L211 226L210 223H212V222L209 221V219H207ZM237 218H238V220H239V217H237ZM237 218H236V217L234 218V219H236V221H235V220H231V219H230V220H231L232 222L235 221V222L237 223L235 226L238 228V226H239V224H240L241 221H240V222L237 221ZM36 219H37V217H36ZM36 219H35V220H36ZM39 219H40V218H39ZM43 219L45 220V217H44ZM53 219H54V218H53ZM116 219H117V218H116ZM116 219H115V222H116L117 220H119V219H117V220H116ZM155 219H157V222H158V223L156 222ZM166 219L169 220V218H166ZM241 219H240V220H241ZM250 219H251V220H250ZM14 220H15V217H14ZM37 220H38V219H37ZM46 220H47V219H46ZM87 220H88V219H87ZM109 220H110V218L108 219V222H109ZM111 220H112V219H111ZM111 220H110V221H111ZM113 220H114V219H113ZM135 220H136V219H135ZM144 220H145V218H144ZM144 220H143V223L146 225V223L144 222ZM148 220H151V218L148 219ZM148 220H147V221H148ZM154 220H155V221H154ZM175 220H176V219H175ZM201 220H203V219L201 218ZM201 220H200V221H201ZM243 220H244V218H243ZM243 220H242V221H243ZM15 221H16V220H15ZM52 221L54 222V220H52ZM52 221H51V222H52ZM84 221H85V220H84ZM97 221H98V220H96V223H97ZM100 221H101V220H100ZM100 221H99V222H100ZM102 221H103V220H102ZM105 221H106L105 223H107V220H105ZM126 221H127V220H126ZM170 221H171V219L169 220V224L171 225V226H170V229H171V227H173L174 229H176L175 227L178 226V224H175V223L173 222V223L176 225V226H175V225L172 223V224L175 226V227H174V226H172V224H171ZM220 221H222V220H220ZM231 221H229V222H225V223H227V227H228V225L230 224ZM32 222H33V221H32ZM36 222H37V221H36ZM42 222H43V221H42ZM56 222H57V221H56ZM76 222H77V221H76ZM87 222H88V221H87ZM89 222L92 223L91 220H89ZM112 222H113V221H112ZM115 222H114L113 224H116ZM118 222H120V221H118ZM124 222H125V221H124ZM128 222H129V221H128ZM150 222H151V221H150ZM162 222H160V224H159L160 226H162V225H161ZM177 222H178V221H177ZM205 222H204V223H205ZM215 222H214V223H215ZM222 222H223V221H222ZM232 222H231V223H232ZM235 222H233V225H234ZM258 222H259V223H258ZM45 223H46V221H45ZM45 223H43V225H44ZM79 223H80V222H79ZM84 223H85V222H84ZM84 223H83V224H84ZM102 223H104V221H103ZM105 223H104V224H105ZM120 223H121V222H120ZM122 223H123V222H122ZM122 223H121V225H122V230H123V231H124L125 229H129V228L127 227V224L125 225L127 228H124V226H123ZM132 223H133V222H132ZM148 223H149V222H148ZM166 223L168 224V222H166ZM166 223H165V224H166ZM220 223H221V222H220ZM228 223H229V224H228ZM238 223H239V224H238ZM37 224H40V223H37ZM54 224H55V223H54ZM81 224H82V223H81ZM93 224L95 225V222H94ZM93 224H91V225H93ZM97 224H98V223H97ZM97 224H96V225H97ZM128 224H131V222L128 223ZM135 224H136V223H135ZM162 224H163V223H162ZM167 224H166V226H167ZM179 224H180V223H179ZM205 224H206V223H205ZM223 224H224V223H223ZM40 225H41V224H40ZM40 225H39V227H40ZM47 225H48V224H47ZM51 225H52V224H51ZM84 225H85V224H84ZM108 225H109V223H108ZM108 225H107V226H108ZM110 225H111V223H110ZM110 225H109V226H110ZM137 225H138V226L140 225L139 227H142V226H141V223H140V224H137ZM148 225H149V224H148ZM148 225L144 226V228H146ZM152 225H153V223H152ZM156 225H154V226H152V227L154 228V227H156ZM189 225H190V224H189ZM213 225L215 226V224H213ZM213 225H212V226H213ZM237 225H238V226H237ZM45 226H46V225L42 226V229H45V232H46V230H49L50 227H49L48 229H46L47 227H45ZM49 226H50V224H49ZM54 226H55V225H54ZM101 226H102V225H99V226H98L99 231H100V227H101ZM103 226H104V225H103ZM103 226H102V227H103ZM115 226H116V225H115ZM129 226H130V225H129ZM131 226H132V225H131ZM138 226H136V227L138 228ZM166 226H165V227H164V226H163V227H159V226H158L159 228H162V229H158V231L161 230L160 233H162L165 237L167 236L166 234H168V232H169V230H170V229H169L168 231H166V232H167L166 234H165L164 231L162 232L163 228H164V229L169 228V227L166 228ZM181 226H182V225H181ZM181 226H178V227L180 228ZM183 226H184V225H183ZM218 226H220V224L217 222V224H216V228H217ZM225 226H226V224H225ZM225 226H224V228H226ZM230 226H232V225L230 224ZM230 226H229V228H226V229H230ZM240 226H241V225H240ZM34 227H35V226H34ZM34 227H32V228L34 229V232H35V228H34ZM43 227H45V228H43ZM85 227H86V226H85ZM91 227H93V226H91ZM96 227H97V226H96ZM96 227H95V228H96ZM105 227H106V226H105ZM118 227L120 228V226H118ZM152 227H150V229H153ZM178 227H177L178 231H177V229H176V231H177V235L180 234V233H179L180 229H179ZM190 227H191V225H190ZM221 227H222V229H223V226H221ZM221 227L217 228V230L220 229ZM236 227L233 229V226H232V229L235 230V231L240 229V228L237 229ZM248 227H247V228H248ZM55 228H56V227H55ZM55 228H54V229H55ZM107 228H108V227H107ZM107 228H106V230H107ZM112 228H113V227H112ZM123 228H124V229H123ZM133 228H134V226H133ZM144 228H143V229H144ZM181 228L183 229V227H181ZM191 228H193V227H191ZM191 228H190V229H191ZM249 228H248V229H249ZM7 229H8V227H7ZM39 229H40V228H39ZM80 229H81V226H80ZM91 229H92V228H91ZM91 229H90V230H91ZM110 229H111V228H110ZM131 229H132V228H131ZM131 229H130V232H131ZM141 229H142V228H141ZM150 229H149V230H148V229H147V230L145 229V230L150 232ZM186 229H187V228H186ZM222 229H220V230H222ZM226 229L223 230V231H224L223 234H224L225 232H229V231L231 232V230L226 231ZM244 229H245V228H244ZM248 229H246V230H248ZM104 230H105V229H104ZM104 230H103V231H104ZM114 230H115V229H114ZM118 230H119V229H118ZM154 230H155V228H154ZM172 230H173V229H171V232L173 233ZM187 230H189V229H187ZM209 230H210V229H209ZM217 230H216V232H217ZM220 230H219V231H220ZM42 231H43V230H42ZM51 231H52V230H51ZM51 231H50V232H51ZM74 231H75V230H74ZM80 231H81V230H80ZM88 231H89V230H88ZM103 231H101L100 233H102ZM110 231H111V230H110ZM110 231H109V232H106V231H105V232H106V233H111ZM126 231H127V230H126ZM126 231H125V234H126ZM133 231H134V232H133ZM137 231H139V229H137ZM146 231H144V232H146ZM155 231H156V232H154V233H155V236H157V235L160 234V233H159V234L156 235L157 230H155ZM176 231L174 230V232H176ZM182 231H184V229H183ZM190 231H192V229L189 230V231H187V232H189V234H190ZM193 231H194V229H193ZM193 231H192V232H193ZM235 231H232L231 234L235 233ZM250 231H251V230H250ZM250 231H249V234L252 233V232L250 233ZM45 232H44V234H45ZM52 232H53V231H52ZM78 232H79V231H78ZM91 232H92V230H91ZM118 232H120V231H118ZM121 232H122V231H121ZM130 232H129V231L127 232V233H128V234L126 235L127 237L124 236L126 239L128 238V235H129ZM140 232L142 233V231H140ZM149 232L147 233V235H148V234H149V235H150V234L152 235L153 232H152V233H149ZM180 232H181V231H180ZM192 232H191V234H192ZM196 232H197V231H195V232H193V233L197 234ZM198 232H199V231H198ZM236 232H238V231H236ZM41 233H42V232H41ZM72 233H73V232H72ZM113 233H114V232H113ZM134 233L136 234V233H138V232H136V230H133V229H132V232H131L130 234H131V235L133 234V235L135 236ZM212 233H213V232H212ZM219 233H221V231H220ZM243 233H244V234H243ZM46 234H47V232H46ZM51 234H52V233H51ZM51 234H50V236L53 237V234H52V235H51ZM67 234H68V233H67ZM78 234H79V233H78ZM119 234H120V233H119ZM122 234H124V233H122ZM122 234H121V235H122ZM125 234H124V235H125ZM162 234H161V235H162ZM174 234H175V233H173V235H174ZM181 234H183V233L181 232ZM189 234H188V235H189ZM200 234H201V233L198 234L199 236H198V235H197V236L195 235V239H192L193 241H190L191 244H192V242H194V241L197 239L196 237L199 238V239H197V241H198V240H199V241H202V240L200 239V236H201L202 234H201V235H200ZM228 234H229V233H228ZM228 234H227V235H223V236H225L226 239H227V238L229 239L231 236L228 235ZM249 234H248V235H249ZM69 235H70V234H69ZM103 235H104V234H103ZM106 235H107V234H105L104 236H106ZM108 235H109V234H108ZM114 235H115V234H114ZM114 235L112 234L111 237H113ZM133 235L131 236L132 239H134ZM151 235H150V236H151ZM153 235H154V234H153ZM161 235H160V236H161ZM163 235H162V236H163ZM168 235H169V234H168ZM173 235H172V236H173ZM177 235H174V237L176 238ZM192 235H194V234H192ZM192 235H191V236H192ZM252 235H253V234H252ZM255 235H253V237H254ZM47 236H48V235H47ZM59 236H60V235H59ZM79 236H80V234H79ZM81 236H82V235H81ZM81 236H80V237H81ZM83 236H84V234H83ZM83 236H82V237H83ZM101 236H102V235H101ZM117 236H118V235H117ZM129 236H130V235H129ZM137 236H139V234H138ZM150 236H149V237H150ZM208 236H209V235H208ZM227 236H230V237H227ZM237 236H238V237H237ZM62 237H63V236H62ZM71 237H72V235H71ZM71 237H70V238H71ZM82 237H81V239H82ZM119 237H120V236H119ZM140 237H141V235H140ZM140 237H138V239H139ZM149 237L147 236V238H149ZM189 237H190V235H189ZM192 237H194V236H192ZM206 237H207V235H206ZM253 237H252V238H253ZM47 238H48V237H47ZM59 238H60V237H59ZM64 238H65V237H64ZM93 238H94V237H93ZM108 238H109V236H108ZM108 238H107V239H108ZM117 238H118V237H117ZM122 238H123V237H122ZM125 238H123V239L125 240ZM142 238H143V237H142ZM152 238H155V237L152 236ZM157 238H158V237H157ZM162 238H163V240H164V237H161V238H159V239H162ZM172 238H173V237H172ZM178 238H179V237L176 238V242H177V239H178ZM180 238L184 239L183 237H180ZM235 238H231V240L233 239V242H232V243H234V240H235V242H237V241H236L237 239H235ZM52 239H53V238H52ZM67 239H68V238H67ZM76 239H77V238H76ZM78 239H79V237H78ZM98 239H99V238H98ZM129 239H130V238H129ZM129 239H128L129 242H130V241H134V240H132V239H130V240H129ZM138 239H137V240H138ZM150 239H151V237H150ZM159 239H155V241L158 240L157 242H160L161 240L159 241ZM168 239H169L168 237H167V239L165 238V240H168ZM186 239H188V238H186ZM186 239H185V240H186ZM190 239H191V237H190ZM205 239L210 240V241H214V240H215L214 238H213L214 240H211V236H210V239H209V237H208V238H205ZM205 239H203V240H204V241H203V242H204L203 244H205ZM221 239H222V238H221ZM226 239H225V240H226ZM241 239H238V240H239V241H238L239 243L242 241ZM59 240H60V239H59ZM68 240H69V239H68ZM100 240H101V239H99V241H100ZM116 240H117V239H116ZM121 240H122V239H119L120 242H118V241H117V242H118L119 244H121V243L123 242V241H121ZM139 240H141V238H140ZM163 240H162V241H163ZM188 240H189V239H188ZM207 240H206V242H207L206 245H207V246L205 245V246H206V247H205V246L203 245V246L206 248V249L204 248V250H206V251L209 250V251H210V249H208V248L211 247V246H210V245H211L210 243H212V242L209 243V244H210V245H209L210 247H208V242H209V241H207ZM50 241H51V240H50ZM64 241H65V240H64ZM109 241H110V240H109ZM112 241H113V240H112ZM142 241H144V239H143ZM168 241H169V240H168ZM168 241H164V242H165V243H166V242H167V243H170V241H169V242H168ZM182 241H183V240H182ZM197 241H196V244L199 242V241H198V242H197ZM220 241H221V240H220ZM222 241H223V240H222ZM53 242L55 243L54 240H53ZM69 242H70V241H69ZM77 242H78V241L76 240V243H77ZM87 242H88V241H87ZM102 242H103V241H102ZM117 242H116V246H119V247H120L119 244L117 245ZM126 242H127V241H126ZM151 242H152V241H151ZM164 242H163V243H164ZM190 242H189V249L191 248V247H190V246H191V245H190ZM214 242H215V241H214ZM214 242H213V243H214ZM224 242H225V241H224ZM230 242H231V241H230ZM238 242H237V244H238ZM242 242H243V241H242ZM247 242H246V243H247ZM257 242H256V243H257ZM12 243H13V242H12ZM12 243H10L9 240H8V242H7V241H6V242H4V241L0 242V258H3V259H4L3 262H4L5 264H28V262H29L28 260H29V259H28V258H25L26 255H25V257H24L25 259H24L23 256H22L20 253H18L19 251H16V248H17V247L14 246V244L12 245ZM14 243H15V242H14ZM47 243H48V242H47ZM58 243H59V242H58ZM76 243H74V244H76ZM82 243H83V242H82ZM84 243H85V242H84ZM109 243H111V241H110ZM113 243H114V241H113ZM136 243H138V241H137ZM143 243H145V242H143ZM146 243H149V242L146 240ZM153 243H156V242H154V240H153V242H152V244H150V246H152ZM163 243L160 242V246H161ZM165 243H164V245H165ZM167 243H166V244H167ZM172 243H173V241H171V243L167 245V246H169L168 248H170V245H171ZM187 243H188V242H187ZM213 243H212V244H213ZM226 243H227V241H226ZM251 243H252V244H251ZM60 244H61V243H60ZM67 244H68V243H67ZM79 244H81V243H79ZM122 244H123V243H122ZM124 244H125V243H124ZM124 244H123V247L127 246L126 244H125V245H124ZM139 244H140V245H138V246H142L141 243H139ZM177 244H178V243H177ZM179 244H180V243H179ZM184 244H185V243H184ZM196 244H195V245H196ZM198 244H199V243H198ZM200 244H202V243H200ZM214 244L217 245V246H219L218 249H219L220 247H223V251H221L222 248H220V251L222 252V253H220V254H224V253L227 254L226 252H227V250H228L229 247L225 249V248H224V247H225L224 245H227V246L229 245V246H231L232 248H233V245H234V244H233V245H230L229 241H228V244H224V243H220V244H219L218 242H217V243H214ZM218 244H219V245H218ZM235 244H236V243H235ZM253 244H254L255 246L251 247V245H253ZM15 245H16V243H15ZM53 245H54V244H53ZM56 245H57V244H56ZM56 245H55V248H56ZM68 245H69V244H68ZM81 245H82V244H81ZM107 245H108V242H107ZM111 245H112V244H111ZM111 245H110V246H111ZM131 245H132V244L130 243V245H128V246L130 247ZM146 245H147V244H146ZM146 245H145V246H146ZM155 245H157V246H155ZM164 245H162V246H164ZM174 245H176L175 242H174ZM174 245H173V248H172V249L170 248L171 251H170L169 249L166 248V250H168V251H167L168 253H169V251H170V253H171V257H173V256H172V255H173V254H172V250L175 249L174 247H177V245H176V246H174ZM186 245H187V244H186ZM186 245H185V246H186ZM215 245H214V246L212 245V246H213V247L211 248L212 251H214L215 248H217V246L215 247ZM220 245H221V246H220ZM35 246H36V245H35ZM37 246H38V245H37ZM66 246H67V245H66ZM66 246H65V247H66ZM103 246H104V245H103ZM103 246H102L101 248H103ZM105 246H106V245H105ZM105 246H104V248H105ZM110 246H109V248L114 247V246H112V247H110ZM136 246H137V244H136ZM136 246H135V247H136ZM150 246L148 245V247H150ZM154 246L157 248V247H158V243L154 244ZM160 246L158 247L159 249H160ZM167 246H166V247H167ZM180 246H181V245H180ZM193 246H194V245H193ZM58 247H59V246H58ZM58 247H57V248H58ZM65 247H64V248H65ZM73 247H74V246H73ZM81 247H82V246H81ZM83 247H84V246H83ZM119 247H118V249H119ZM121 247H122V246H121ZM121 247H120V248H121ZM132 247H133V245L129 248V249H131V250H129V251H132ZM142 247H143V246H142ZM142 247L139 248V249L141 250ZM148 247H147V249H148ZM152 247H153V246H152ZM155 247H154V248H155ZM181 247L184 249L183 246H181ZM196 247H198V248L200 249V247L196 245V246H195V250H193V251H191V252H195V253H197V251H199V249L196 250V249H197ZM231 247H230V248H231ZM242 247H243V248H242ZM48 248H49V247H48ZM53 248H54V246H53ZM64 248H63V249H64ZM71 248H72V247H71ZM154 248H150V249H148V250H151V249H154ZM156 248H155V249H156ZM158 248H157L156 250L154 249V250H155L156 252H158V253L154 252L153 250H152L153 252L150 253L151 251H148V250H147L149 253L147 252V254H145L146 250H145V247H143V249L145 250V252H144V251H141V252H144L145 257H146V258H144V257H143V258H144V259L151 258V260L154 258L153 260H156V262H160V264H161V263H164L163 259H165V258L167 257V255H169L170 253H169V254L166 253L167 255L164 253L166 257L163 258V257H164V255H163V257H162L163 259H161V257H160L158 254H160V253L162 252V250L160 249V250H161V251H160V250H158ZM182 248H180V251H181ZM187 248H188V245H187ZM187 248H185V249L188 250ZM202 248H203V247H202ZM202 248H201L200 251H199V253L201 252L200 254H202L201 257L204 256V252H205V254L207 253V254L205 255L206 257H207V255H209V256H211V257H212V255H213V256L216 255V254L212 253V251H211V255H210V253H209L208 251H207V252H206V251L202 252V251H203ZM213 248H214V249H213ZM17 249H18V248H17ZM40 249H41V248H40ZM85 249H86V248H85ZM85 249H84V250H85ZM114 249H115V248H113V250H114ZM122 249H123V248H122ZM133 249H134V247H133ZM176 249L179 250V248H176ZM185 249H184V250H185ZM191 249H192V248H191ZM193 249H194V248H193ZM218 249L216 250L217 253H218V251H219ZM47 250H48V249H47ZM49 250H51V248H50ZM56 250H58V255H59V251H60V250H59V249H56ZM56 250H54V251H56ZM61 250H62V249H61ZM65 250H66V248H65ZM67 250H69V249H67ZM72 250H73V249H72ZM75 250H76V249H75ZM94 250H95V249H94ZM103 250H104V249H103ZM111 250H112V249H111ZM116 250H117V249H116ZM137 250H138V249H136V250L134 249V252H133V251H132V252L136 254ZM178 250H174V253H176ZM201 250H202V251H201ZM229 250H231V252L235 251V249H229ZM232 250H233V251H232ZM247 250H249V248H248ZM252 250H253V249H252ZM44 251H45V250H44ZM52 251H53V250H52ZM54 251H53V252H54ZM62 251H63V250H62ZM76 251H77V250H76ZM118 251L120 252V249L117 250V255L120 256V254H119ZM135 251H136V252H135ZM175 251H176V252H175ZM20 252H22L21 249H20ZM48 252H49V251H48ZM84 252H86V251H84ZM103 252H105V251H103ZM123 252H124V251H123ZM123 252H121V254H122ZM182 252H183V251H182ZM191 252H190V253H191ZM231 252L228 251V253H231ZM246 252H247V251H246ZM255 252H254V254H255ZM62 253H63V252H62ZM64 253H65V252H64ZM67 253H68V251H67ZM75 253H76V252H75ZM77 253H79V252H77ZM82 253H83V252H82ZM86 253H87V252H86ZM105 253H107V251H106ZM124 253H125V252H124ZM129 253H130V252H129ZM178 253H179V255H180L181 252H178ZM183 253L185 254V252H183ZM190 253H189L188 255H186V256L184 255V258L188 256V257H187V261H188V260L191 261V258H190V257H192L193 259H194V257H195V253H194V257H193ZM199 253H197V254L200 255ZM235 253L238 254L236 251H235ZM65 254H66V253H65ZM65 254H64V255H65ZM84 254H85V253H84ZM115 254H116V253H115ZM127 254H128V253H127ZM135 254H133V255H135ZM231 254H232V253H231ZM233 254H234V253H233ZM236 254H235V255H236ZM28 255H29V254H28ZM49 255H50V254H49ZM78 255H79V254H78ZM86 255L88 256V253H87ZM86 255H85V256H86ZM109 255H110V254H109ZM122 255H123V254H122ZM138 255H139V254H137V256H138ZM142 255H143V254H142ZM175 255H176V254H175ZM175 255H174V258H175ZM198 255H197V256H198ZM21 256H22V257H21ZM33 256H34V255H33ZM50 256H51V255H50ZM61 256H62V255H61ZM82 256H83V255H82ZM87 256H86L85 258H87ZM105 256H106V255H105ZM115 256H116V255H115ZM119 256H117V257H119ZM129 256H130V255H129ZM131 256H132V255H131ZM143 256H144V255H143ZM177 256H178V254L176 255V257H177ZM205 256H204V258H205ZM219 256H220V255H219ZM224 256L226 257V255H224ZM224 256H220V257L217 259V262L220 260L221 257H224ZM227 256H228V255H227ZM249 256H250L251 258H248ZM29 257H30V256H29ZM57 257H59V256H57ZM79 257H80V258H79L80 261H82V259H81L82 257H81L80 255H79ZM107 257H108V255H107ZM109 257H111V256H109ZM121 257H122V256H121ZM121 257H120V258H121ZM134 257H136V256H134ZM198 257H199V256H198ZM198 257H197V258H198ZM235 257H236V259H235ZM60 258H61V257H60ZM64 258H65V257H63V259L61 258L62 261L64 260ZM75 258H76V256H75ZM83 258H84V257H83ZM85 258H84V259H85ZM88 258H89V256H88ZM115 258H116V257H115ZM120 258H118V259H120ZM127 258H129V257H127ZM140 258L142 259V256H141ZM140 258H139V259H140ZM180 258H181V257L179 256L178 258H175V260L177 259V260L180 262V264H182L183 260H182V262H181V261H180V260H181ZM184 258H182V259H184ZM189 258H190V259H189ZM207 258H208V257H207ZM212 258H213V257H212ZM227 258H228V257H226V259L224 258V261H225V262L228 260ZM26 259H27V260H26ZM77 259H78V257H77ZM77 259H76V260H77ZM109 259H110V258H109ZM111 259H112V257H111ZM118 259H116V260H118ZM130 259H132V257H130ZM130 259H129V260H130ZM137 259H138V258H137ZM139 259H138V261H139ZM141 259H140V260H141ZM179 259H180V260H179ZM198 259H201V258H198ZM221 259H222V258H221ZM249 259H250V260L253 259L254 262L252 263L251 261H249ZM50 260H51V259H50ZM76 260H75V261H76ZM114 260H115V259H114ZM149 260H150V259H149ZM151 260H150L149 262H151ZM169 260H171V258L168 257V262H169ZM185 260H186V259H185ZM202 260H203V258H202ZM202 260H201V261H202ZM205 260H206V259H205ZM205 260H204V262H207L208 264L211 263V262H208V261H207L208 259H207L206 261H205ZM209 260H210V259H209ZM260 260H261V259H260ZM26 261H27V263H26ZM78 261H79V260H78ZM112 261H113V260H112ZM136 261H137V260H136ZM147 261H148V260L143 261V264H147V263H146ZM172 261L174 262V260H171V262H169V263H172ZM187 261H186V263H183V264H187ZM194 261H195V262H194ZM197 261H198V260L195 259V260L192 261V263H191V262H190V263H191V264H195V263H197ZM199 261H200V260H199ZM201 261H200V262H201ZM211 261H212V263H213V261H216V260L213 259V260H211ZM220 261H222V260H220ZM232 261H231V262H232ZM247 261H249L250 263H248ZM256 261H257V262H256ZM59 262H60V261H59ZM63 262H64V261H63ZM120 262H121V261H120ZM126 262H128V261H126ZM126 262H125V263H126ZM134 262H135V260H133V264H135ZM140 262H141V261H140ZM144 262H145V263H144ZM153 262H155V261H153ZM175 262H176V263H175ZM175 262L172 263V264H177V261H175ZM179 262H178V263H179ZM188 262H189V261H188ZM200 262H199V263H200ZM217 262H216L215 264H217ZM231 262L228 263V261H227L226 263L230 264ZM4 263H1V262H0V264H4ZM80 263H81V262H80ZM82 263H83V262H82ZM86 263H87V262H86ZM105 263H106V262H105ZM107 263H108V260H107ZM110 263H111V262H110ZM112 263H114V262H112ZM122 263H123V262H122ZM137 263H138V262H137ZM141 263H142V262H141ZM169 263H168V264H169ZM190 263H189V264H190ZM199 263H197V264H199ZM219 263H220V262H219ZM221 263L226 264V263H224L223 261H222ZM29 264H30V263H29ZM31 264H32V263H31ZM47 264H48V263H47ZM65 264H66V263H65ZM108 264H109V263H108ZM117 264H119V263L117 262ZM126 264H127V263H126ZM128 264H129V263H128ZM151 264H152V263H151ZM154 264H157V263H154ZM200 264H203V262L200 263Z\"/></svg>",
    "mask_w": 264,
    "mask_h": 264
}]
</instances>
